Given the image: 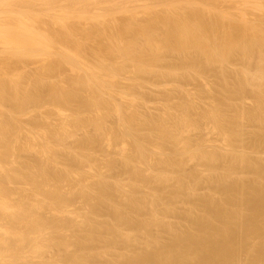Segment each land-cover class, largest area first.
Masks as SVG:
<instances>
[{"label": "bare ground", "instance_id": "obj_1", "mask_svg": "<svg viewBox=\"0 0 264 264\" xmlns=\"http://www.w3.org/2000/svg\"><path fill=\"white\" fill-rule=\"evenodd\" d=\"M92 1H94L95 2V6H93L92 4H94V2L92 3ZM99 1V0H98ZM98 1L97 0H0V54L2 53V54H4V56H7V57H5V58H9L10 57V55H11V58L12 59H8V60H13V57H12V55H14V60H15V62L14 61H11V62H9L8 63V65L10 64V66L12 67V65H13V63H14V65H13V67L14 66H17L16 67V69H18L17 71H16V69H10L8 72H7V70L10 68V66H9V68L8 69H4L5 68V65H6V67H8L7 66V61H6V63H2L1 64V62H0V126L2 127V128H0V130H1V133L3 132L2 130H3V127L6 129V128H8L9 129V126H12L13 127V122H17V121H19V118H18V116H16L17 118H18V120L16 119V117H14L15 116V114H14V116H13V113H15V111H17L16 109H15V107L13 108V110L15 109V111H12V113H10L11 115L10 116H13L14 118H15V121L14 120H12L11 118H10V120L8 119L7 120V118H8V116L5 114V111H6V109L8 108V106H6V102L8 103V101H10V103H9V105L12 103L11 101H13V102H15V101H17V105H16V102H15V106H17L16 108L18 109V111L19 110H21L22 112H23V110H25L26 109V107H24L25 105H29L30 103H32L33 101L35 102V101H38L39 99H42V97L41 98H39L38 97V95H37V93L38 94H40V92H41V90L39 91V89L37 90L38 92H35V88L37 87H39V86H41L42 87V85L39 83V81H41L42 82V84H44L45 83V78H44V76H42V74H38V73H40V69H39V71L36 69V72H38V73H36V74H38L39 76H41V78L43 77V80L41 79V80H39V78L40 77H35V79H37L38 78V80L39 81H37V80H35V81H37L38 82V84L37 85H39V86H36L35 84H36V82H35V87H34V92L33 91H31V92H33V93H35V94H30V93H26V91H24V90H27L28 91V87H31V85H32V87L34 86L32 83H33V81L32 82H30V81H27V79H26V76L24 77L25 79H24V81L22 80V79H20L21 77H20V75L22 74V73H24V72H20V71H23L24 69H25V65H23V67H24V69H23V67L21 68V69H23V70H21L20 69V67H21V65H19L18 66V64L19 63H21V61H22V59H23V57H25V53H27V51L29 52L28 53V55L32 58V57H35L36 55H38V56H36V59L37 58H39L40 56H41V60H43L46 56H48L49 57V55H50V57H54V59H56L57 60V62H59L58 64H61V61H63L64 63H68V64H70V68L72 69V71L73 72H75V73H77L76 75H74L73 73V76H72V78L69 80H65V78H66V75H65V78H64V80H62V77L63 76H61V79L58 81V79H53V80H51V81H53V82H50L49 83V80H50V78L51 77H49V80H48V83H45L46 85H47V87L49 88L48 89V92L47 91H45L46 89H44L45 87H46V85L43 87V91L44 92H47V94H49L51 97H52V99H54L55 101H59L57 104H60L61 105V102L62 103H64V104H66L67 106H69L70 105V102H72V104L71 105H73V101L72 100H74V101H76V99L78 100H82V102H86V104H89L88 106H91L92 107V105H93V103L95 102V100H92V98L93 99H95V96L94 97H91L90 99H89V94L87 95V94H85V95H83V92H82V90H84L85 88H86V91H89L91 94H92V92H93V90H96V94H99V93H97L98 92V89H95L97 86H100V87H98L99 89H101V91L102 90H105V91H103L104 93L103 94H105V92H106V95H108V96H110V98H114L113 96L114 95H112V93H116V91H118V90H120L121 88H118L119 87V83L120 84H123L124 82H122L121 83V80H116V79H118L119 77L118 76H120V74H122V72H123V69H124V71L126 70H129L128 68L126 69V67H127V65L129 66V63L128 62H130L131 60L133 61L134 60V62L133 63H135L134 65L131 63L130 65H133V66H136V68L135 67H133L132 66V68L134 69L135 68V70H136V72L138 71H141L144 67V71H142V72H144L145 73V71H147L148 69L150 70V68H148V66H151L152 68H154L153 66H154V63H155V65H156V63H158V62H162V61H164V59L166 58L167 59V57L169 56L168 54H171V52L172 53H174L175 51L177 52L178 50H179V56H182L181 55V53L183 52V50L184 51H187L188 52V50H189V52H192L191 50H193L195 53H196V51L198 52V55H200V57L202 58V60L201 61H199V64L205 59V62H203V64H200V66H202V65H204V64H206V65H204L205 67L207 66V65H209L210 67H211V65L210 64H214V63H219L220 61H223V63L225 62L224 60H226V58H228V57H232V59H233V56H234V59H237L236 57H238V61H239V58L241 59V60H245L244 61V63L242 64V66L243 65H245L246 64V62L247 63H250L249 64V67H248V65H247V68H244V66H243V68H241V71H240V66H239V70L238 71H240L239 72V74H238V76L240 77V79H239V77L238 76H236V77H238L237 78V80L239 79V88L240 89H242L241 87H243V85H245L246 86V84H247V86L249 87V86H251L252 85V88H253V90L251 91V92H254L255 94H256V102H254V103H256V104H253V102H252V104H253V107H251L252 109H251V111L248 109V111H247V109H246V106H245V111H244V108H242V107H244V106H241V108H240V110L241 109H243V112L242 113H240L241 111H238L240 114H238L239 116H237V113H236V116L238 117H234L233 115H231V116H233L234 118H235V120L236 119H238L239 120V118H240V120H241V116L243 115V118H245V116L250 120V119H253V120H257V121H259L260 123H262V124H264V1H262V0H223L224 2V6H221V8L220 7H218V8H220V10L218 11V10H216V11H218V12H216V13H214L215 14V16L213 17H211V12H210V14L208 15L206 12L208 11L209 12V10L211 11V9H210V6L207 4L206 5V3L205 2H202L201 0V2L200 3H205L203 6L199 3V1H195V2H193V0H192V2H193V4H191L192 6H194V4H195V6H197V8H195L193 11H194V13L192 12L191 14H188L187 13V11H186V13H185V11L183 12V13H185L186 15H182V17L183 16H185V18H179L178 19V17L174 20L173 19V17H175V16H172L171 18H169L170 16H171V13H170V15H169V17H168V20H172V21H169L168 22V25H166V27L168 26L169 27V30H167L166 32V34H164L163 36V38H160V35L158 36V38L159 39H157V37H153V35L152 34H154L155 32H154V30L155 31H157L156 29H153V26H154V23L155 22H157V21H155L154 23H153V20H155V19H159V17H157V18H153V20L151 21V23H147L148 24V26H149V29H148V31H146L145 30V33L143 34L144 36H145V40L144 41H146V44H147V42H148V46H149V49H150V52H149V55H148V50H146V48H145V50L147 51L146 53L145 52H143V51H145L144 50V48H143V50H141L142 49V47H147L148 48V46L146 45V44H144L145 42H143V44L145 45V46H140V48H139V46H137L136 45V43H133V42H131V40H129V42H127V43H129V44H125V43H123L122 42V36H125V35H123V33H121V32H118V33H120L119 34V36H121L122 38H119L118 37V34L116 35V33H115V41H113L114 39H113V37H108V40H109V42L108 41H106V42H108L109 43V47L108 48H106V47H104V48H106V50L108 51H105V55L104 56H102L101 58H100V60H98L95 64L92 62V63H90V61H87L89 58L87 57H85L86 55H85V53H86V51H88V43L90 42V41H92V39H93V41H94V43H96V40L97 39H99L100 37H102V35H103V33H104V36L103 37H105V33L106 34H108L107 33V31L109 30V28H107L108 30L106 31V27H105V25H101V26H103L102 28H101V26H100V18L102 17L101 15L103 14H99V13H95V12H99V10H97L95 7L96 6H98ZM102 1H105V3H106V1H108V0H101V2ZM111 1V0H110ZM110 1H108V3H110ZM122 1V0H121ZM126 1V0H125ZM130 1V0H129ZM136 1H138V0H136ZM141 1V0H140ZM147 1H149V0H147ZM174 1L175 0H173V1H171V0H163L162 1V3L164 2L166 5H167V7H172V6H170L169 4H172V5H174L173 3H174ZM187 1V0H186ZM189 1V0H188ZM187 1V3H189ZM206 1V0H205ZM209 1H211V0H209ZM214 1V0H213ZM112 2V1H111ZM117 3L119 2L120 3V1L118 0V1H116ZM124 2V1H123ZM128 2V1H127ZM126 2V3H127ZM146 2V1H145ZM150 2H152V1H150ZM177 2H178V0H177ZM181 2H182V0H181ZM185 2V1H184ZM212 2V1H211ZM210 2V3H211ZM215 2V1H214ZM100 3V2H99ZM102 3H104V2H102ZM102 3H100L101 5H102ZM125 3V2H124ZM125 3V4H126ZM138 3V2H137ZM136 3V4H137ZM140 3V2H139ZM142 3V2H141ZM140 3V4H141ZM148 3V2H147ZM162 3H159V5H161ZM175 3H176V1H175ZM186 3V2H185ZM186 3V4H187ZM208 3V2H207ZM209 3V4H210ZM216 3H218V1L216 2ZM107 4V3H106ZM114 4V3H113ZM129 5H130V2L128 3ZM132 4H135V3H132ZM139 4V5H140ZM144 4V3H143ZM183 4V3H182ZM181 4V5H182ZM197 4H199L200 6H199V8H198V5ZM213 4V3H212ZM101 5H99V6H101ZM118 5V4H117ZM127 6L126 8H128V7H130V6ZM147 5V4H146ZM114 6V5H113ZM124 6V5H123ZM142 6V5H141ZM145 6V5H144ZM144 6H142L143 8H144ZM152 5H150V6H148V7H151ZM155 6V5H154ZM153 6V7H154ZM178 6V5H177ZM179 6H180V4H179ZM183 6V5H182ZM182 6L180 7V8H182ZM213 6H215V4L213 5ZM213 6H211V8H213ZM219 6V5H218ZM106 7V6H105ZM152 7V8H153ZM165 7V6H164ZM166 7V8H167ZM184 7V6H183ZM188 7V6H187ZM111 8V7H110ZM117 8V7H116ZM132 8H134V9H136L135 7H132ZM131 8V9H132ZM147 8V7H146ZM177 8V7H176ZM179 8V7H178ZM186 8V7H185ZM189 8H191V7H189ZM217 8V7H216ZM97 11H96V10ZM98 9H101L100 7L98 8ZM108 9H109V7H108ZM123 9V8H122ZM122 9H121V11H122ZM131 9H129V10H131ZM139 9V8H138ZM137 9V10H138ZM150 9V8H149ZM154 9V8H153ZM173 9H175L174 7H173ZM107 10V9H106ZM113 10H114V8H113ZM126 9H124V11H125ZM128 9L126 10L127 12L129 11ZM152 10V9H151ZM160 10V9H159ZM171 10V9H170ZM184 10V9H183ZM196 10V11H195ZM57 11H59V13L57 12ZM102 11H104L103 10V7H102ZM101 10H100V12H102ZM112 11V10H111ZM123 11V12H124ZM140 11V13H141V9L139 10ZM143 11V10H142ZM147 11H148V9H147ZM171 11H173V10H171ZM175 11H176V9H175ZM180 11H182V10H180ZM189 11V10H188ZM192 11V10H191ZM250 11H254L255 12V14H256V12H259V13H261V18H259V20L261 19V21L259 22V20L257 19V18H255V19H257L256 21L255 20H252L253 18H250V16H252L251 14L253 13H251L250 15H249V13H250ZM113 13H114V11H112ZM115 12H117V11H115ZM134 12H136V11H134ZM138 12V11H137ZM151 12V11H150ZM149 11H148V13H150ZM164 12V11H163ZM168 12H170L169 10H168ZM177 12H178V9H177ZM57 13V14H56ZM104 13H105V11H104ZM111 12H109V14H110ZM128 13H130V14H132L130 11L128 12ZM143 13V12H142ZM141 13V14H142ZM146 13V12H145ZM147 13V14H148ZM172 13H174V12H172ZM180 13V12H179ZM189 13H190V11H189ZM258 13V14H259ZM108 16H112V15H109L108 14V12L106 13ZM112 14V13H111ZM119 14V13H118ZM120 14H122V13H120ZM124 14V13H123ZM136 14V13H135ZM134 14V15H135ZM138 14V13H137ZM157 14V13H156ZM254 14V15H255ZM106 15V16H107ZM117 15V14H116ZM116 15H113V17L114 16H116ZM126 15V14H125ZM124 15V16H125ZM146 15V14H145ZM165 15V14H164ZM254 15H253V17H254ZM106 16H104V18L102 17V19H105L106 18ZM128 16V15H127ZM131 16V15H130ZM143 16V15H142ZM158 16V15H157ZM258 15H256V17H257ZM77 17V18H76ZM112 17V18H113ZM117 17V16H116ZM115 17V18H116ZM140 17H141V15H140ZM148 17V16H147ZM151 17V16H150ZM149 17V18H150ZM167 17V16H166ZM166 17H165V19H166ZM179 17H181L180 15H179ZM258 17H260V16H258ZM73 20L74 18H76V20H75V22L77 21V19L79 18L80 20L82 19V20H91L92 22L94 21V24H97V22H99L98 24H99V27L98 26H95V27H92V26H87L86 25V23H85V25H82L83 24V22H82V20H81V25L82 26H80V27H82V28H80V30H81V34H83L82 32H84V35L85 34H87V36H89V33H90V36L89 37H87V36H84V35H81V36H79V33H80V30H78V35H77V29H79L77 26V28L76 27H74V29H75V31H74V29H73V31L72 30H70L71 28V26H68V25H65V23L68 21V20ZM73 18V19H72ZM124 18V17H123ZM127 18L128 17H126V18H124V19H126L127 20ZM131 18V17H130ZM136 18H137V16H136ZM143 18V17H142ZM148 18V19H149ZM78 19V20H79ZM134 19V18H133ZM163 19H164V17H163ZM162 19V20H163ZM164 19V20H165ZM88 20V21H89ZM105 20H109V17H108V19H105ZM105 20H102V21H104V22H106ZM111 20V19H110ZM109 20V21H110ZM116 20V19H115ZM121 20H123V19H121ZM130 20V19H129ZM137 20V19H136ZM160 20L161 19H159L158 21L160 22ZM167 20V21H168ZM45 21H51L52 22V25H54L53 23H55V27H57V26H59V24L60 23H62V24H60V25H65L64 27H63V29L62 30H60V34H61V36H59V37H61V38H59L58 36V38L56 39L57 41H58V43H57V41L55 40V38H54V40H53V38H51L50 36H54V35H50L51 33H53V32H51V33H49L48 34V30L47 31H45L42 27H45ZM65 21V22H64ZM97 21V22H96ZM102 21H101V24H102ZM112 21V20H111ZM111 21L109 22L112 26H113V24L111 23ZM113 21H114V19H113ZM112 21V22H113ZM135 21V20H134ZM145 21V20H144ZM149 21V20H148ZM147 21V22H148ZM255 21V22H254ZM69 22H71V21H69ZM69 22H67L68 24H69ZM96 22V23H95ZM103 22V23H104ZM129 21H127V23H128ZM133 22V21H132ZM131 22V23H132ZM150 22V21H149ZM173 22H174V24H173ZM58 23V24H57ZM77 23H79V22H77ZM77 23H75V24H77ZM87 23H89V22H87ZM107 23H108V21H107ZM119 23H121V21L119 22ZM118 23V24H119ZM123 23V22H122ZM141 23H142V21H141ZM145 23V22H144ZM72 24H74V22L72 23ZM72 24H70V25H72ZM90 24V23H89ZM129 24V23H128ZM146 24V23H145ZM146 24V25H147ZM155 24H157V23H155ZM160 24H161V22H160ZM164 24V21L162 22V25ZM165 24H166V22H165ZM164 24V25H165ZM219 24H224V27L221 25V27H223V28H221V29H223V31H224V33H222V34H224V35H222V36H217V34L215 33L216 31H218L217 30V26H219ZM49 25H50V28H51V24H50V22H49ZM91 25H92V23H91ZM126 25V24H125ZM138 25V24H137ZM141 25V24H140ZM146 25H144V26H146ZM73 26V25H72ZM75 26V25H74ZM94 26V25H93ZM107 27H109L110 25L109 24H107L106 25ZM115 26V25H114ZM116 26H117V24H116ZM116 26H115V29H116ZM142 26V25H141ZM158 26V25H157ZM225 26H227L226 28L228 29H226L225 28ZM228 26H229V28H228ZM46 27H47V25H46ZM53 27V26H52ZM60 28H61V26H59ZM66 27H69V28H66ZM105 27V28H104ZM126 27V26H125ZM136 27V26H135ZM135 27H133L134 29H135ZM137 27H139V25L137 26ZM147 27V26H146ZM156 27V26H155ZM165 27V26H164ZM47 28H49V26L47 27ZM49 28V29H50ZM94 28V29H93ZM100 28V29H99ZM110 28H112V27H110ZM118 28H120L119 26H118ZM121 28H123V27H121ZM141 28V27H140ZM163 28V27H162ZM64 29H67L66 30V33H67V35H66V33L65 32H62V31H65ZM95 29H96V31H99V32H96L95 31ZM124 29V28H123ZM133 29V30H134ZM146 29V28H145ZM160 30H161V27L159 28ZM215 29H216V31H215ZM218 29H220V26H219V28ZM55 30H56V28H55ZM58 30V29H57ZM103 30H105V31H103ZM112 30L114 31V29L112 28ZM131 30V29H130ZM129 30V31H130ZM139 30V33H140V35H141V32H140V29H138ZM149 30L150 31H153V33H147V32H149ZM160 30H158V31H160ZM163 30H165V28L163 29ZM227 30V31H226ZM53 31V30H52ZM92 31H94L93 33H91ZM103 31V33L101 34V32ZM113 31H111V32H113ZM116 31H118V30H116ZM129 31L126 33L127 34V36H128V33H129ZM223 31H221V32H223ZM46 32V33H45ZM58 32V31H57ZM56 32V35H58V33ZM74 32H76V34L74 33ZM124 32V31H123ZM131 32V31H130ZM132 32H134V31H132ZM143 32V31H142ZM63 33L65 34L64 36H66V38L65 37H63ZM137 34V36L139 35V33H138V31L136 32ZM146 33L148 34V35H146ZM159 33V32H158ZM160 33H162V32H160ZM163 33H165L164 31H163ZM156 34H157V32H156ZM220 34V33H219ZM50 35V36H49ZM56 35H55V37H56ZM79 36V37H84V40L82 39V38H77V36ZM112 35V34H111ZM107 36V35H106ZM113 36V35H112ZM118 37V39H119V41H121L122 43H123V45H122V43L121 42H119L118 41V43H116V41H117V37ZM136 36V37H137ZM102 37V38H103ZM134 37H135V33H134ZM162 37V36H161ZM51 38V39H50ZM63 38H64V40H63ZM69 38V39H68ZM111 38V39H110ZM127 38V37H126ZM139 38V37H138ZM138 38H135V39H138ZM89 39H91V40H89ZM106 39V38H105ZM113 39V40H112ZM121 39V40H120ZM134 39V40H135ZM140 39V38H139ZM141 39H143V38H141ZM51 40H53V41H51ZM67 40H70L69 42V44H71V47H69L70 45L69 44H65L66 42H67ZM101 40V39H100ZM99 40V41H100ZM134 40H132V41H134ZM89 41V42H88ZM93 41L91 42L92 43V45H94V43H93ZM98 41V40H97ZM102 41V40H101ZM124 41V40H123ZM128 41V40H127ZM124 42H126V41H124ZM139 42H141V41H139ZM63 44V45H67L68 46V48H67V46L65 47V46H59V44ZM90 43V44H91ZM103 43H104V41H103ZM106 44V43H105ZM125 44V45H124ZM137 44L138 45H143V44H140V43H138V40H137ZM92 45H89V47L90 46H92ZM99 46V45H98ZM102 46V45H101ZM108 46V45H107ZM71 48V49H70ZM88 48V49H87ZM100 48V47H99ZM103 48V49H104ZM196 48V50H194ZM91 49L92 50H94V48H92L91 47ZM101 49V48H100ZM91 50V51H92ZM95 50H96V48H95ZM98 50V49H97ZM102 50V49H101ZM105 50V49H104ZM180 50L182 51L181 53H180ZM171 51V52H170ZM174 51V52H173ZM25 52V53H24ZM96 52V51H95ZM99 52V51H98ZM162 52H165V53H167L168 52V56L166 57V56H164L163 55V53ZM170 52V53H169ZM175 52V53H176ZM188 52V53H189ZM194 52H192V55H193V53ZM23 54L24 53V56L23 55H21V54ZM55 53H56V55H55ZM90 53V52H89ZM102 53V52H101ZM100 53V54H101ZM177 53V54H178ZM188 53L186 54H184V55H188ZM194 53V54H195ZM17 54V55H16ZM21 56H20V55ZM52 54H54L55 56H57V57H55L54 55H52ZM86 54H88V53H86ZM92 54V53H91ZM176 54V55H177ZM189 54H191V53H189ZM33 55H35V56H33ZM40 55V56H39ZM103 55V54H102ZM174 55V54H173ZM183 55V56H184ZM197 55V54H196ZM16 56V57H15ZM29 56H27L26 55V60H30L31 58H28ZM43 56V57H42ZM45 56V57H44ZM93 56H94V53H93ZM92 56V57H93ZM96 56H98V54L96 55ZM95 56V57H96ZM101 56V55H100ZM100 56H98V57H100ZM178 56V57H179ZM236 56V57H235ZM254 56H256V57H258V59H256ZM17 57H21L22 59H21V61H18L17 63H16V59H19V58H17ZM47 57V61H48V58ZM92 57H90V58H92ZM185 57H187V56H185ZM189 57H191V55L189 56L188 55V58ZM193 57H194V55H193ZM193 57H191V58H193ZM199 57V56H198ZM198 57H196V59L198 58ZM2 58V57H1ZM4 58V57H3ZM28 58V59H27ZM87 60H86V59ZM195 58V57H194ZM204 58V59H203ZM243 58V59H242ZM253 58H255L254 60H252ZM32 59H35V58H32ZM169 59V58H168ZM180 59V58H179ZM186 59V58H185ZM184 58L180 61V62H183V65H188V63L189 62H186L187 60L188 61H191V63L193 64V62H196V63H198L197 61L199 60V59H187V60H185ZM232 59H231V61H232ZM5 60H7V59H5ZM26 60H24L25 62L24 63H28V61L26 62ZM45 61H46V58L44 59ZM55 60V61H56ZM60 60V61H59ZM97 60V59H96ZM135 60H136V62H135ZM185 60V61H184ZM228 60H230L229 58L227 59V61H226V63H224V68H225V66H227V67H229V63L227 64V62H229ZM235 61V63L237 62V63H239L238 61ZM2 61H4V59H2ZM35 61V60H34ZM44 61V62H45ZM50 62H51V60H49ZM55 61H53V59H52V62H55ZM95 61V60H94ZM167 60H165V62H166ZM170 61V60H169ZM172 61V60H171ZM254 61H256L257 62V64L255 65V66H251V64H253L254 65ZM5 62V61H4ZM31 62H32V60H31ZM39 62V61H38ZM40 62H42V61H40ZM39 62V63H40ZM57 62H55V63H57ZM62 62V63H63ZM164 62V63H165ZM179 62V61H178ZM254 62V63H253ZM16 63V64H15ZM24 63H21V64H24ZM36 63H37V61H36ZM66 63V64H67ZM186 63V64H185ZM221 63V62H220ZM230 63H232L233 65H234V63L233 62H230ZM242 63V62H241ZM48 65V63L46 62L45 63V65L44 64H39V65H42L41 67H43L42 68V72H43V75H46L47 73L48 74H51V76H52V73H54V71H56V70H58V68H56V65H55V67H50L51 65H52V63H50V66H47ZM150 64V65H149ZM162 64V63H161ZM192 64H191V67L189 66L190 65V63H189V68H190V71H191V68H192V72L193 71H197L198 70V68H196V66H198V64L196 65H194V67L196 68H194V67H192ZM227 64V65H226ZM28 65V64H27ZM33 65H34V63H33ZM32 65V66H33ZM44 65V66H43ZM54 65H52V66H54ZM153 65V66H152ZM158 65V64H157ZM156 65V66H157ZM179 65V64H178ZM215 65V64H214ZM220 65H222L221 67L223 68V64L221 63ZM232 65V66H233ZM241 65V64H240ZM2 66L4 67L3 68V70H5L6 71V74H3V72L5 73V71H2ZM48 67V68H44V67ZM60 66V65H59ZM180 66V65H179ZM188 66H186V68H188ZM236 66H238V65H236ZM241 66V67H242ZM19 67V68H18ZM28 67V66H27ZM29 67H30V64H29ZM40 67V66H39ZM58 67V66H57ZM61 67H62V64H61ZM119 67V68H118ZM131 66H129V68H130ZM146 67L148 68L147 70H146ZM162 67V66H161ZM165 67H166V64H165ZM164 67V68H165ZM169 67V69H172V68H170V66H168ZM180 67H182L183 68V66H180ZM199 67V66H198ZM204 67V68H205ZM208 67V66H207ZM213 67V66H212ZM220 67V68H221ZM234 67H235V65H234ZM246 67V66H245ZM35 68H38L37 66L35 67ZM35 68L34 69H32V71L33 70H35ZM55 68V69H54ZM65 68V67H64ZM68 68V67H67ZM152 68H151V70H152ZM156 69H157V67H155ZM163 68V67H162ZM161 68V69H162ZM176 68V67H175ZM175 68H173V69H175ZM185 68V67H184ZM185 68V69H186ZM189 68H188V70H189ZM193 68H194V70H193ZM200 68V67H199ZM202 68H203V66H202ZM219 68V69H220ZM223 68V69H224ZM30 69H31V67H30ZM121 69L122 70V72H121V70L119 71V70ZM159 70H160V65H159V68H158ZM166 69H168V68H166ZM181 69V68H180ZM234 69V68H233ZM232 69V70H233ZM12 70H13V72H12ZM183 71H184V69H182ZM201 71H202V69H200ZM206 71V69H203V71ZM230 70V69H229ZM235 70H236V67H235ZM25 71H28V68H26L25 69ZM31 71V70H30ZM31 71V72H32ZM153 71V70H152ZM163 72H164V69L162 70ZM166 71H170V70H166ZM181 71V70H180ZM183 71H181V72H183ZM187 71V70H186ZM228 71V70H227ZM226 71V72H227ZM237 71V70H236ZM237 71V72H238ZM2 72V73H1ZM29 72V71H28ZM27 72V73H28ZM47 72V73H46ZM58 72V71H57ZM61 72V71H60ZM63 72V71H62ZM62 72H61V75H62ZM66 72V71H65ZM68 72V71H67ZM69 72H71V71H69ZM118 72H121V73H118ZM128 72V71H127ZM133 72V71H132ZM135 72V71H134ZM133 72V73H134ZM155 72V71H154ZM154 72H152V73H154ZM158 72V71H157ZM172 74L174 73V72H177L176 70L174 71V72H172V71H170ZM179 72V71H178ZM177 72V73H178ZM224 70H223V73L221 72V74H224ZM19 73V74H18ZM21 73V74H20ZM33 73V72H32ZM31 73V74H32ZM35 73V72H34ZM45 73V74H44ZM124 73H126V72H123V74ZM132 73V74H133ZM140 73V72H139ZM150 73V72H149ZM166 73H168V72H166ZM176 73V74H177ZM190 72H188L187 74H189ZM194 74H195V72H193ZM196 73H198V72H196ZM199 73H201V75H202V72H199ZM228 73V72H227ZM234 73V72H233ZM236 73V72H235ZM28 74H30V73H28ZM36 74H34V75H36ZM54 74H56V73H54ZM57 74H60V73H57ZM65 74V73H64ZM67 74V73H66ZM122 74V75H123ZM127 74V73H126ZM156 74V73H155ZM154 74V75H155ZM160 74H161V72H160ZM159 74V75H160ZM182 74V73H181ZM185 74V73H184ZM194 74H193V76H194ZM229 74V73H228ZM237 74V73H236ZM25 75H27L26 73H25ZM68 75V74H67ZM118 75V76H117ZM131 75V73L129 74V76ZM140 75H141V73H140ZM162 75V74H161ZM191 75V74H190ZM196 75V74H195ZM21 76H24V74L23 75H21ZM29 77L28 78H31V79H33L34 78V76L32 77L31 75H28ZM37 76V75H36ZM47 76V75H46ZM59 76V75H58ZM57 76V77H58ZM125 76V75H124ZM128 76V77H129ZM132 76V75H131ZM131 76H130V78H129V80H131V83L133 82V84H134V80L133 79H135V77L137 76L138 77V75L137 74H135L134 73V78H132L131 79ZM165 76V75H164ZM189 76V75H188ZM193 76H192V78H193ZM198 76V74L196 75V77ZM209 76H210V74H209ZM213 76V75H212ZM220 76V75H219ZM225 75H223L221 78H223ZM70 77V76H69ZM128 77L126 76V79H127V81H128ZM168 77V76H167ZM207 77V76H206ZM48 78V77H47ZM121 78H123V76L122 77H120L119 79H121ZM143 78V77H142ZM160 78V77H159ZM203 78V77H202ZM234 78V77H233ZM30 79V80H31ZM141 79V78H140ZM204 79V78H203ZM207 79V78H206ZM213 79V78H212ZM235 79V78H234ZM56 82H55V81ZM133 80V81H132ZM136 80H137V78H136ZM186 80V79H185ZM198 80V79H197ZM205 80V79H204ZM220 80V79H219ZM227 80V78L224 80L225 82H227L226 81ZM236 80V81H237ZM26 81H27V84L30 82V86L29 85H26L25 83H26ZM137 81H139V80H137ZM228 81H230V79L228 80ZM24 83V85H26L24 88H26V89H24V90H22V84ZM126 82V81H125ZM201 82V81H200ZM205 82V81H204ZM214 82V81H213ZM218 82V81H217ZM224 82V84H226L227 85V83H225ZM136 83H139V82H136ZM142 83H144L143 82V80H142ZM165 84L167 83V82H164ZM170 82H168L167 84H169ZM196 83V82H195ZM206 83V82H205ZM232 83H233V80H232ZM209 84V83H208ZM124 85V84H123ZM122 85V86H123ZM126 85V84H125ZM207 85V84H206ZM210 85V84H209ZM208 85V86H209ZM218 85V84H217ZM127 86V85H126ZM125 86V87H126ZM135 86V85H134ZM137 86V85H136ZM138 86H139V84H138ZM184 86V85H183ZM183 86L181 87V88H183ZM213 86V85H212ZM216 86V85H215ZM245 86L243 87V88H245ZM129 87H131V86H129ZM128 86H127V88H129ZM169 87V86H168ZM207 87V86H206ZM210 87V86H209ZM219 87V86H218ZM231 87V86H230ZM234 87H236V86H234ZM40 88V87H39ZM81 88H84V89H82L81 90ZM143 88V87H142ZM141 88V89H142ZM187 88V87H186ZM238 88V89H239ZM32 89V88H31ZM31 89H29V90H31ZM89 89V90H88ZM134 89H135V87H134ZM171 89V88H170ZM211 89V88H210ZM224 89V88H223ZM229 89V88H228ZM237 89V88H236ZM235 90V91H238V94H239V90ZM81 90V91H80ZM92 90V91H91ZM166 90H167V88H166ZM177 90V89H176ZM183 90V89H182ZM189 90V89H188ZM198 90H200V89H198ZM203 90H204V88H203ZM212 90V89H211ZM217 90H219L218 88H217ZM243 90H245V89H242V91ZM251 90V89H250ZM23 91V92H22ZM107 91H108V93H107ZM121 91V90H120ZM120 91H118L120 94H115V97H116V99L118 98L116 95H120L119 97H121V99H123V97L122 96H124V100H126L129 96H130V94L132 93H130V91H129V93L128 92H123L124 90H123V88H122V91L120 92ZM125 91H128V89L126 90V88H125ZM143 91V90H142ZM168 91H169V89H168ZM173 91V90H172ZM187 91V90H186ZM231 91V90H230ZM241 91V92H242ZM30 92V91H29ZM100 92V91H99ZM183 92V91H182ZM189 93H190V90L188 91ZM192 92V91H191ZM226 92V91H225ZM240 92V93H241ZM245 92V91H244ZM87 93V92H86ZM111 93V94H110ZM126 93H128V94H126ZM134 93V92H133ZM180 93V92H179ZM187 93V92H186ZM203 93V92H202ZM202 93H201V95H202ZM213 93V92H212ZM215 93H217V92H215ZM221 93V92H220ZM224 93V92H223ZM23 96V94H27L26 95V97L25 96H23V98L22 97H20L21 95ZM43 95H45L46 93H42ZM102 94V95H103ZM122 94V95H121ZM230 93H228V98L229 97H231L230 95H229ZM242 94V93H241ZM246 94V93H245ZM254 94V95H255ZM48 95V96H49ZM87 95V96H86ZM106 95H104V96H106ZM112 95V96H111ZM127 95H128V97H127ZM135 95H137V94H135ZM134 95V96H135ZM182 95V94H181ZM186 95H188V94H186ZM214 95H216V94H214ZM243 95H244V93H243ZM247 95H248V93H247ZM92 96V95H91ZM107 96V97H108ZM126 96V97H125ZM130 96V98H131V100L132 99H136V97L138 96ZM165 96V95H164ZM190 96V95H189ZM188 96V97H189ZM191 96H192V94H191ZM191 96L189 97L190 99H191ZM194 96L197 98V96L195 95V93H194ZM204 96V95H203ZM217 96V95H216ZM219 97H220V95H218ZM234 96V95H233ZM51 97H48V98H50L51 99ZM96 97H98V95L96 96ZM132 97H134V98H132ZM144 97V96H143ZM171 97V96H170ZM194 97V98H195ZM242 97H244V96H242ZM246 97V96H245ZM244 97V98H245ZM252 97H254V99L253 100H255V96H252ZM45 98V97H44ZM47 98V99H48ZM101 98V97H100ZM102 98H104V97H102ZM130 98H128L127 100L129 101V99ZM139 97H137V99H138ZM177 98V97H176ZM184 98V97H183ZM187 98V97H186ZM199 98V97H198ZM198 98L196 99L197 101H198ZM201 98H203V97H201ZM208 98V97H207ZM215 98V97H214ZM223 98V97H222ZM227 98V97H226ZM226 98H224L225 100H226ZM228 98H227V100H228ZM236 98V97H235ZM235 98H233V99H235ZM50 99H49V102L48 103H50ZM98 99V98H97ZM112 99H109V101L110 100H112ZM119 99V98H118ZM140 100H142L141 98H139ZM145 98H143V100H144ZM200 99V98H199ZM204 99V98H203ZM218 99V98H217ZM240 99V98H239ZM243 99V98H242ZM250 99V98H249ZM104 100V99H103ZM108 100V99H107ZM130 100V101H131ZM174 100V99H173ZM195 99H194V101H193V99H191V101L189 102L190 104H192L193 105V103H195V105L197 104V101H196ZM212 100V99H211ZM230 100V99H229ZM226 101V102H230V101ZM247 100V99H246ZM53 101V100H52ZM98 101H101V100H98ZM167 101V100H166ZM177 101V100H176ZM183 101V100H182ZM185 101V100H184ZM189 101V100H188ZM187 101V102H188ZM199 101H201V99L199 100ZM251 101V100H250ZM34 102H33V104H34ZM38 102H40V101H38ZM43 102V101H42ZM40 103V104H43V103ZM45 102V101H44ZM121 102V101H120ZM125 102V101H124ZM133 102H135L136 103V100H133ZM132 101H131V103H133ZM139 102H141V101H139ZM186 102V101H185ZM191 102H193V103H191ZM202 102H204V100H202ZM215 102V101H214ZM232 102V101H231ZM230 102V103H231ZM238 102V101H237ZM240 102V101H239ZM28 103V104H27ZM37 103V102H36ZM35 103V105H37V106H39V103L38 104H36ZM53 103H54V101H53ZM76 103L77 104H79L80 102H78V101H76ZM97 103V102H96ZM111 102H109V104H110ZM112 103H113V100H112ZM111 103V104H112ZM114 103L116 104V107H117V105H119L120 107V109H119V111L121 110V106L122 105H120V104H118V101H117V103L115 102V98H114ZM112 104V105H115V104ZM135 103H133V104H135ZM146 103V102H145ZM161 103V102H160ZM168 103V102H167ZM169 103H171L172 104V102H169ZM169 103L168 104H166V105H168L169 106V110L167 111V109L165 108V107H167V106H165L164 104V109L168 112V113H166V111H164L163 110V112H165L164 113V115H165V117H166V115L167 114H169V112L171 111L170 110V105H169ZM212 103V102H211ZM224 103H225V101H224ZM230 103H226L227 105L228 104H230ZM246 103V102H245ZM249 103V102H248ZM32 104V105H33ZM56 104V102L54 103V105ZM63 104V105H64ZM77 104H75L74 106H76ZM92 104V105H91ZM104 104V103H103ZM105 104H106V102H105ZM110 104V107H108V108H110L111 109V107H112V105ZM129 105H128V107H130V106H134V105H130V102L128 103ZM175 104V103H174ZM173 104V105H174ZM179 104V103H178ZM206 104V103H205ZM214 104V103H213ZM232 104H234V103H231V105ZM236 104H238V103H236ZM243 104V103H242ZM31 105V104H30ZM70 105V106H71ZM83 105V104H82ZM81 105V106H82ZM95 105H97V104H95ZM137 105V104H136ZM142 105H144V104H142ZM141 105V106H142ZM160 105H162V104H160ZM176 105V104H175ZM183 105H185V103L183 104ZM198 105V104H197ZM220 105V104H219ZM245 105V104H244ZM248 105V104H247ZM255 105V106H254ZM12 106V105H11ZM11 106H9V107H11ZM40 106H42V105H40ZM44 106V105H43ZM79 106V105H78ZM81 106H79V107H81ZM94 106V105H93ZM98 106V105H97ZM102 106V105H101ZM149 106V105H148ZM179 106V105H178ZM177 106V107H178ZM181 106V105H180ZM186 106V105H185ZM188 107H189V105H187ZM191 106V105H190ZM208 106V105H207ZM213 106H217V104H214ZM212 106V108H211V111H212V109H213V111L212 112H210L209 110V112H210V115L212 116V117H214V119L209 115V119H211V121H212V123H213V121H216L215 123H216V125H217V127H216V130H218V132H219V134L221 135V136H223L222 138L223 139H225L226 138V140L225 141H229L228 142V144L231 142V144H229L228 146L226 145L227 144V142L225 143V145L227 146H225L227 149H225L226 151V155L224 154V152H223V156L226 158V160H227V158L231 161L230 162V164H229V166H228V164H225L224 163V165H227L228 166V168H229V170L232 172L233 171V169H235V166H237V163L238 162H241L240 164H242V162L244 163L245 162V164L247 163V161H250L251 162V158H248V154H250L251 152L250 151H252L251 149V147L253 146H244L243 147V145H245V144H243L242 146L240 145L239 147H243V150H241L240 151V153L238 152L240 149H238V148H234V147H236L237 145H236V141H234V145H236V146H233V140H235V138H236V136L237 135H240L241 134V136H242V133H239L240 132V129H243L244 127L242 126L243 124H244V122H243V124L241 123L240 124V126H241V128L240 127H237V126H239L238 125V123L239 122H241V121H244V119L242 118V120L241 121H237L236 120V122H238V123H234L235 121H234V118H226V115H229L228 113L225 115L224 113H223V115L225 116H223L222 115V112L224 111V109H225V106H223V104H221V106H219V107H224V109H223V111L221 112L220 111V113H219V109H217L216 111H215V109H214V107ZM238 106H239V104H238ZM5 107H6V109H5ZM28 107V106H27ZM34 107V106H33ZM32 107V108H33ZM52 107V106H51ZM59 107V106H58ZM73 107V106H72ZM78 107V108H79ZM86 107V106H85ZM99 108H100V104H99V106H98ZM172 107V106H171ZM177 107H174V108H177ZM184 107V106H183ZM195 108H196V106H194ZM193 107V108H194ZM201 107H202V105H201ZM200 107V108H201ZM209 107H211L210 106V104H209ZM229 107V106H228ZM42 108V107H41ZM50 108V107H49ZM48 108V109H49ZM77 108V107H76ZM76 108H74V109H76ZM84 108V107H83ZM103 107H101L100 109H102ZM107 108V107H106ZM123 108V107H122ZM173 108V107H172ZM185 108V107H184ZM187 108V107H186ZM192 108V109H193ZM200 108H198V109H200ZM227 108V107H226ZM237 108V107H236ZM239 108L237 109V110H239ZM10 109V108H9ZM37 109V108H36ZM35 108H34V111L36 110ZM45 109H47V108H45ZM55 109H57V108H55ZM64 109V108H63ZM72 109V108H71ZM89 109V108H88ZM93 109V108H92ZM115 110V108H112V110ZM117 109V110H118ZM124 109V108H123ZM127 109V108H126ZM135 109V108H134ZM138 109V108H137ZM180 109V108H179ZM210 109V108H209ZM11 110H12V108H11ZM11 110H8L7 109V111H10L11 112ZM26 110H28V108L26 109ZM38 110V109H37ZM42 110V109H41ZM58 110V115L60 116L59 118H61V120L63 121L64 120V123L63 124H65L66 123V126L68 125H70V124H68V122H67V119H66V117H69L68 115L67 116H65L66 114L64 113V112H62L63 110L62 109H57ZM66 110H68V109H65V111ZM81 110V109H80ZM102 110L103 111H106V114H104L105 112H102ZM102 110H100L101 112V114L103 113L104 115H106L107 116V109H105V108H103ZM128 110H131L130 108L128 109ZM149 110H150V107H149ZM177 110V109H176ZM188 110V109H187ZM221 110V109H220ZM6 111V112H7ZM17 111V112H18ZM31 111V110H30ZM40 111V110H39ZM50 111V110H49ZM71 111V110H70ZM74 111V110H73ZM73 111H71L72 113H73ZM76 111V110H75ZM90 111V110H89ZM96 111V110H95ZM98 111H99V109H98ZM110 111V112H109ZM123 110H121V114L120 113H114L115 114V116L117 115L118 117H119V115L118 114H120V116H122V115H124V116H126L127 117V114H129V111H127L128 113L127 114H124L123 112H122ZM132 111V110H131ZM130 111V112H131ZM135 111V110H134ZM134 111H132V112H134ZM159 111V110H158ZM173 111H174V109H173ZM180 111V110H179ZM182 111V110H181ZM185 111V110H184ZM188 111H190V109L188 110ZM199 111V110H198ZM207 111V110H206ZM233 111V110H232ZM231 111V112H232ZM235 111V110H234ZM47 113H48V111H46ZM70 112V113H71ZM77 112V111H76ZM81 112H83L82 110H81ZM111 112H115V111H111V110H108V113L110 114ZM117 112V111H116ZM140 113V111H137V113ZM191 112V111H190ZM193 112H196L195 113V115L197 114V111H192L191 113H193ZM205 112V111H204ZM209 112L207 113V114H209ZM227 112V111H226ZM230 112V113H231ZM236 112V111H235ZM246 113V115L245 114H243V113ZM8 113V112H7ZM21 113V112H20ZM24 113V112H23ZM23 113H21V115H19L18 113L16 114V115H19L20 116V118H22L21 116H22V114ZM27 113H28V111H27ZM35 113V112H34ZM44 113V112H43ZM70 113H68V114H70ZM85 113V112H84ZM96 113H98V112H96ZM123 113V114H122ZM135 113V112H134ZM137 113H135L134 114V118H136V116L139 114H137ZM142 113V112H141ZM140 113V114H141ZM147 113V112H146ZM145 113V114H146ZM149 113V112H148ZM158 113V112H157ZM172 113V112H171ZM174 113H176V112H174ZM173 113V114H174ZM183 113V112H182ZM202 113V112H201ZM211 113H214L215 114V116L214 115H212ZM219 113V114H218ZM5 114V115H4ZM30 115H32L33 114V112H32V114L31 113H29ZM44 114H46V113H44ZM75 114V113H74ZM78 114H81L80 113V111H79V113ZM86 115H87V113H85ZM85 114H81V116L80 115H78L77 116V114H75V115H72L73 117H72V124H71V126L67 129L66 128V130H60V129H58V126H61L62 125V123L60 124V125H56L57 126V129L59 130V131H64L63 133V136L64 135H68L69 133H70V135L71 136H74V138L76 137V135H75V133H73L74 135H72V132H76V131H78V128H79V132L78 133H80V130H83V128H84V130H86L87 128H85L88 124H90V123H93V122H91L92 121V117L90 118V120L87 118V117H85ZM102 114V115H103ZM108 114V115H109ZM111 114H113V113H111ZM137 114V115H136ZM162 114V113H161ZM172 114V115H173ZM179 114H181V112H179ZM189 114V113H188ZM207 114H205V115H207ZM222 116H221V115ZM232 114V113H231ZM3 115H4V117H3ZM24 115H25V113H24ZM34 115V114H33ZM40 115V114H39ZM47 115H49V114H47ZM46 115V116H47ZM52 115V114H51ZM50 115V116H51ZM83 115H84V117L86 118V119H84L83 118ZM92 115V114H91ZM96 115H98V114H96ZM133 115V114H132ZM131 114L130 115H128V116H132ZM144 115V114H143ZM150 115V114H149ZM153 115V114H152ZM156 115V114H155ZM158 115V114H157ZM185 115H187V114H185ZM201 115V114H200ZM241 115V116H240ZM5 116H7V118L5 117ZM26 117H27V114L25 115ZM53 116V115H52ZM55 116V115H54ZM88 116V115H87ZM93 117H94V114L92 115ZM124 116H122L123 118H124V120H127V119H125V117ZM141 116V115H140ZM139 116V117H140ZM145 116V115H144ZM160 116L163 118L164 116L163 115H159L158 117L157 116H155L156 117V120L155 121H161V120H163V119H161L160 118ZM174 116V115H173ZM182 116V114L180 115V117ZM30 117V116H29ZM39 117V116H38ZM42 117V116H41ZM49 117V116H48ZM71 117V116H70ZM74 117H77V118H79L80 117V119H75ZM105 117V116H104ZM103 117V118H104ZM112 117V116H111ZM117 117V120L119 121V122H121V123H123L122 122V120H123V118L122 117H120V118H118ZM133 117V116H132ZM131 117V118H132ZM138 117V119H140ZM147 117V116H146ZM145 117V119H147L149 122H151L150 121V119L149 118H146ZM154 117V116H153ZM154 117V118H155ZM164 117V118H165ZM169 117V116H168ZM172 117V116H171ZM192 117V116H191ZM194 117V116H193ZM197 117V115L195 116V118ZM201 117V116H200ZM203 117V116H202ZM211 117V118H210ZM4 118H6V120L9 122V123H7V121H5L7 124L6 125H4L5 123H4ZM47 118V117H46ZM83 118V119H82ZM98 118V117H97ZM100 119H103L102 118V116L100 115V117H99ZM95 119V120H93V121H96V123L98 122V124H95L97 127H98V129H97V132L99 131V129L102 131V130H104V126L106 127V129L105 130H107V128H108V126H106L107 124V120H105V121H103L104 123L103 124H101L100 122L102 121V120H100V119ZM106 119L108 118V117H105ZM113 118V117H112ZM116 118V117H115ZM122 118V119H121ZM142 118V117H141ZM160 118V119H159ZM173 118H175V117H173ZM186 118H187V116H186ZM185 118V119H186ZM204 119H205V116L203 117ZM246 118V119H247ZM35 119V118H34ZM49 119V118H48ZM69 119V118H68ZM71 119V118H70ZM70 119H69V121H70ZM75 119V120H74ZM94 119V118H93ZM114 119V118H113ZM133 119V118H132ZM143 119V118H142ZM142 119H141V122H143L142 121ZM157 119H159V120H157ZM166 119H168V118H166ZM165 119V120H166ZM188 119H189V117H188ZM194 119V118H193ZM192 119V120H193ZM207 119H208V116H207ZM207 119H205L206 121H208ZM12 120V121H11ZM17 120V121H16ZM23 120H24V118H23ZM22 119H21V121L18 123V125H19V127L18 128H20V129H22V131H24L26 128H28L29 127V125H28V123H27V125L26 124H24L22 121H23ZM26 120V119H25ZM30 120V119H29ZM37 120H38V118H37ZM36 120V121H37ZM52 120V119H51ZM50 120V121H51ZM54 120V122H55V118L53 119ZM100 122H99V121ZM104 120V119H103ZM110 120V119H109ZM108 120V121H109ZM117 120H116V122H117ZM144 120V119H143ZM152 120V119H151ZM153 120V122H155ZM175 120V119H174ZM173 120V121H174ZM181 120V119H180ZM200 120V119H199ZM10 121L12 122V123H10ZM33 121H35V120H33ZM35 121V123H38V121L36 122ZM40 122H41V120H39ZM46 121V120H45ZM137 121V123H138V120H136ZM136 121L134 120V124H133V121H132V124L130 123V121L129 120H127V121H125V123H123L124 125H121V123H119V124H117V125H119V126H121V127H119L118 126V128H119V132H121V129L120 128H122V126L124 127L123 129H124V131H125V135H121V133L123 134V129H122V131L123 132H121L120 134H119V136L118 135H115L114 133H113V135H112V132H110V133H107L108 134V136H109V134H111V136H109L110 137V141H112L116 136H118V137H120V135L121 136H124L125 138L126 137H128L127 139L130 141L131 139H129V138H131V136H129V133L130 134H132V140L130 141L131 143H132V141H133V143H135V144H131L130 142H126L125 140V138L124 137H121V138H123V140L124 141H122V140H120V141H122V143H123V145H124V142H125V145L124 146H126V144H128L127 145V147L126 148H129L128 150L125 148V147H123V145H121L122 147H123V149L121 148V146H120V148H117L116 146V151H114V154H112L113 153V151H112V153H111V151L109 152V151H107L106 152V157H105V153H104V156H102V157H105L106 158V160H107V162L105 161V163L107 164L108 163V165H110L111 164V166L112 167H115L114 166V163H112V162H116V161H118V160H116L117 158H118V156H120L121 158V160H123L122 162H124L123 164H125L126 165V167L129 169V167L128 166H130V167H132V170H134V172L137 174V177L134 175V177H136L135 179H133V182H130L132 179H129L128 178V182H130L131 183V185H128L129 183L127 182V184H126V182H125V180L123 181L120 177H117L118 176V174H117V178H118V180L116 181V179L113 177V179H115L114 180V182H115V184L114 183H112V182H108L109 181V178H111V177H109L108 179L105 177V179H107L108 181H104V182H106V186H104V184L105 183H103L102 181V177H104L105 175H104V173H102V171H98L97 172V176H96V173L95 174H91V170H93L92 169V166L93 165H91L92 163L90 162L91 160H90V158H89V163H91L90 164V167H88L87 165V167L86 166H83L84 167V169H85V167H86V171L83 169H81V171H82V174L80 173V174H78L79 172H77L76 170H74L75 168H73L72 167V169L78 174V175H76L75 174V172L73 171V173L71 172L72 170H71V168L69 169L68 168V164L66 165V163L64 162V164H63V162H60L61 160H62V158H63V160H66V159H64V157H62L61 156V158H60V156H59V153H57V149H59V151H61L62 153H63V151H62V149L68 144L67 143V141H63V142H65L66 143V145H63V146H61V144L60 143H58V142H61L62 140H65V138H67L66 140H68V142L71 140V139H68L69 137H63V136H61V134L60 133H57L56 132V130L54 131V130H50V128H49V125L48 124H46L47 123V121H46V123H44V126H42L41 125V130H39L40 128H38V127H34V128H29V133H31L32 131V129L34 130L32 133L33 134H29L28 133V130L27 131H24V132H26V134L28 133L29 135H34V133H36V135L40 132V134H38V135H40V137H39V139L41 138V134H49V133H51V135L52 136H54L53 137V139H56L55 141H57L59 138L61 139H59L57 142H54V140L52 141L54 144L55 143H58V144H60V146H61V149H60V147H59V145H57V147H55V145L52 143V142H50L51 140V138L49 139L48 137H50V136H48V134H47V136H43V138H41L40 140H41V142H40V140H39V142L40 143H42V141L44 140V138L46 137V141H47V143L48 142H50V144L48 143V144H46V143H42V144H39V142H38V140H37V143L35 142L36 140L35 139H33L32 138V136H28V137H26V136H24V137H26L27 139H30V138H32L33 139V141L31 142V141H29V140H27V139H24V140H26V141H28V142H30V143H26V141H25V143L27 144H25V143H22V141L20 142V140H23L22 138H24V137H22V134L24 133V132H22L21 131V137L19 136V133H20V129H16V130H13L14 129V127H13V131H16V134L18 135V140H19V142L20 143H18L17 141V138H15L14 136H16L17 137V135H15V132H14V134H12V132L10 131V129H11V127H10V129L8 130V129H6V134H7V131H9V132H11L10 133V135L12 134V135H14L13 136V138H15L17 141H15L14 140V142L17 144L18 143V145L19 144H23L24 146H22V145H20V146H22V147H24L25 149H26V151H27V153H29V150H31V149H33V150H31L32 152H37L36 154H37V157H41V158H44V159H46L50 164L52 163V164H56L55 165V167L57 166V167H60V166H65L66 165V168L64 169V171H63V169H61L62 171H63V173H62V171L60 172V173H62V175H60V173L58 172V175H54V174H57V171L58 170H56V171H54L53 169L55 168V167H53L52 169H50L51 171L53 170L54 172H56V173H52L51 171H49L48 169H47V165L46 164H44V159H42V160H34L33 158H32V160H33V162L31 161L30 163H31V165L33 166L34 164H36V162H37V164H39V162L40 161H42L43 162V165H46V166H44L43 167V165L42 164H40V166H38V169H39V167H41V165H42V170H41V174H42V176H40V177H43V178H41V179H39L40 177L38 176V175H36L37 177H39L38 179L36 178V182H37V180H38V182L36 183L35 182V177H34V173H37L38 172V169L35 167V166H37V165H35L34 167H35V169H34V173H32L33 172V168L31 169V167H27V166H25V164H22L21 163V160H19L18 161V158H21L20 156H19V154L17 153H15L16 151H19V153H20V149H21V152H22V149H24V148H20L19 149V147H18V149L16 150V145H14V143L10 140V138L9 137H11L12 138V135L11 136H9L8 138H9V142H11L12 143V145H13V148L11 147V143H9L8 142V140H7V137H6V135H4L3 133L1 134L0 133V264H46L45 263V258L44 257H46L45 255V253H47V256H49L50 255V253H49V247H50V251H51V249H55V247H51V246H57V243H55V242H57V239H58V242H59V246L58 247H56L59 251H60V254H62V250L63 249H65L63 246V244H67V247L69 248L68 250H70V247L71 246H73L72 245V242H74L75 240H73L74 239V237L76 236V237H79L80 236V234L78 235V231L76 232V230L74 229L75 228V226H76V228L78 227V228H80V226L81 227H83V228H81V230H83L84 229V226L83 225H85V223H87V225H89L90 223L88 222V221H91V224L92 225H89V226H91L92 227V231H94L95 233V235H97L96 236V240L98 241V239H100V238H104V236H105V233H108L109 234V236L111 235L113 238H114V240L111 238V242L113 243V241L114 242H116L117 241V239L119 240V242L121 243H129L128 245H134L135 243H136V241H135V243L134 244H131V241H133L135 238H134V236H136L135 234H134V236H133V232H135V231H131V232H129L130 230H133V228L132 229H130L129 231H127V232H125V230L124 231H122V228L123 227H125V226H127V228L128 227H135V226H133V221H135V222H137V224L138 225H140L141 227H144V231H145V229H146V231H151V229H154V225H158L157 227H159L160 225H159V222L163 219V218H168V216L167 217H160L159 215H161V216H163L165 213H163L162 212V209H160L161 207H163V205L161 206V207H158V210H160L163 214H160L159 213V215H158V212H160V211H158L157 210V208L155 209V206H156V204H154V203H156L155 201H154V203L152 202V204H154V206H153V209H155V210H153L152 209V204H150L149 202H147V203H145V204H150L151 206V210L152 211H150V213H151V216H148L147 217V215H146V217L149 219H144V220H142V217H144L145 215H141V219H138L137 218V212H140V211H142L143 212V209H145L144 207H145V205H144V207H143V203L142 202H145L146 200H148L149 201V199H147V197H146V199L145 200H142L143 199V197H145V196H147V193L146 192H148V193H152V191L153 190H155V191H157L156 192V196H153L152 194V196H153V198L155 197V199H151L150 201H152V200H156L158 203H159V201H162L163 199H162V197H161V195H159V194H161V189L159 190V188L158 187H156L155 188V186H158L157 184V182H162L163 180H164V182H166L167 184L169 183V181H172V180H170L171 179V177H173L174 176V178H175V176H176V174H174L173 172H172V174H174V175H171L170 174V171L167 169L166 170V172H164V171H162V172H160L159 171V165L158 164H160V163H162V164H165L164 165V167H168L169 169L171 168V170H172V168L173 169H176L175 167H177V168H184V166H185V164H186V162H187V164H189L188 163V160L189 159H196L195 157H197L196 155H199L198 157H200V156H202V158L201 159H204L207 163V165H208V167H211V168H213V169H210L211 171L212 170H215L214 172H216V170L217 169H215L214 167H213V164L214 163H216V162H219L221 159L219 158L220 157V155H219V157L218 156H216V154L215 153H212L213 151H210L211 153H208V154H206V151H204L205 150V148L204 147H207L205 144H207V142L206 143H204V144H202V141L203 140H200V142H198L200 145H198L197 146V141H196V143H195V145H192V143H190V142H186L187 144H185L184 145V141H183V144H182V141L181 142H179V141H177V140H179V139H177V135H174V134H172V135H174V137H173V139H177L176 140V142H179V144L177 143V146L175 147L174 146V148H179L180 147V153H179V150H178V148H177V150H175V151H178L177 153H176V155H178V156H171V155H169L168 154V152L165 154L164 153V148L163 147H160L162 144H158V143H156V142H158V140H160L159 142L161 143V140H162V138H167L166 136L168 135V130H166L168 127V123H166V124H168V125H164L165 127H167V128H165V127H163L162 126V124H163V121L159 124V126L161 127L160 129H158L159 131H158V134L156 133L155 135H160V137H161V139L160 138H158V140L157 141H154L153 140V142L155 143V145H154V143H150V141H148V142H146V141H144V140H147L146 138H145V136L147 135V136H149L147 133H146V135L145 136H142L141 137V135L143 134H140V135H138L140 132H144V131H147L145 128V130L144 131H140L139 133H137L138 131H136V126L137 127H139V124L137 125V123H136ZM144 121H146V120H144ZM159 121V122H160ZM172 121V120H171ZM176 121V120H175ZM187 121V120H186ZM210 121V122H211ZM247 121V120H246ZM256 121V122H257ZM22 122V123H21ZM49 122V121H48ZM106 122V123H105ZM114 122V121H113ZM149 122H147V123H149ZM167 122H169V120L167 121ZM181 122H184V121H181ZM187 122H189V120L187 121ZM187 122H185V125H182V124H184V123H182V124H180V125H182L183 127H185L186 126V128H189V130H191L190 132L192 133V130L193 129H196V128H199L198 127V125L196 124L195 126H197L196 128H192V127H194V121H192L193 123H187ZM200 122V121H199ZM255 122V121H254ZM17 123H16V125H17ZM34 123V122H33ZM33 123H31V125L33 124ZM34 123V124H35ZM101 125H104V126H101ZM140 123V122H139ZM146 123V125L148 126V124ZM171 123V122H170ZM195 123H197V120H196V122ZM204 123H205V121H204ZM207 123V122H206ZM232 123H234V126H235V129L238 131V133H236L237 131L235 130V129H233L234 128V126H233V124ZM247 123V122H246ZM11 124V125H10ZM21 124H22V127L24 126V125H26V126H28V127H26V126H24V128L25 129H23V128H21ZM39 124V123H38ZM37 124V125H38ZM57 124V123H56ZM136 124V125H135ZM141 124H143V123H141ZM145 124V123H144ZM156 125H155V129H156V131H157V128H156V126L158 125L157 123H155ZM178 124H179V122H178ZM187 124V125H186ZM190 124H192L193 126H191ZM200 124V123H199ZM254 124V123H253ZM7 125H9L8 127H6ZM52 124H50V126H51ZM92 124H90L89 126H91ZM94 125V126H95ZM171 125L172 124H170V127H171ZM179 125V126H180ZM200 125H202V124H200ZM199 125V126H200ZM230 125H232V126H230ZM34 126V125H33ZM39 127H40V124L38 125ZM55 126V125H54ZM55 126V127H56ZM67 126V127H68ZM85 126V127H84ZM93 126V127H94ZM116 126V125H115ZM142 126V125H141ZM144 126V125H143ZM153 125L151 124V126H150V129L152 130L153 128H151ZM172 126H174V125H172ZM178 126V125H177ZM178 126V127H179ZM209 126V125H208ZM213 126V125H212ZM226 126H229V127H226ZM257 126V125H256ZM258 126H259V124H258ZM17 127V126H16ZM15 127V128H16ZM63 127H65L64 125H63ZM80 127L82 128V129H80ZM88 127V126H87ZM100 127V128H99ZM101 127H103V129L101 128ZM169 127V128H170ZM205 127H207V125L205 126ZM211 127V126H210ZM215 127V126H214ZM213 127V128H214ZM231 127H233L232 129H231ZM243 127V128H242ZM253 127V126H252ZM262 127V128H261ZM260 128L263 130V126H261ZM36 128V129H35ZM52 128H53V126H52ZM60 128V127H59ZM113 128V132H114V127H112ZM117 128V129H118ZM182 128V127H181ZM186 128L184 129V130H186ZM202 128V127H201ZM204 128V127H203ZM208 128V127H207ZM237 128H239V129H237ZM246 128V127H245ZM4 129V130H5ZM62 129V128H61ZM65 129V128H64ZM70 129H71V131H70ZM75 129H77V130H75ZM89 129V128H88ZM94 129H95V127H94ZM110 129H111V126H110ZM109 129V130H110ZM115 129H116V127H115ZM126 129V130H125ZM139 129V128H138ZM137 129V130H138ZM142 128H140V130H141ZM173 129V128H172ZM254 129H255V127H254ZM260 129V130H261ZM18 130H19V132H18ZM49 130V131H48ZM92 130V129H91ZM109 130H107V132H109ZM129 130V131H128ZM150 130V133L152 132V131H155L154 129L151 131ZM169 130H171V129H169ZM178 130H179V128H178ZM183 130V129H182ZM188 130V129H187ZM197 130H199V129H197ZM197 130H195V131H197ZM207 130V129H206ZM232 130V131H231ZM253 130V129H252ZM261 130V131H262ZM37 131V132H36ZM42 131V132H41ZM53 131L55 132V133H53ZM58 131V132H59ZM66 131H68V132H66ZM94 131H96V130H94ZM93 131V132H94ZM101 131H99V132H101ZM110 131H112V129L110 130ZM118 131V130H117ZM149 131V130H148ZM155 131V132H156ZM214 131H215V129H214ZM246 131V130H245ZM244 131V132H245ZM248 131H250V130H248ZM247 131V132H248ZM264 131V130H263ZM9 132H8V135H9ZM65 132H66V134H65ZM97 132H95V133H97ZM103 132V131H102ZM100 133V135L102 134L103 135V133ZM118 132V133H119ZM127 132H129L128 133V136H127ZM174 132V131H173ZM172 132V133H173ZM179 132H180V130H179ZM185 132V131H184ZM189 131H187V133H188ZM198 132V131H197ZM217 132V131H216ZM241 132H243V130L241 131ZM252 133H253V131H251ZM68 133V134H67ZM94 133V134H95ZM105 133H106V131H105ZM104 133V134H105ZM117 133V132H116ZM153 134H154V132H152ZM151 133V134H152ZM186 133V132H185ZM204 133V132H203ZM209 133H212L211 131L209 132ZM237 135H236V134ZM249 133V132H248ZM258 133H259V131H258ZM26 134H24V135H26ZM84 134V133H83ZM82 134V135H83ZM99 134V133H98ZM107 134H105V135H107ZM135 134V135H134ZM170 135H171V133H169ZM200 134H202V133H200ZM214 134V133H213ZM213 134H212V136H213ZM257 134V133H256ZM255 134V135H256ZM263 134H264V132H263ZM36 135H34L33 137L34 138H36ZM50 135V134H49ZM70 135H68V136H70ZM93 135V134H92ZM102 135L100 136V137H102ZM134 135V136H133ZM170 135H168V136H170ZM186 135V134H185ZM188 135V134H187ZM191 135V134H190ZM189 135V136H190ZM193 135V134H192ZM191 135V136H192ZM197 135V134H196ZM209 135V134H208ZM219 135V136H220ZM236 135V136H235ZM246 135V134H245ZM248 135V134H247ZM249 135H251V133L249 134ZM253 135V134H252ZM51 136V137H52ZM112 136L114 137V138H112ZM136 136V137H135ZM151 137H154L155 139L157 138L156 136H152V135H150ZM182 136V135H181ZM190 136V137H191ZM207 136V135H206ZM205 136V137H206ZM218 136V137H219ZM244 136V135H243ZM261 136V135H260ZM38 137V136H37ZM62 137V138H61ZM88 137H89V134H88ZM87 137V135H86V138H88ZM94 137V136H93ZM103 137H106V136H104L103 135ZM159 137V136H158ZM171 138H170V140H169V138H167L168 139V144H170V142L169 141H171V142H173L172 141V136H170ZM200 137V136H199ZM215 137V136H214ZM217 137V136H216ZM235 137V138H234ZM237 137H239V136H237ZM247 137V136H246ZM250 137V136H249ZM257 136H255V138H256ZM263 137V136H262ZM13 138H12V140H13ZM64 138V139H63ZM72 138V137H71ZM77 138V137H76ZM76 138H75V140H76ZM82 138V137H81ZM107 139H108V137H106ZM112 138V139H111ZM121 138H119V139H121ZM134 138L135 139H137V141L138 142H136V140H134ZM188 138V137H187ZM191 138H194V136L193 137H191ZM195 138H196V136H195ZM204 138V137H203ZM208 138V137H207ZM207 138H206V140H207ZM210 138V137H209ZM213 138V137H212ZM242 138V137H241ZM259 138V137H258ZM37 139V138H36ZM43 139V140H42ZM102 139V138H101ZM106 139V140H107ZM118 139V138H117ZM149 140H151L150 139V137L148 138ZM153 139V138H152ZM190 139V138H189ZM213 139H215V138H213ZM239 139V138H238ZM252 139V138H251ZM24 140H23V142H24ZM35 140V141H34ZM73 140V139H72ZM78 140V139H77ZM83 140V139H82ZM85 140V139H84ZM83 140V141H84ZM96 139H94V141H95ZM115 141H117L116 139H114ZM166 140V139H165ZM185 140H186V138H185ZM198 140V139H197ZM218 140V139H217ZM79 141V140H78ZM83 141H81V143H83ZM86 141V140H85ZM89 141H90V145H93L94 147H95V145H98V144H95L94 145V142H93V139L91 138V137H89L88 139H87V141L86 142H88L87 143V146H88V144H89ZM100 141H102V140H100ZM108 142V143H110V144H112V142ZM135 141V142H134ZM139 141H141V142H139ZM186 141H188V140H186ZM210 141V140H209ZM225 141H223V143L225 142ZM238 141V140H237ZM240 141V140H239ZM254 141V140H253ZM259 141V140H258ZM260 141H261V139H260ZM34 142V143H33ZM44 142H45V140H44ZM86 142L85 143H83V144H85L86 145ZM91 142H92V144H91ZM96 143H98L97 141H95ZM103 142H105L104 140H103ZM150 143V144H152L153 145V147H152V145H149V147H150V149H151V147L153 148L152 149V151L150 150V149H148V147L146 146V145H148V144H146V143ZM152 142V141H151ZM175 142V143H176ZM241 143H243L242 141H240ZM252 142V141H251ZM36 143V144H35ZM62 143V142H61ZM74 143V142H73ZM102 143V142H101ZM107 143V144H108ZM117 143V142H116ZM118 143H121V142H118ZM129 143H130V145H135L133 148H131L130 149V145H129ZM181 143V144H180ZM188 143H190L191 145H188ZM209 143V142H208ZM220 143V142H219ZM222 143V144H223ZM239 143V142H238ZM241 143H239V144H241ZM259 143V142H258ZM257 143V144H258ZM261 143V142H260ZM259 143V144H260ZM33 144H35V146H37V147H35V149L36 148H38L39 149V145H40V150H35L34 149V147H33ZM51 144H53L54 145V147L51 145ZM62 144H64V143H62ZM82 144V145H83ZM100 144V143H99ZM109 144V145H110ZM194 144V143H193ZM215 144V143H214ZM249 144V143H248ZM256 144V142H254V145ZM26 145V146H25ZM108 145V146H109ZM116 145V144H115ZM172 145H174V144H172ZM181 145H183V147H181ZM261 145H262V143H261ZM69 145H67V148L65 147V150H66V152L67 153H70V152H68V150H69V148L71 149V148H73L72 147V144H71V146H69ZM74 146V145H73ZM81 146V145H80ZM80 146H79V149H80ZM86 146V147H87ZM92 146V147H93ZM128 146H130V147H128ZM167 146V145H166ZM169 146V145H168ZM193 146H195V147H193ZM211 146V145H210ZM215 146V145H214ZM264 146V145H263ZM16 147V148H15ZM63 147V148H62ZM83 148H84V146H82ZM91 147V146H90ZM89 147V149H90V152H93V150L91 151V148ZM94 147L92 148V149H94ZM102 147H105V146H102ZM110 147H111V145H110ZM113 147V146H112ZM135 147H136V149H135ZM147 147V148H146ZM201 147H203V148H201ZM208 147H209V145H208ZM216 147V146H215ZM221 147V146H220ZM228 147H229V151H228ZM250 149H249V148ZM261 147V146H260ZM82 148V149H83ZM96 148H97V146H96ZM114 148V147H113ZM162 148V149H161ZM171 149H172V147H170ZM217 148V147H216ZM215 148V149H216ZM254 148V147H253ZM13 149H14V151H13ZM24 149V150H25ZM78 149V148H77ZM78 149V150H79ZM86 149H88V148H85V149H83V150H85L86 151ZM88 149V150H89ZM99 149V148H98ZM104 149V148H103ZM107 148L105 147V150H106ZM122 149V150H121ZM132 149H134V150H132ZM166 149H167V147H166ZM204 149V150H203ZM220 149V148H219ZM237 149H238V151H237ZM242 149V148H241ZM255 149V148H254ZM16 150V151H15ZM24 150H23V152H24ZM57 150V151H56ZM81 150V149H80ZM87 150V151H88ZM110 150V149H109ZM111 150H113L112 148H111ZM114 150H115V148H114ZM130 150H132V151H130ZM147 150H149V152L151 153V156L154 154V152H156L157 153V155L155 156V155H153L152 157L150 156V154H149V152H147ZM154 150V151H153ZM206 150H207V148H206ZM209 150V149H208ZM211 150V149H210ZM213 150V149H212ZM220 150H222V149H220ZM31 151H30V153H31ZM56 151V152H55ZM58 151V152H59ZM71 151V150H70ZM72 151H74V150H72ZM95 151V150H94ZM201 151H203V152H201ZM257 151H258V149H257ZM23 152H22V154H23ZM75 152H77V151H75ZM79 152V151H78ZM82 153H83V151H81ZM98 152V151H97ZM209 152V151H208ZM219 152V151H218ZM260 152V151H259ZM100 153V152H99ZM99 153H96V154H98L99 155ZM153 153V154H152ZM155 153V154H156ZM171 153H172V151H171ZM173 153H175L174 151H173ZM206 154V156H205V154ZM222 153V152H221ZM21 154V153H20ZM21 154V156L23 157H25V155L26 154H24V155H22ZM64 155H66L65 153H63ZM71 154H73V153H71ZM78 155H79V153H77ZM84 154V153H83ZM93 154H94V152H93ZM103 154V153H102ZM117 154H118V156H117ZM147 154L151 157V158H153L154 157V159H152L153 160V162L155 163L154 165H152L153 164V162L150 160V159H148V157H147ZM165 154V155H164ZM253 154V153H252ZM255 154V153H254ZM28 156H30V154H27ZM32 155V154H31ZM34 155V154H33ZM61 155V154H60ZM82 155V154H81ZM80 155V156H81ZM85 155H87V154H85ZM92 155V154H91ZM133 155H135L136 156V158H138L137 157V155L139 156V158H140V160L142 161H144L145 163L147 162V164H145V165H150L151 167L152 166H154V168L156 167L155 165H158L156 168H155V170H157L158 169V171H155V170H150V171H148V170H144V171H148V172H150V173H152L151 175H149L150 173H147V172H145L146 174V176H144V174H143V171H141V169L143 168L144 169V167L146 168L147 166H143V167H141L142 165H144L140 160H138V159H135V161H134V158L132 159V157H133ZM159 155V160H156L157 158V156ZM175 155V154H174ZM258 155H259V153H258ZM73 156V155H72ZM80 156H78V157H80ZM84 155H82L80 158H82ZM110 158H109V157ZM115 156H117V157H115ZM251 156V154L249 155V157ZM260 156H262V155H260ZM22 158V159H25L24 161H25V163H26V161H27V163L29 162L28 160L30 159V157H28L27 158V160H26V157L25 158ZM36 157V156H35ZM37 157H36V159H37ZM84 157H86V156H84ZM82 158V159H80L79 158V160H80V162H77V163H81V164H83V163H85L84 161H83V159L85 160V159H87V161H88V158L86 157V158ZM88 157H90V156H88ZM93 157V155L91 156V158ZM95 157V156H94ZM99 157H101V156H99ZM101 157V158H102ZM116 158V159H114V161H113V158ZM222 157V156H221ZM223 157V158H224ZM40 158V159H41ZM61 159L60 161H59V159ZM156 158V159H155ZM224 158V159H225ZM95 159V158H94ZM104 159V158H103ZM119 159V158H118ZM188 159V160H187ZM198 159V158H197ZM220 159V160H219ZM249 159V160H248ZM44 160V161H43ZM68 160V161H67ZM66 160V162H69V158ZM76 160H77V157H76ZM105 160V159H104ZM103 160V161H104ZM121 160L119 161V162H121ZM131 160L132 161H134V162H131ZM137 160V161H136ZM147 160V161H146ZM150 160V163L148 162ZM199 160V159H198ZM204 160H203V162H204ZM16 161H18L17 163H21L22 165H24V168H23V166H21L20 167V165H19V168H21V170L23 171V169H24V171L25 170H28L29 168L31 169V172L29 171V173L28 174H26L27 172L25 171V173L23 174L21 171H19L18 169H14V168H16V166L15 167H13V165H16L17 163H15ZM23 161V162H24ZM35 161V162H34ZM55 161H56V163H55ZM57 161H59L60 162V166H59V164L57 165ZM74 161V160H73ZM81 161H83V163L81 162ZM86 161V160H85ZM100 161V160H99ZM103 161L101 160V162H100V165H101V163H103ZM141 162V163H139V162ZM191 161V160H190ZM189 161V162H190ZM192 161H194V160H192ZM191 161V162H192ZM195 161H197V160H195ZM202 160H199V164H200V162H201ZM58 162V163H59ZM152 162V163H151ZM157 162V163H156ZM160 162V163H159ZM202 162V164H204ZM255 162V161H254ZM253 162V163H254ZM15 163V164H14ZM29 163V164H30ZM32 163H34V164H32ZM48 163V165H50ZM62 163V164H61ZM73 163H76V162H73ZM133 163H136L137 165H139L138 167H137V165L135 164H133ZM139 163V164H138ZM149 163V164H148ZM229 163V162H228ZM29 164H27V165H29ZM51 164V165H52ZM71 164V163H70ZM69 164V165H70ZM95 164H99V162L97 161L96 163H94V165ZM104 164V163H103ZM102 164V165H103ZM106 164H104L103 166H102V170H104L103 168H106L107 169V166H106ZM116 164V163H115ZM160 165V167L162 166L163 167V165ZM186 164V165H187ZM198 164V165H199ZM249 164V163H248ZM79 165V164H78ZM134 165V166H133ZM190 165V164H189ZM205 165V164H204ZM204 165H201V166H204ZM216 165H218V164H216ZM239 165V164H238ZM18 166V165H17ZM54 166V165H53ZM81 166V167H82ZM96 166V165H95ZM94 166V167H95ZM121 166H122V163H121ZM188 166V165H187ZM240 166V165H239ZM238 166V167H239ZM247 166V165H246ZM249 166V165H248ZM253 165H250L249 167H252ZM259 167H256L257 169L255 170L256 171V175H257V177L258 178H254L255 179V181H254V179L253 180H251V179H240V181L239 182H236L235 181V183H228L227 181H223L224 180V178H223V175L225 174V173H223V175L221 176V173H220V179H218V181H220V184H219V182H218V184H219V186H220V189L222 190V192L224 193V196H223V194H222V198L221 199H216V198H214V196H212V195H210V194H205V195H202L201 196V198H200V200L201 201H199V202H201L199 205H201L202 204V206H203V208L202 209H200L199 208V210H186L188 213H187V215L186 216H188L189 218H190V223L188 222L187 224L189 225V227L187 226L186 227V229H185V226H184V229L182 230V229H180L179 227V229H180V231H175L174 230V227H173V231L172 232H175L174 234H172L173 235V237H172V240H171V242L169 241V243H167L166 245H164L163 246V241L161 242L162 244H159V242H160V239H159V241L158 240H155V239H153L155 236H153L152 234V236H150V237H152V240H154L153 242H154V244H156V245H154V244H152V243H150V244H152V245H149V241L151 240H148L149 238L148 237H146V236H149L148 234L147 235H144V237L143 238H145L144 239V241L145 240H148L147 241V243L146 242H144L146 245H144V246H147V245H149V246H147L148 247V249L147 248H144V249H147V251L146 250H144L141 246V248L140 249H142V250H144V251H146V252H143L142 250H140L139 248H138V251L139 252H141V253H133V254H129V253H131V251H134L135 250V252H136V249H134V248H136L135 247V245H134V248H132V249H134V250H132L131 248H128L129 250L131 249V251L129 252V251H127V249H126V255L128 256V257H126V256H124L123 257V255L122 254H125V252H123L122 254H120V255H122V257H123V259L125 260V262H123L124 264H244V263H242V256L244 257V256H247V258L248 259H246L247 260V263H245V264H263L264 263V235H262V234H264V211H260L259 209H255L256 211H253V207L252 206H255L256 205V207H257V205H258V208H260L259 206H263L264 207V183H263V181H264V161L262 162V165H258ZM46 167V168H45ZM69 167H71V165L69 166ZM77 167V166H76ZM80 167V168H81ZM96 167H98V166H96ZM101 167V166H100ZM110 167V166H109ZM108 167V168H109ZM112 167L111 168H109L108 170L110 171V169H112ZM151 167H149L148 166V168H151ZM186 167V166H185ZM199 169H200V171H201V168L199 167V166H197ZM223 167H225V166H223ZM18 168V167H17ZM25 168H28V169H25ZM40 168V169H41ZM50 168H51V166H50ZM62 168V167H61ZM64 168V167H63ZM78 168V167H77ZM99 168V167H98ZM119 168H120V166H119ZM139 168H140V170H139ZM148 168H146V169H148ZM182 168V170H184ZM198 168H196V169H194L195 171L198 169ZM204 168H207V167H204ZM237 168V167H236ZM96 169V168H95ZM142 169V170H143ZM153 169V168H152ZM166 169V168H165ZM165 169H163L162 168V170H165ZM199 169H198V172H199ZM35 170H37V172L35 171ZM71 170V171H70ZM107 170V171H108ZM132 170H130L129 169V172L131 171V172H133ZM177 170H180V169H176L175 171H177ZM185 170H187V167H186V169ZM202 170H204V169H202ZM226 170H228V169H226ZM229 170H228V173H229ZM85 171V172H84ZM104 171H106V170H104ZM103 171V172H104ZM107 171H106V173H107ZM151 171H155L154 173L153 172H151ZM174 171V170H173ZM181 171V170H180ZM188 171H191V170H189V168H188ZM194 171V173H192V171L190 172V174L192 173L193 174V177H194V180L193 181H195V183L196 184H199L198 182H200L199 180L201 179V175L202 174H204L203 172H201L200 174L196 171L195 172ZM208 172H211V171H209V170H207ZM206 171V172H207ZM40 172V171H39ZM93 172V171H92ZM95 172H96V170H95ZM118 172V171H117ZM127 172V171H126ZM130 172V173H131ZM158 174H157V173ZM178 172V171H177ZM185 172V174H187L186 175V177H188L189 176V179L190 178H192V174L190 175L189 173H186V171H184ZM213 172V171H212ZM222 172H224V170L222 171ZM247 172V171H246ZM112 173V172H111ZM119 173V172H118ZM129 173V174H130ZM169 173V174H168ZM181 172H178V174H180ZM217 173L218 172H216V175H217ZM235 173V172H234ZM233 173V174H234ZM238 173V172H237ZM236 173V174H237ZM31 174H33V176L31 175ZM40 174V173H39ZM74 174V175H73ZM108 174V173H107ZM106 174V175H107ZM125 174V173H124ZM182 174V173H181ZM180 174V175H181ZM185 174H183V176L185 177ZM189 174V175H188ZM212 174V173H211ZM215 174V173H214ZM49 175H51V176H53V178L51 177V176H49ZM75 176V178L76 177H78V178H80L79 177V175H81V177H85L86 175H90V177L89 176H86L85 178H80L81 180L79 181L78 180V182H76V180L78 179V178H76V179H74V177L73 176ZM95 175V176H94ZM114 175V174H113ZM127 175V174H126ZM151 176V177H147V176ZM170 177H169V176ZM179 175V180H177V182L179 181L180 183H181V187H179V188H177V189H179V190H176L175 191V193H177V196L178 195H182L184 198H185V196L189 193H187L186 195H185V193H184V195L182 194L184 191L185 192H187L186 190H195V187L196 186H198V185H194L195 187H193V184H194V182L191 180V182H192V184H191V182L190 183H187L186 184V178H184V177H182V175L180 176ZM238 175H240V174H238ZM246 175H248V174H246ZM246 175H243L244 177L246 176ZM253 175V174H252ZM92 176H93V179H94V177H96V181H98V183L97 184H99V186L97 185V184H95L93 181H92V179H91V181H90V183H89V178H92ZM109 176V175H108ZM207 176H209V175H207ZM225 176H228V174H226V175H224V177ZM231 176V175H230ZM87 177H89V178H87ZM126 177H128V175L126 176ZM130 177V176H129ZM132 177V176H131ZM138 177H140L141 179H139ZM143 177H145V178H143ZM233 177V176H232ZM216 178V177H215ZM239 178V177H238ZM50 179H53V181L52 180H50ZM71 179L72 180H74V181H71ZM86 180V181H88V182H86V184H85V181L84 180ZM121 179V180H120ZM124 179V178H123ZM176 179H177V177H176ZM176 179H174V181L176 180ZM185 179V180H184ZM208 179V178H207ZM223 179V180H222ZM226 179H228V178H225V180ZM229 179H230V177H229ZM228 179V180H229ZM69 182V181H71V182H74V186L72 187L74 190L73 191H71V190H69L71 193H68L69 191L66 189V187L65 186H67V188H68V185H65L66 184V182ZM68 180V181H67ZM135 180V181H134ZM216 180V179H215ZM232 180V179H231ZM263 180V181H262ZM14 181V183H12ZM16 181V182H15ZM52 181V182H51ZM83 181V182H82ZM95 181V180H94ZM95 181V182H96ZM125 183H123V182ZM206 181V180H205ZM210 181V180H209ZM18 182H21V184L23 183V184H26V188H23L22 189V187H21V189L20 188H18L19 186L18 185H16V183L17 184H19ZM63 182H65L64 183V185H62L63 184ZM71 182H69V183H71ZM93 182V183H92ZM102 182V183H101ZM107 182L109 183V184H111L112 183V185L110 186V188L113 190H116L118 193L120 192V194L122 195V197L123 198H121V197H119V199L117 198L116 200H119L120 201V199H121V202L120 203H117L115 200H113L112 201V199H115V197L113 198V195L114 194H116L117 192L116 191H114V192H116V193H114L112 190L111 191H109L110 193H112L113 195H111V198L112 199H110L109 198V200L112 202H110L109 201V204L111 203V207H110V205L109 204H107V203H105V200H107L106 202H108V197H106V195H107V190L109 189L108 188V185H107ZM117 182V183H116ZM176 182V183H177ZM212 182V181H211ZM216 181H214V183H215ZM34 183V184H33ZM36 183V184H35ZM89 183V184H88ZM92 183V184H91ZM163 183V182H162ZM170 183H173V182H170ZM14 184V185H13ZM30 184H33V186H35V188L37 187V192H39V194L38 193H36V191L35 190H30V189H32V188H34L33 186H32V188L30 187H28V186H30ZM114 184V185H113ZM148 184H154V187H152V189L153 188H155V189H153L152 191H150L149 192V190H151V185L149 186ZM156 184V185H155ZM175 184V183H174ZM190 184L192 185V187H190ZM205 184H207V183H205ZM217 184V183H216ZM215 184V185H216ZM217 184V185H218ZM11 185H13V186H11ZM18 186L17 187V189H18V191H17V194H20V195H17L16 194V187H15V189L16 190H14L13 189V187L14 186ZM48 185V186H47ZM96 185H97V187H96ZM142 185H144V186H146V185H148L149 187H150V189H149V187L148 186H146L147 188H145L144 186L142 187V189L141 190H148V191H144L145 192V196H142V199L140 198L141 196H140V194L142 193H140V194H138V191H141V190H139L140 189V187L142 186ZM180 184H178V186H179ZM211 185V184H210ZM209 185V186H210ZM11 186V187H10ZM20 186H22V185H20ZM47 186V187H46ZM70 186V185H69ZM62 187H65V189L68 191L67 193H68V195H67V193H65V189H64V192H62L63 190V188ZM159 187H161V184L159 185ZM168 187V186H167ZM167 187H165V188H167ZM41 188L44 190V191H41ZM61 188V189H60ZM108 188V189H107ZM127 188L130 190V192L129 191H127ZM162 188V187H161ZM198 188V187H197ZM20 189V190H19ZM40 189V190H39ZM171 189V188H170ZM197 190V189H196ZM219 190V189H218ZM34 191H35V193L36 194H34ZM41 191V192H40ZM106 191V195H105V198H104V200H103V203H105L106 205H109V207H110V212H111V215H110V217H107V219L109 218H112V216H114V217H116V219L118 220V222H117V220L116 221H114V222H117V224L116 223H114L113 221H112V219L110 220V221H112V223H114L113 225H109V223L108 224H105V223H107V222H105L106 220H104V218H101L105 223H103V222H100L99 220L100 219H96V221L98 220L99 222H97L96 223V221L95 222H92V219H95L96 218V216H98L99 215V210L100 211H104V210H101V209H103V204H102V208L100 207V209L98 210V206H97V204L99 203V205H100V202H98L99 200H98V197H96V193L98 194H100L101 192L103 193V192H105ZM129 192L130 194V196H127V192ZM154 191V192H155ZM204 191V190H203ZM217 191V190H216ZM19 192V193H18ZM30 192V193H29ZM44 192V193H43ZM108 192V193H109ZM153 192V193H154ZM191 192V191H190ZM194 192V191H193ZM197 192V191H196ZM200 192V191H199ZM212 192V191H211ZM219 192V191H218ZM218 192H215V194L216 193H218ZM32 193H33V195H32ZM63 193H65V194H63ZM101 193V194H102ZM134 193H136V194H138L139 195V197L138 196H136V194H135V196L133 195ZM195 193V192H194ZM198 193V192H197ZM208 193V192H207ZM214 192H212V194H213ZM100 194V198H102V195ZM120 194L118 195V196H120ZM123 194H124V196H123ZM158 194V195H157ZM71 197H70V196ZM104 195V194H103ZM108 195H110V194H108ZM107 195V196H108ZM141 195H144V193H142ZM149 195V194H148ZM218 195V194H217ZM219 195H220V192H219ZM16 196H19L18 198L16 197ZM116 196V195H115ZM150 196V195H149ZM152 196H150V197H152ZM176 196V194H175V198L177 197ZM181 196V197H182ZM188 196V195H187ZM221 196V195H220ZM74 197V198H73ZM76 197L77 198H79V199H82V200H86L85 202H86V205H87V203H89L87 206H90V208L89 207H87L86 205H84V206H86L87 208H85L84 206H82V207H84L85 208V210H82V212H79V211H77V209H78V206L77 207H74L75 205H73V207L71 208V198L73 199V201L76 199ZM110 197V196H109ZM165 197H167V196H165ZM172 197H174V196H172ZM180 197V196H179ZM178 197V198H179ZM195 197V196H194ZM200 197V196H199ZM99 198V199H100ZM102 198V199H103ZM134 198H137L138 199V204H136V200L134 199ZM139 198H140V201H142V202H140L139 201ZM169 198H170V196H169ZM175 198H174V200H175ZM183 198V199H184ZM102 199H100V200H102ZM189 199V198H188ZM77 200V199H76ZM81 200V201H82ZM171 200V199H170ZM170 200H168V202H167V200H166V202H167V204H165L166 202H165V200H163V203L165 204V209H168L169 211L170 210H172L173 211V206L175 205H171V203H172V201H171V203H170ZM88 201V202H87ZM118 201V202H119ZM176 201H178V200H176ZM175 201V203H177ZM114 202V203H113ZM140 202V203H139ZM197 202H198V200H197ZM142 203V204H141ZM157 203V204H158ZM188 203H190V202H188ZM73 204H75V203H73ZM76 204H78V203H76ZM79 204H80V202H79ZM83 204H85V203H83ZM161 204V203H160ZM173 204V203H172ZM181 204V203H180ZM182 204H184V203H182ZM105 205V206H106ZM166 205H167V208H166ZM179 205V204H178ZM186 205V204H185ZM193 205H194V203H193ZM193 205H192V207H193ZM172 206V207H171ZM176 206V205H175ZM187 206V205H186ZM190 206V205H189ZM188 206V207H189ZM69 207H70V209H69ZM82 207H81V209H82ZM106 207H108V206H106ZM146 207H147V205H146ZM157 207V206H156ZM180 207V206H179ZM191 207V208H192ZM197 207V206H196ZM196 207H194V208H196ZM255 207V208H256ZM75 208H77V209H74ZM83 208V209H84ZM89 208V209H88ZM149 208V206L145 209L146 211L147 210H150V209H148ZM47 209V211L45 212V210ZM49 209V210H48ZM73 209V210H72ZM80 209V208H79ZM88 209V211L87 212H85L86 210ZM106 210V209H105ZM108 210V209H107ZM175 210H177V209H175ZM259 210V211H258ZM262 210V209H261ZM130 211H137L136 213L135 212H130ZM164 211V210H163ZM168 211V212H169ZM172 211H170V212H172ZM47 212H50V214L48 213L47 214ZM83 212H85V214H87L86 215V217H85V214L83 213ZM96 212V213H95ZM105 212V211H104ZM165 212H167L166 210H165ZM174 212H176V211H173V213ZM178 212V211H177ZM91 213H92V215H91ZM94 213L96 214V215H94ZM108 212H105V215L107 214ZM131 213V214H130ZM132 213L133 214H136L135 216L136 217H134L133 216V218L135 219H133V218H131V216H132ZM146 212L144 211V214H145ZM52 214V215H51ZM81 214H82V216H81ZM89 214V215H88ZM142 214V213H141ZM166 214H168V213H166ZM170 214V213H169ZM45 215H47L48 217H49V219H47L46 218V216ZM53 216V217H51V216ZM101 215V214H100ZM140 215V214H139ZM138 215V217L140 218V216ZM148 215H149V212H148ZM85 218H87V216H88V219H90V216H91V218L92 219H90V220H88L87 221V219L85 220L84 219V217ZM102 216V215H101ZM107 216H109V215H107ZM174 216V215H173ZM183 216V215H182ZM94 217V218H93ZM98 217H100V216H98ZM145 217V218H146ZM150 217V218H149ZM160 218H162V219H160ZM183 218V217H182ZM81 219H83V221L81 220ZM108 219V220H109ZM113 219V220H114ZM137 219V220H136ZM185 219V218H184ZM61 220H63V221H61ZM76 220V221H75ZM82 222H81V221ZM164 221H165V219H163ZM169 220V222H170V219H168ZM167 220V221H168ZM176 220V219H175ZM180 220V219H179ZM61 221V222H60ZM72 221H75V222H73L72 223ZM77 221H80L82 224L81 225H77V224H80V222H77ZM181 221V220H180ZM185 221V220H184ZM186 221H187V218H186ZM185 221V222H186ZM189 221V220H188ZM62 222L64 223V224H62ZM65 222H67L66 224H68V225H70L71 223L73 224V225H75L74 226V228H73V225H70L71 226V228H70V226H69V229H65V230H69L68 232H70L69 234H71L72 233V236H69L70 238H68V239H70V240H72V241H70V240H64V241H66V242H64V241H59V237L60 236H62L63 238H61L60 237V239H67V234H68V232L66 233V232H64V234H62L61 235V233H63V228H64V226H67L68 227V225H65ZM85 222V223H84ZM158 222V223H157ZM162 222V221H161ZM60 223L62 224V226H63V228L62 229H60L59 230V228L61 227H59V225H60ZM111 224V223H110ZM135 224V223H134ZM136 224V226H138ZM162 225H165L166 223H161ZM171 224V223H170ZM179 224H180V222H179ZM178 224V225H179ZM87 225H85L86 227H87V229H88V226ZM108 225V226H107ZM161 225V226H162ZM167 225V224H166ZM172 225V224H171ZM177 225V226H178ZM50 226V227H49ZM160 226V229L162 228ZM167 226H169V223H168V225ZM179 226H182V225H179ZM59 227V228H58ZM67 227H65V228H67ZM139 227V226H138ZM140 227V228H141ZM169 227H171V226H169ZM168 227V228H169ZM77 228V229H78ZM137 228V227H136ZM167 228V229H168ZM178 228H175V229H178ZM183 228V227H182ZM86 229V230H87ZM126 229V228H125ZM139 229V228H138ZM155 229H157V228H155ZM159 229V228H158ZM157 229V230H158ZM160 229L158 230V231H160ZM72 232H71V231ZM85 230V231H86ZM89 230L91 231V229L89 228ZM128 230V229H127ZM134 230H135V228H134ZM137 230V229H136ZM140 230V229H139ZM169 230H172V229H169ZM168 230V231H169ZM60 231H62L61 233H60ZM84 230H83V232H85ZM141 231V230H140ZM139 231V235H140V232ZM142 231H143V229H142ZM144 231H143V234H144ZM145 231V232H146ZM75 234H74V233ZM79 232H80V230H79ZM152 232V231H151ZM154 232H155V230H154ZM66 233V234H65ZM81 233H82V231H81ZM87 233V232H86ZM86 233H84V234H86ZM104 233V234H103ZM136 233V232H135ZM157 233V232H156ZM155 233V234H156ZM60 234V236H58ZM83 234V233H82ZM89 234H92L93 235V233L91 232H89V233H87V235H89ZM132 234V235H131ZM154 234V233H153ZM167 234V233H166ZM73 235H74V237H73ZM78 235V236H77ZM92 235H89V236H92ZM101 235H104L103 237H100ZM139 235H137L136 237H138ZM159 235V234H158ZM261 235V236H260ZM56 236H58L57 238H56ZM82 236V235H81ZM80 236V239L82 238L83 239V237H81ZM109 236L108 235H106V237H107V240H110L109 239ZM157 236V235H156ZM166 236V235H165ZM263 236V237H262ZM76 237H75V239H76ZM86 237H88V236H86ZM97 237H99V238H97ZM159 237V236H158ZM158 237H155L156 239L158 238ZM162 237V236H161ZM170 237V236H169ZM239 237V238H238ZM240 237H242L241 239H240ZM260 237H262V238H260ZM71 238H73V239H71ZM88 238H90V237H88ZM93 238H94V235H93ZM140 238V237H139ZM78 239V238H77ZM79 239V240H80ZM86 239V238H85ZM85 239H83L82 241H84L83 243H84V245H85ZM90 239H92V238H90ZM90 239H88V240H86V242L87 243H89V241H90ZM95 239V238H94ZM140 239H142V238H140ZM140 239H139V243L141 242L140 241ZM163 239H165V238H163ZM170 239H171V237H170ZM260 239H262V240H260ZM96 240L95 241H93V239H92V241H91V243H89V245H91L90 247L91 248H94V250L96 249L95 247H92V245H93V243H95L96 242ZM101 240V239H100ZM99 240V241H100ZM104 239H102L101 240V243H102V241H103ZM106 240V241H107ZM113 240V241H112ZM116 240V241H115ZM135 240H137V238L135 239ZM143 240V239H142ZM257 240V241H256ZM69 241L71 242V245L69 244L68 245V243H69ZM98 241V242H99ZM138 241V240H137ZM168 241V240H167ZM17 242H19V243H17ZM68 242V243H67ZM93 242V243H92ZM98 242H96V243H98ZM104 242V241H103ZM109 242V241H108ZM108 242H106L107 244H108ZM134 242V241H133ZM152 242V241H151ZM21 243V244H20ZM60 243H62V244H60ZM80 243H81V245H82V242L80 241ZM79 243V244H80ZM95 243V244H96ZM119 243V244H120ZM142 243V242H141ZM14 244L16 245V246H14ZM19 244L20 245H24V246H19ZM27 244V245H26ZM78 244V245H79ZM99 244V243H98ZM107 244L106 245H104V243H103V245L104 246H106V247H108L107 246ZM111 244V243H110ZM18 245V246H17ZM26 245V246H25ZM62 245V247H60ZM81 245H80V247H81ZM83 245V246H84ZM86 245H88V244H86ZM97 245V244H96ZM100 245H102V244H100ZM100 245H98V247L100 248L101 247V251L102 250H104V249H107V248H105V247H103V249H102V246H100ZM109 245V244H108ZM114 245L116 246L117 244H115L114 243ZM122 245V244H121ZM124 245V244H123ZM128 245H126V246H128ZM137 245H138V243H137ZM140 245V244H139ZM66 246V245H65ZM82 246V247H83ZM94 246V245H93ZM112 246V245H111ZM114 246V248L116 249V247ZM66 247V248H67ZM79 247V246H78ZM81 247V248H82ZM89 247V246H88ZM97 247V246H96ZM118 248H119V246H117ZM122 247V246H121ZM124 247H125V245H124ZM63 248V249H62ZM81 248H79V250L81 251V252H86V250H87V252H89L88 250H90V248L89 249H87L86 248V250L85 249H83L84 251H82V249ZM85 248V247H84ZM113 248V246L112 247H110V249H114ZM62 249V250H61ZM108 249H109V247H108ZM108 249H107V251H108ZM110 249H109V251H110ZM68 250H65V253H67V251ZM79 250L77 249L76 251H77V253L78 254H75V256L76 255H82V254H79ZM97 250V249H96ZM117 250V249H116ZM124 250V249H123ZM53 251V250H52ZM57 250L55 249L54 250V252L56 253V255H57V252H56ZM90 251H93L92 249L90 250ZM137 251V252H138ZM54 252H51V255H50V257L52 258V254L54 253ZM63 252H64V250H63ZM94 252V251H93ZM103 252V254H106L105 256L107 257L108 255L107 254H109V253H111V251L109 252V253H107L106 252V250H104V251H102ZM102 252H101V255H103L102 254ZM104 252H106V253H104ZM113 252V251H112ZM129 252V253H128ZM95 253H96V251H95ZM97 253H98V251H97ZM129 255H128V254ZM174 253V254H173ZM59 254V256H63V258H64V255H67V254H62V255H60ZM88 254V255H87ZM93 254V253H92ZM99 254H100V252H99ZM95 255V256H97V257H99V259H101L102 258V256L101 255ZM119 254H116V257H118V255ZM91 255V252H89V253H85V256H84V258H86V256H90ZM190 255V256H189ZM59 256L57 255V256H55L54 255V257L56 258L57 257V259L59 258ZM95 256H90V258L89 259H91V257H95ZM100 256H101V258H100ZM104 256V255H103ZM113 256V255H112ZM42 257H43V259H42ZM50 257H48V258H50ZM53 257V259H52V261H51V264L53 263V264H63L62 263V261L59 259V260H56L55 258ZM76 257H78V256H76ZM76 257H74V258H76ZM97 257L96 258H94V259H97ZM115 257V256H114ZM47 258V257H46ZM63 258H62V260H63ZM74 258H73V260L72 261H76V260H78L77 261V264H84V263H82L84 260L86 261V259H88V258H86V259H84V260H80V259H76V260H74ZM79 258V257H78ZM80 258H83V256H81ZM93 259V258H92ZM104 259V258H103ZM109 259V258H108ZM108 259L107 260H105V261H108ZM114 259H120V258H114ZM114 259H110V260H112V261H114ZM123 259H120L119 261H123ZM109 260V261H110ZM249 260V261H248ZM47 261H48V259H47ZM88 261H91V260H87L86 261V263H89ZM94 260H92V262H93ZM96 261V260H95ZM94 261V262H95ZM108 261V263L109 264H115V262H109ZM116 261V260H115ZM102 262V261H101ZM49 263V262H48ZM85 263V264H86ZM99 263V262H98ZM103 263V262H102ZM105 263V262H104ZM107 263V262H106ZM107 263V264H108ZM122 263V264H123ZM50 264V263H49ZM72 264H76V263H74V262H72ZM89 264H91V262L89 263ZM101 264V263H100ZM118 264V263H117ZM120 264H121V262H120Z\"/></svg>", "mask_w": 264, "mask_h": 264}, {"label": "rangeland", "instance_id": "obj_2", "mask_svg": "<svg viewBox=\"0 0 264 264\" xmlns=\"http://www.w3.org/2000/svg\"><path fill=\"white\" fill-rule=\"evenodd\" d=\"M97 1H98V0H97ZM108 1H110V0H108ZM108 1H106V3H107V4H106L105 1H102V2H104V3H102L101 0H99V1H98V6L95 7L97 10H99V12H95V13H99L100 15L103 13L101 16L104 18V16L107 15V14H106L107 12H108V14H109V12H111L112 14L110 13L109 15H112V16H108V15H107L105 19H108V17H109V20L111 19V20L113 21V19H114L113 22L110 20L111 23L113 24V26L109 23V22H110L109 20L102 19V17L100 18V20H99V21H100V26H101V25H105V24H106V25L109 24L110 26L107 27V26L105 25V27H106V31L108 30L107 28H109V30L107 31L108 34L105 33V37H103V36H104L103 31H105V30H103V31L101 32V34L103 33V35H102L103 38L100 37L99 39H97L98 41L96 40V43H94V41H93V39H92L94 45H92V43H91L92 41H90V42L88 41V42H89V43H88V48H89V49L87 48L88 51H86V53H88V54L85 53V55H86L85 57H86V58L88 57L89 59H88V60H87L86 58H85V59H86L87 61H90V63L93 62V63L95 64L98 60H100V58H101L102 56H104V55L106 54L105 51L108 50V49L106 50V48L109 47V43H108L109 40H108V37H110V36L113 37L114 40H113V39H112V40L115 41V36H114L115 33H116V35L118 34V37H119V38H122V37H123V38H122V42H123V43L126 44L127 42H129V40H131V42L136 43V45L139 46V48H140V46L142 47V46H145L144 44H146V41H147V40L144 41V40H145V36H144L143 34L145 33V30L148 31L149 26H148L147 23H151V21L153 20V18H157V17H159V19H161V20H160L161 24H160V22L158 21L159 19H158V20H157V19L153 20V23H154L155 21H157V22H155V23H157V24L154 23V26H153V29H156V28H157V29H156L157 31L154 30L155 33L152 34V35H153V37H157V39H159L158 36H159L160 34H161V35H160V38H163V37L165 36L164 34L167 33L166 31L169 30V27H168V26L166 27V25H168V22H169V21H172L173 19L175 20L177 17H178V19H179V18H185V16L182 17L183 14L186 15L187 13H188V14H191L192 12L194 13L193 10H194L195 8H197V6H195V4H194V6H192L191 4H193V2H195V1H196V2L199 1V3H200V2L202 1V2H205L206 5L208 4V5L210 6L211 11L209 10V12L207 11L206 13L209 15L210 12H211V14H210L211 17H212V16L214 17V16H215L214 13L218 12V11L220 10L221 6H224L223 4L225 3L223 0H214L215 2H214L213 0H211L212 2L209 1V0H206V1H205V0H201V1H200V0H193V2H192V0H189V1H190V2H189V1L187 0L189 3H187L186 0H182V2H181V0H178V2H177V0H175L176 3H175V1H174V3H173L174 5L169 4V5L172 6V7H167V5H166L164 2L162 3L163 0H149V1H147V0H141V1H140V0H138V1H136V0H130V1H129V0H126V1H125V0H122V1L119 0L120 3H119V2H118V3L116 2V1H118V0H111L112 2L110 1V3H108ZM123 1H124L125 3H126L127 1H128V2L125 4ZM145 1H146V2H145ZM150 1H152V2H150ZM168 1H169V0H168ZM171 1H173V0H171ZM184 1H185L187 4H186ZM217 1H218V3H216ZM262 1H264V0H262ZM93 2H94V1H92V3H93ZM99 2L102 3V5H101ZM129 2H130V5L128 4ZM137 2H138V3H137ZM139 2H140V3L142 2V3L140 4ZM147 2H148V3H147ZM191 2H192V3H191ZM207 2H208V3H207ZM210 2H211V3H210ZM223 2H224V3H223ZM113 3H114V4H113ZM132 3H135V4H132ZM136 3H137V4H136ZM143 3H144V4H143ZM159 3H162V4L159 5ZM182 3H183V4H182ZM190 3H191V4H190ZM205 3H204V4H205ZM209 3H210V4H209ZM212 3H213V4H212ZM117 4H118V5H117ZM139 4H140V5H139ZM146 4H147V5H146ZM179 4H180V6H179ZM181 4H182L184 7H183ZM200 4L202 5L203 3H200ZM204 4H203V5H204ZM214 4H215V6H213ZM92 5L95 6V2H94V4H92ZM99 5H101V6H99ZM113 5H114V6H113ZM123 5H124V6H123ZM128 5H129L130 7L126 8ZM141 5H142V6L145 5L144 8H143ZM150 5H152V6H151V7H148V6H150ZM154 5H155V6H154ZM177 5H178V6H177ZM197 5H198V8H199L200 5H199V4H197ZM203 5H202V6H203ZM218 5H219V6H218ZM105 6H106V7H105ZM153 6H154V7H153ZM164 6H165V7H164ZM181 6H182V8H180ZM187 6H188V7H187ZM211 6H213V8H211ZM99 7H100L101 9H98ZM102 7H103V10L105 11V13H104V11H102ZM108 7H109V9H108ZM110 7H111V8H110ZM116 7H117V8H116ZM132 7H135L136 9H134V8H132ZM146 7H147V8H146ZM152 7H153L154 9H153ZM166 7H167V8H166ZM173 7L176 9V11H175V9H173ZM176 7H177V8H176ZM178 7H179V8H178ZM185 7H186V8H185ZM189 7H191V8H189ZM200 7H201V6H200ZM216 7H217V8H216ZM218 7H220V8H218ZM113 8H114V10H113ZM122 8H123V9H122ZM131 8H132V9H131ZM138 8H139V9H138ZM149 8H150V9H149ZM96 9H95V10H96ZM106 9H107V10H106ZM121 9H122V11H121ZM124 9H126V10H127V9H128V10L131 9V10H129V11H130L131 13H132V12H133V13L130 14V13H128L129 11H128V12H127L126 10L124 11ZM137 9H138V10H137ZM140 9H141V13L143 12L142 14H141L140 11H139ZM147 9H148L149 12H150V11H151V12L148 13ZM151 9H152V10H151ZM159 9H160V10H159ZM170 9L173 10V11H171ZM177 9H178V12H177ZM183 9H184V10H183ZM97 10H96V11H97ZM100 10H101L102 12H100ZM111 10L114 11V13H113ZM142 10H143V11H142ZM168 10H169L170 12H168ZM180 10H182V11H180ZM188 10L190 11V13H189ZM191 10H192V11H191ZM216 10H218V11H216ZM115 11H117V12H115ZM123 11H124V12H123ZM134 11H136V12H134ZM137 11H138V12H137ZM163 11H164V12H163ZM184 11H185V13H186V11H187V13H186V14L183 13ZM195 11H196V10H195ZM215 11H216V12H215ZM57 12L59 13V11H57ZM145 12H146V13H145ZM172 12H174V13H172ZM179 12H180V13H179ZM252 12H253V13H252ZM118 13H119V14H118ZM120 13H122V14H120ZM123 13H124V14H123ZM135 13H136V14H135ZM137 13H138V14H137ZM147 13H148V14H147ZM156 13H157V14H156ZM167 13H168L169 15H170V13H171V16L169 17V15H168ZM251 13H252V14H251ZM258 13H259V12H256V14H255L254 11H250L249 15H250V14L252 15V16H250V18H253L252 20H255V21H256L257 19L259 20V18H261V13H259V14H258ZM56 14H57V13H56ZM116 14H117V15H116ZM125 14H126V15H125ZM134 14H135V15H134ZM145 14H146V15H145ZM164 14H165V15H164ZM216 14H217V13H216ZM254 14H255V15H254ZM113 15H116L117 17H116V16L113 17ZM124 15H125V16H124ZM127 15H128V16H127ZM130 15H131V16H130ZM140 15H141V17H140ZM142 15H143V16H142ZM157 15H158V16H157ZM179 15H180L181 17H179ZM253 15H254V17H253ZM256 15H258V16H260V17H258V16L256 17ZM136 16H137V18H136ZM147 16H148V17H147ZM150 16H151V17H150ZM166 16H167V17H166ZM172 16H175V17H173L172 20H171V19L168 20V17L171 18ZM186 16H187V15H186ZM112 17H113V18H112ZM115 17H116V18H115ZM123 17H124V18L128 17V18H127V20H126V19H124ZM130 17H131V18H130ZM142 17H143V18H142ZM149 17H150V18H149ZM152 17H153V18H152ZM163 17H164V19H165V17H166V19L164 20ZM76 18H77V17H76ZM76 18H74V19L72 18L73 20H71V19L69 18L70 20H68L67 22H69V21H71V22H69V24H68L67 22L65 23V25L71 26V27H70V28H71L70 30H72V31H73L74 27L77 26V27L79 28L80 26L85 25V23H86L87 26L89 25V26H92V27H95V26H98V27H99V24H98L99 22H97V21H96L97 24H94V21L92 22V21L89 20V19H88L89 21H88V20H82V19H81L82 22H83V24L81 25V20H80L79 18H78L79 20L77 19V21L75 22ZM133 18H134V19H133ZM148 18H149V19H148ZM255 18H257V19H255ZM115 19H116V20H115ZM121 19H123V20H121ZM129 19H130V20H129ZM136 19H137V20H136ZM151 19H152V20H151ZM162 19H163V20H162ZM102 20H105L106 22H104V21H102ZM134 20H135V21H134ZM144 20H145V21H144ZM148 20H149L150 22H149ZM167 20H168V21H167ZM179 20H180V19H179ZM258 20H257V21H258ZM101 21H102V24H101ZM107 21H108V23H107ZM120 21H121V23H119ZM127 21H129V22H128L129 24L127 23ZM132 21H133V22H132ZM141 21H142V23H141ZM147 21H148V22H147ZM163 21H164V24H165V22H166L165 25H164V24L162 25V22H163ZM255 21H254V22H255ZM260 21H261V19L259 20V22H260ZM45 22H46L45 24L47 25V27L49 26V28H50V25H49V22H50V24H51V28H50V29L47 28L46 25H45V27H42V28H43V29L45 28V29H44L45 31L48 30V34L51 33V32H53V33L50 34V35H54L53 37L49 35L51 38H53V40H54V38H55V40H56L59 36H61V34H60V30H62L63 27H64L65 25H64V26H63V25H60V24H62V23H60V24H59V26H61V28H60L59 26L55 27V26H56L55 23H53L55 26L52 25V22H51V21H49V22H48V21H45ZM64 22H65V21H64ZM73 22H74V24H72ZM77 22H79V23H77ZM84 22H85V23H84ZM87 22H89L90 24L87 23ZM96 22H95V23H96ZM103 22H104V23H103ZM122 22H123V23H122ZM131 22H132V23H131ZM144 22H145L147 25H146ZM75 23H77V24H75ZM91 23H92V25H91ZM118 23H119V24H118ZM57 24H58V23H57ZM70 24H72L73 26L70 25ZM116 24H117V26H116ZM125 24H126V25H125ZM137 24L139 25V27H137V26H138ZM140 24H141L142 26H141ZM173 24H174V22H173ZM74 25H75V26H74ZM93 25H94V26H93ZM114 25L116 26V29H115V26H114ZM144 25H146L147 27L144 26ZM157 25H158V26H157ZM221 25L224 27V24H219L220 29H218L219 26H217V30H218V31H216V29H215V31H216L215 33H216L217 36H219V37L222 36V35H224V34H222V33H224V31H223V29H221V28H223V27H221ZM52 26H53V27H52ZM118 26H119L120 28H118ZM125 26H126V27H125ZM135 26H136V27H135ZM155 26H156V27H155ZM164 26H165V27H164ZM77 27H76V28H77ZM102 27H103V26H101V28H102ZM105 27H104V28H105ZM110 27H112V28L114 29V31H113L112 28H110ZM121 27H123L124 29L121 28ZM133 27H135V29H134ZM140 27H141V28H140ZM160 27H161V30L159 29ZM162 27H163V28H162ZM226 27H227V26H225V28H226ZM55 28H56V30H55ZM64 28H65V27H64ZM66 28H69V27H66ZM72 28H73V29H72ZM76 28H75V29H76ZM80 28H82V27H80ZM80 28L77 29V31H76V32H77V35H78V33H79L78 30H80ZM145 28H146V29H145ZM147 28H148V29H147ZM164 28H165V30H163ZM228 28H229V26H228ZM57 29H58V30H57ZM75 29H74V31H75ZM93 29H94V28H93ZM99 29H100V28H99ZM130 29H131V30H130ZM133 29H134V30H133ZM138 29H140L141 35H140ZM166 29H167V30H166ZM226 29H227V28H226ZM52 30H53V31H52ZM64 30H65V31H62V32H65V33H66V30H67V29H64ZM116 30H118V31H116ZM129 30H130L131 32H130ZM158 30H160V31H158ZM227 30H228V29H227ZM227 30H226V31H227ZM57 31H58L59 33H58ZM95 31H96V29H95ZM111 31H113V32H111ZM123 31H124V32H123ZM128 31H129V33H128V36H127L126 33H127ZM132 31H134V32H132ZM137 31H138V33H139L138 36L136 35V34H137V33H136ZM142 31H143V32H142ZM163 31H164L165 33H163ZM221 31H223V32H221ZM56 32L58 33V35H56ZM76 32H74V33L76 34ZM93 32H94V31H92L91 33H93ZM96 32H99V31H96ZM114 32H115V33H114ZM118 32L123 33V35H125V36H122V37L119 36L120 33H118ZM156 32H157V34H156ZM158 32H159V33H158ZM160 32H162V33H160ZM45 33H46V32H45ZM82 33H83V34H81V30H80L79 36L84 35V32H82ZM99 33H100V32H99ZM134 33H135V37H134ZM147 33H148V34H149V33L151 34V33H153V31H150V30H149V32H147ZM147 33H146V35H148ZM219 33H220V34H219ZM80 34H81V35H80ZM111 34H112L113 36H112ZM55 35H56V37H55ZM64 35H65V34L63 33V37L66 38V36H64ZM66 35H67V33H66ZM77 35H76V36H77ZM106 35H107V36H106ZM163 35H164V36H163ZM57 36H58V37H57ZM79 36H77V38H78ZM84 36H87V34H85ZM89 36H90V33H89ZM89 36H87V37H89ZM136 36H137V37H136ZM161 36H162V37H161ZM61 37H62V36H61ZM61 37H59V38H61ZM116 37H117V36H116ZM118 37L116 38V39H117L116 43H118V41H119ZM126 37H127V38H126ZM138 37H139L140 39H139ZM51 38H50V39H51ZM79 38H82V39L84 40V37H83V36H82V37H79ZM105 38H106V39H105ZM135 38H138V39H135ZM141 38H143V39H141ZM68 39H69V38H68ZM100 39H101L102 41H101ZM110 39H111V38H110ZM134 39H135V40H134ZM53 40H51V41H53ZM63 40H64V38H63ZM89 40H91V39H89ZM99 40H100V41H99ZM105 40L108 41V42H106ZM120 40H121V39H120ZM123 40L126 41V42H124ZM127 40H128V41H127ZM132 40H134V41H132ZM137 40H138V43H140V44H143V42H145V43H144L143 45H138V44H137ZM56 41H57V40H56ZM69 41H70V40H67V42H66L65 44H69V43H70ZM103 41H104V43H103ZM139 41H141V42H139ZM142 41H143V42H142ZM119 42H121V41H119ZM122 42H121V43H122ZM57 43H58V41H57ZM90 43H91V44H90ZM105 43H106V44H105ZM123 43H122V45H123ZM125 44H124V45H125ZM127 44H129V43H127ZM147 44H148V42H147ZM147 44H146V45H147ZM69 45H70L69 47H71V44H69ZM89 45H92V46L89 47ZM98 45H99V46H98ZM101 45H102V46H101ZM107 45H108V46H107ZM59 46H65V45H63V44L60 43ZM66 46H67V45H66ZM66 46H65V47H66ZM103 46L106 47V48H104ZM147 46H148V45H147ZM91 47L94 48V50H92ZM99 47H100L102 50H101ZM67 48H68V46H67ZM71 48H72V47H71ZM71 48H70V49H71ZM95 48H96V50H95ZM103 48H104L105 50H104ZM143 48H144V50H145V48H146V50H148V55H149V52H150L149 46H148V48H147V47H142L141 50H143ZM97 49H98V50H97ZM91 50H92V51H91ZM146 50L143 51V52L146 53V52H147ZM194 50H196V48H195ZM28 51H29V50H28ZM28 51H27V53L24 52L27 56L30 55V54L28 55V53H29ZM95 51H96V52H95ZM98 51H99V52H98ZM108 51H109V50H108ZM108 51H107V52H108ZM191 51L194 52L193 50H191ZM89 52H90V53H89ZM101 52H102V53H101ZM170 52H171V51H170ZM170 52H169V53H170ZM173 52H174V51H173ZM175 52H176V51H175ZM175 52H174V53L171 52V54H168V52H167V53L162 52L163 55L166 56V57L169 55V56L167 57V59L165 58L164 61L156 63V65L158 64L157 66H156L155 63H154V66L152 65L154 68H152L151 66H148V68H150V70L146 67V70H147V69H148V70L145 71V73L142 72V71L145 70V69H144L145 67H144V68H143L144 70L142 69L141 71H139V72L141 73V75H140V73H139L138 71L136 72V70H135L136 66H133V65L135 64V63H133L134 60H133V61L131 60L132 62L130 61L133 65H130L131 63L128 62V63H129V66H131V67L129 68V66L127 65L126 69H127V68L129 69V70H127L128 72H127L126 70L124 71V69H123V72H126L127 74H126V73L123 74L122 70L120 69L123 75L120 74V76H118V75H117V76H118L119 78L123 76V78H121V79L118 78V79H116V80H121V83L124 82V83H123L124 85L119 83V87H118V88H121V89H120L121 91H122V88H123V90H124L123 92H124V93H125V92H128V93H129V91H130V93L132 92V93L130 94V96H131V95L134 96L135 94H137L138 96H137V95H135V96L141 98L142 100H140L139 98L137 99V97H136V99H135V98H134L135 96L132 97V98H134V99L131 100L130 96L128 97V95H129L128 93H126V94H128L127 97L130 98L129 101L127 100L128 98H127L126 100H124V99H125L124 96H122L123 99H121V97H119L120 95H116V96L119 98V99H118V98L116 99L115 94H120V93L118 92V91H120V90L116 91V93L114 92L115 94L112 93V95H114L113 97L115 98V102H116V103H117V101H118V104L121 103V104H120V105H122V106H121V110H123V111H122L123 113L125 112L124 114H127V113H128L127 111H129V114H127V117L124 116V115H122V116L125 117V119L128 118L127 120H129L131 124H132V121H133V124H134V120H135V121L138 120V123H137V121H136L137 125L139 124V127L136 126V131H138L137 133H139L140 131H144L145 129L147 130V131H144V132H140L138 135H140V134L143 133V134L141 135V137H142V136H145L146 133H147L148 135L150 134V135H152V136L154 135V136L157 137V138L155 139L154 137H151L150 135H149V136L146 135L145 138H146L147 140H144V141H146V142L150 141V143H154L153 140H154V141H157L158 138L161 139L160 135H155L156 133L158 134V131H159L158 129L161 128V127H160L161 125L159 126V124H160L163 120H164V121H163V124L161 123L163 127H165L164 125H165L166 123L169 124V125L166 124V125H168V126H167L168 128H167V127H165V128H167L166 130L169 131V132H168V135H170L169 133H171L170 136H172V141H173V140H174V141H173V142L169 141L170 144H168V142H167L168 139H167V138H169V140H170L171 137L167 135V136H166L167 138H162L161 143L159 142L160 140H158V142H156V143H158V144H162V143H163L160 147H163V148H164L163 151H164L165 154L168 152V154L171 155V156H172V155H173V156H178L179 154L176 155V153H177L178 151H175V150H177L178 147H177V148H174V146L176 147V146H177V143L179 144V142H181V141H182V144H183V141H184V145L187 144L186 142H190V141H191L190 143H192V142L194 143V144L192 143V145H195L196 141H197V143L200 142V140H203V141H202V144H204V143L207 142V144H205L207 147H204L205 150L203 149L204 151H206V154L211 153L210 151H213L212 153H215V154L217 153L216 156L219 157V155H220L219 158H220L221 160L219 159V160H220L219 162H216V163L213 164V167H214L215 169H217V170H216V172H218L217 175H216V172H214L215 170H212L213 172L210 170V169H213V168L208 167V165L206 164L207 162L204 160L205 158H204V159H201L202 156H200V157H201V158H200V157H198L199 155H196V156H197V157H195L196 159H194V158H193V159H189V160L187 159V160H188V163L190 164V165H189V164H187V162H186V164L188 165V166H187V165L185 164V166L187 167V170H185V169H186L185 166H184V168L182 167L184 170H182V168H177V167H175L176 169H180V170H181V171H180V170H177V171L182 173V174L180 173V174L182 175V177H184V176H183V174H185L184 171H186V173H189V174H190L191 171H192V173H194V171H195L194 169L198 168L197 166H199V167L201 168V171H200L199 168H198V169H199V172H198V169H197L196 171H197L199 174H200L201 172L204 173V174L201 173V174H202V175H201L202 177H201V179L199 180L200 182H198L199 184H196L195 181H193V180H194V177H193V174H192V173H191L192 175L190 174V175L192 176V178H190V179H189V176L186 177L187 174H185V177H184V178L187 179V180H186V181H187L186 184H187V183H190L191 180L193 179V180H192V181L194 182L193 187H195L194 185H198V186L195 187V190H189V189H188V190H186L187 192L184 191V192L182 193L183 195H184V193H185V195H186V194L189 192V193L187 194L188 196L186 195L185 198H184L182 195H178V196H177V193H175L176 190H179V189H177V188L181 187V183H180L179 181L177 182V180H179V175H180V174H178V172L175 171L176 169H173V168H172V170H171V168L169 169L167 166L164 167L165 164H162V163H160V162H159L160 164H158L159 166H158V165H155L156 167H157V166L159 167L158 169H159L160 172H162V171L166 172V170L168 169V170L170 171V174H171V175L176 174L175 178H174V176L171 177L170 180H172V181H169L168 184H167L166 182H164V180H163V181H162L163 183H162V182H160V183L157 182V183H158V184H157L158 186H155V188L158 187L159 190L161 189V194H159V195H161L162 199L165 200V202H166V200H167V202H168V200L171 199V200H170V203H171V201H172V203H173V204L171 203V205H172V206H173L174 204L176 205V206L174 205L173 208H172L173 211H176V212L173 213L172 210H170V211H172V212H170L168 209H165L164 206H165V204H167V202L164 204V203H163V200H162V201H159V203H158L156 200H152V201H150V200L153 198V196H156V192L158 191V190H157V191L153 190V189H155V188L152 189V187H154V184H152V185H151V184H148L149 186L151 185V186H150V187H151V190H149L150 187H149L148 185H146V186H148L149 189H148L146 186L142 185V186L140 187L139 190H141L143 186H144L145 188H147V189L149 190V192L153 190L152 193H148V192H146V191H148V190L145 191V190L143 189V190L147 193V196H145L146 194H145V192H144L143 190L138 191V194H140L141 192L144 193V195H141L142 193L140 194V196H141L140 198H141V199H142V196H145V197H143L142 200H145L146 197H147V199L150 198L149 201L146 200L145 202L140 201V198H139V201L143 203V207H144V205H145L144 208L146 209V208L149 206L148 209H150V210H147V211H146L145 209H143V212H142V211H140V212H137V211H136V212H137V215L132 213L131 218H133V216H134V217L137 216L138 219H141V215H145L144 217H142V220H144V219H148L147 217H148V216H151L150 211H152V210H151V207H152V209H153L154 204H156L157 207L155 206V209L157 208V210H158V207H161V206L163 205V207H161L160 209L163 208V209H162V212L165 213V214H164L163 216L159 215V213H160V214H163V213H162L160 210H158V211H160V212H158V215H159L160 217H167L168 215H169V216H168V218H163V219H165V221H164L162 218H160V219H162V220H161L162 222L160 221V222H159V225L161 226V225H162L161 223H166V224L168 225V223H169V226H171V227H169V226H167V225L165 224V225H162V226H161L162 228L160 229V226L157 227L158 225H154V229H151L152 232L149 231V230L146 231V229H145V231H146V232H145V231H144V227H141V226L138 225L137 222H135V221H133V222L135 223V224L133 223V226H135V227H128V228H127V226L123 227V228H122V231L125 230V232H127V231H129L130 229L133 228V230H130V231H129V232H131V231H132V232H133V231L136 232V233L133 232V236H134V234H135V235H136V234L139 235V231L141 230V231H140L141 233H140V235H139L138 237H136L137 235L134 236V238H135V239L137 238L138 241L135 240V239L133 240L134 242L131 241V244H134L135 241H136V243L134 244L136 248H134V245H133V246H132V245H128L129 243H126V244H125V243H122V242L120 243L118 239H117V241L115 240L116 242H114V241H113L114 238H113L111 235L109 236L108 233H105V236H104V235H101V236H100V237H103V236H104V238H100L101 240L104 239V240H103L104 242L102 241V243H101V240H100V239H98V241L100 240V241L98 242V241L96 240V236H97V235L94 234L95 232L92 231V227L89 226V225H92V224H91V221H88V220L92 219L91 216H90V219H88V216H87V218H85L86 215H87V214H85V212H87L88 209L90 208V206H87L89 203H87V205H86V202H85L86 200H82V199H79V198L76 197L77 200L75 199V200L73 201V199L71 198V208L73 207V205H75L74 207H77V206H78V209H77V208H75V209H77V211L80 210L79 212H82V210H85V208L89 207L85 212H83V213L85 214V217L83 216L84 219H85V220L87 219V221L90 223L89 225H87V223L84 222L85 225L88 226V229H87V227H86L85 225H83V226H84V229H83V230L85 231V230L87 229L85 232H83V230H81V228H83V227L80 226V228L77 227V228H78V229H77L76 226L72 224V223L75 222L76 220H75V221H72V223L70 224V225H73V228H74V226H75L74 229L76 230V232L78 231V235H79V234H80V236L82 235L81 237H83V239L86 238V239H85V245H84V243H83L84 241H82L83 239H82V238L80 239V236H79V237H76V236H75V237H76V239H75V237H74V235H73L74 239H73V238H71V239H73V240H75V241L72 242V245H73V246L70 247V250H68L69 248L67 247V244H63V245H64L63 247H64L65 249L62 248V249L64 250V252H63L62 249H61V250H62L61 252H62V254H63V253H64V254H67V255H64V258H63V256H59L60 251L56 248V247L59 246V245H58L59 242H58V239H57V242H55V243H57V246H54V245H53V246H51V247H52V248L55 247V249L58 251V252H57V251H56V252H57V255L59 256V258L57 259V257H56V258L54 257V255L57 256L56 253L54 252L55 249H51V251H50V247H49V250H48V251H49L50 255H51V252H54V253L52 254V255H53L52 258L50 257V255L47 256V253H45V254H46L45 256L47 257V258L44 257V258H45L44 260H45V263H46V264H49V263L51 264V261H52L53 257H54L56 260H59V259L61 258L60 260L62 261L63 264H72V262H74V263L77 264V261H78V260H76V259H80V260L82 261V260H84V259H86V258H88V259H86V261H87V260H91V261H88L89 263L91 262V264H100V263H101V264H107L108 261H109L110 259H114V258H120V259H123L124 256L128 257V256L126 255V249H127V251H129V252L131 251L132 248L136 249V252H135L134 249H132V250H134V251H131V253L128 252L130 255L133 254V253H134V254H135V253H141L142 251H143V252H146L147 249H148L147 246L152 245V244H154V242H155L154 240H152V237H153V236H155V237H158V236H159L157 239H156L155 237H154L153 239L158 240V241H159V239H160L159 244H162V243H163V246H164V245H166L167 243H169V241L171 242V240H172V237H173L172 234L175 233V232H172V231H173V227H174V230H175L176 232H177V231H180V229L183 230V229H184V226H185V229H186L187 226L189 227L190 224L188 225L187 223H188V222L190 223V218H189L188 216H186L187 213H188L187 211H188L189 209H190V210H195V209H196V210H199V208H200V209L203 208L202 204L199 205V204L201 203V202H199V201H201L200 198H201L202 195H205V194L207 195V194H210V193H211L210 195L214 196V198H216V199H221V198L224 196V193L222 192V190L220 189V186H219L220 181H218V179H220V178H219V177H220V173H221V176L223 175V173H225L224 175L228 174V176H225V177H224V175H223L224 180L222 179L223 181H227L228 183H235V181H236L237 179H238V180H237L236 182H239L241 178H242V179H251V180H253L254 178H255V179L258 178L257 175H256L257 173H256V171H255V170L257 169L256 167H259L258 165H262V162L264 161V146H263V145H264V134H263V132H264V131H263L264 128H263V130L261 129V128H262L261 126L264 127V124L260 123V122L257 121V120H253V119H250V120H249V119L246 117L247 115H246L245 112L243 113V114L246 115L245 118H243V115H242V116L240 115V116H241V120H242V118H243L244 121H241L240 118H239V120L236 119L238 122L241 121V122L238 123V122H236V120H235V118H236L237 116H239L238 114H240V113L243 112V109L240 110L241 106H244V107H242V108H244V111H245L246 109H247V111H248V109L251 111V109H252L251 107H253V104H256V103H254V102H256V94H255L254 92H251V91L253 90L252 85L249 86V87L247 86V84H246V86L243 85V87L245 86V88H243V87H241V88H242V89H245V90L242 91V89L239 88V87H240V86H239L240 84H239V82H238L239 79H240V77L238 76V74H239V72L241 71V68H243V66H244V68H247V65H248V67H249V64H250L251 62H250V63H247V62H246L247 65L245 64V65L242 66V64L244 63L245 60H241V59L239 58V61H238V60H237L238 57L235 56L237 59H234V56H233V59H232V57H228V58L230 59V60H228L229 62H227V64L229 63V67L225 66V68H224V63H226V61H227L228 58H226V60H224V61H225L224 63H223V61H220V62L223 64V68H224V69L221 67L222 65H220V64H221L220 62H219V63H214L215 65H214V64H210L211 67H210L209 65H207L208 67H207V66L205 67L204 65H206V64H204V65H202V66H203V68H202V66H200V64H203V62H205V59L203 58L204 60L199 64V61L202 60V58H201L202 56L200 57V55H198V52H197V51H196V53L194 52L195 54L193 53V55H194L195 58L193 57L192 52H189V50H188V52L191 53V54H189L187 51H184V50H183V52H182V51L180 50V53L182 52V53H181L182 56H179V55H180V54L178 53L179 50H178L176 53H175ZM24 53H23V54L20 53V54L24 56ZM91 53H92V54H91ZM93 53H94V56H93ZM100 53H101V54H100ZM104 53H105V54H104ZM150 53H151V52H150ZM177 53H178V54H177ZM185 53H186V54L188 53L189 56L191 55V57H193V58L189 57L190 59H196V57L199 56V57L197 58V59H199V60L197 61L198 63L193 62L194 65H195V64H196V65L198 64V66L200 67V68H199L198 66H196V68H198V70H197V71H196V70L193 71V72H195L196 75L198 74L197 77H196V75L192 72V68H191V71H190L189 66L191 67V64H192V63H191V61H188V60H187V59H189V58H188V55H184ZM20 54H19V55H20ZM97 54H98V56H100V55H101V56L98 57V56H96ZM102 54H103V55H102ZM146 54H147V53H146ZM167 54H168V55H167ZM173 54H174V55H173ZM176 54H177V55H176ZM196 54H197V55H196ZM16 55H17V54H16ZM21 55H20V56H21ZM26 55H25V57H23V59H22L21 57H20V58L17 57V58H19V59H16V60H17L16 63H17L18 61H21V59H22L21 63H24V62H25L24 60H26ZM52 55H54V54H52ZM55 55H56V53H55ZM55 55H54V56H55ZM183 55H184V56H183ZM30 56H31V55H30ZM30 56H29L28 58H31ZM33 56H35V55H33ZM36 56H38V55H36ZM36 56H35V57H32V58H35V59H32V58H31V59L29 60V59L27 58L28 60H26V62L28 61V63H27L28 65H27L26 63H24V64H21V63L18 64V63H17V64H18V66L21 65L20 69L23 67V65H25V66H26V67L24 66L25 69L28 68V71H29V72H28V71H25V69H24V67H23L24 70L21 69V70H23V71H20V72H24V73H22V74L20 73V74H21V75L24 74V76H21V75H20V77H21L20 79H22V80L24 81V79H25L24 77L26 76L27 81H30V82L33 81V83H32L33 85L35 84V82H36V84H35L36 86H39L40 84L42 85V87L39 86L40 88H39V87H38V88L36 87L35 89H34L35 85H34L33 87H32V85H31V87H28V91H27V90H24V89H26V88H24V87H25L26 85H29L30 82L27 84V81H26V83H25L26 85H24V83L22 82V83H23V84H22V90L26 91L27 94H28V93L32 94V93L34 92V90H35V92H38L37 90L39 89V91L41 90V92H40V94L37 93V95H38L39 98H41L42 96H43V97H42V99H39V100H38V101H40V102H38V101H35V102H34V101H33L34 104H33V102H32V103H30L31 105L29 104V105H25V106H24V107H26V109L28 108V110H26V109L23 110V112L25 113V115L27 114V117L24 115V113H23L21 110L18 111V109L16 108L17 106H15V102H16V105H17V101H15V102L11 101L12 103H11L10 105H9L10 101H8V103L6 102L5 104H6V106H8L7 109H8V110H11V108H12V110H11V112H10V111H7V109H6V107H5L6 111L8 112V113H7V112L5 111V114L8 116V118H7V116H5V117L7 118V120H8V119L10 120V118L12 117L11 119L15 121V118H14V117L18 116L19 121H17V120H18L17 117H16V119H17L16 121L19 123V122L21 121V119L23 120V118H24V120H23L22 122H23L24 124H26V125H27V123H28V125H29V124H30V125H29V127L26 126V125H24V126L28 127V128L25 127V128H26V129H25L24 126L22 127V124H21V128L25 129L24 131H27V130H28V133H29V128L31 129V128H34V127H38V128H40L39 130H41V125L43 124L42 126H44V123H46V121H47L46 124L49 125V128L51 127L50 130H51V129L54 130V131L56 130L57 133H60V134L62 133L61 136H63V134H64L63 132H64V131H59L58 129H60V130H66V128L68 129V128L71 126L72 122H73V121H72V117H73L72 115L77 114V116H78V115L81 116V114H85V113H87L88 116L85 114V117H87L89 120H90V118L92 117V121H91V122H93V123H90V124H92V125L89 126L90 124H88V125H87L88 127H87V126H86V127L84 126L85 128H87L86 130H84V128L82 127L83 130H80V133H78V132H79V128H78V131H76V132H72V135H74L73 133H75V135L77 134V135H76L77 138L75 137L76 140H75L74 136H71L70 133H69L68 131H66V132L69 133V134H68V133H67V134L70 135V136H68V135H64V136H65V137H69L68 139H71V140L68 142V140H66L67 138H65V140H62V141H61V142L64 143V144H62L61 142H58V143L61 144V146H63V145H66V143L63 142V141H67V143H68L67 145L71 146V144H72V147H73V148H71V149L69 148L68 152H70V153H67L66 150H65V147L67 148V145H66L64 148L62 147V148H63L62 151H63V153H65L66 155H64L61 151H59V149H57L59 152H58L57 150H56V151H57V153H59L60 158H61V156L63 155L62 157H64V159H66V158H67V159H68V158L70 159L69 162H66L67 159H66V160H63V158H62V160H61V159L58 158L59 161L61 160L60 162H63V161H64V162L66 163V165L68 164V168H69V169L71 168L72 171H71V170H70V171H71L72 173H73V171L76 170V169H77V170H76L77 172L80 171L78 174H80V173L82 174L81 169H82V170L84 169L83 166H86V165L88 164L87 166L90 167V164L92 163L91 165H93V166H92V169H93V170H91V174H92V173H93V174L96 173V176H97V172H98V171H102V173H104L105 176L102 177V178H103V179H102V180H103L102 182L105 183L104 186H106V182H104V181H108L107 179H108L109 177H111V178H109V181H108V182H112V183H114V184H115L114 180H115L117 177H120L123 181L125 180L126 184H127V182L129 181L128 178H129V179H132L130 182H133V179H135V178L137 177V174L134 172V170H132V167H130V166H128V167H129V169L132 170L133 172H131V171H130L131 173L129 172V169L126 167L125 164H123L124 162H122L123 160H121L122 158H121L120 156H118V154H117V156H118L119 159H118V158H117V159L115 158V157H117V156H115V157L113 158V161H114V159H116V160H118V161H116V162H112V163H114V166H115V167H112L113 165L111 166V164L108 165V163H107V164L105 163V161L107 162V160H106V158H105L106 155H107L106 152H107V151H109V152L111 151V153H112V151H113L112 154H114V151H116L117 148H120V146L123 145L122 141H124V140H123V138H121V137H124V136H121V135H125V131H124V129H123L125 126H124V127L122 126V128H120V129H121V132L124 131L123 134H122L121 132H119L120 130H119L118 126L120 125L119 123H121V122L118 121L119 119L117 120V117H118V116H117V115L115 116V114H116V113H120V114H121V110L119 111V109H120V108H119V107H120L119 105H117V107H118L119 109L116 107V104L114 103V98H113V99L110 98V96H108L109 94L106 95V92H105V94H103V93H104L103 91H105V90H102V91H101L102 88L99 89L98 87H100V86H97L95 89H98V92H97V93H99V94H96V90H93V92H92V94H91L89 91H86V88H85V89H84V88H81V90L84 89V90H82L83 95H85V94L88 95V94H89V96H90L89 99H90L91 97H94V96H95V99L92 98V100H95V102L93 103L94 106L91 104L92 107H91V106H88L89 104H86V102H82V100L80 101L79 99H78V100L76 99V101L80 102L79 104H77L76 101H74L75 99L72 100V101H73V105H71L72 102H70V105H71V106H70V105L67 106L66 104H64V103H62V102H61V105H60V104H57L59 101H55L54 99H52V97H51L49 94H47L48 89H49V88L47 87V85H48L50 82H53V81H51V80H53V79H55V80L58 79V81H59V80L61 79V76H63V77H62V80H64L65 75H66L65 80H68V79L70 80V79L72 78L73 74L76 75L77 73H75V72L72 71V69L69 67L70 64H68L67 62H66V63H67V64H66V63H64L63 61H61V64H62V67H61V64H58L59 62H57V60L54 59L53 56H52V57H50V55H49V57H48V56H46V57L44 56V57L46 58V61L44 60L45 58H44L43 60H41V59H40V58H41L40 55H39L40 57L37 58V59H36ZM92 56H93V57H92ZM95 56H96V57H95ZM178 56H179V57H178ZM185 56H187V57H185ZM1 57H2V58H1ZM3 57H4V58H3ZM5 57H7V56H4V54H2V53L0 54V62H1V64H2V63H3V64L6 63V61H7L6 64H7V66H8V67H6V65H5V68H4V67H3L4 65L2 64V65H3V66H2V71H5V70H3V68H4V69H8V68H9L10 64L12 63L11 61H14V62H15V60H14V59H15V58H14V55H12L13 60H11V61L8 60L9 58L12 59V58H11V55H10L9 58H5ZM15 57H16V56H15ZM42 57H43V56H42ZM47 57L49 58L48 61H47ZM55 57H57V56H55ZM90 57H92V58H90ZM254 57H255L256 59H258V57H256V56H254ZM94 58H95V59H94ZM168 58H169V59H168ZM179 58H180V59H179ZM183 58H184V59L186 58V59H185V60H187L186 62H189V63H190V65H189V63H188L189 66H188L186 63H185L186 65H183V62H180ZM255 58H253L252 60H254ZM2 59H4L5 62L2 61ZM5 59H7V60H5ZM52 59H53V61L56 60L55 62H57V63L52 62ZM93 59H94L95 61H94ZM96 59H97V60H96ZM190 59H189V60H190ZM197 59H196V60H197ZM231 59H232V61H231ZM242 59H243V58H242ZM256 59H255V60H256ZM31 60H32V62H31ZM34 60H35V61H34ZM49 60H51V62H50ZM92 60H93V61H92ZM165 60H167V61L165 62ZM169 60H170V61H169ZM171 60H172V61H171ZM185 60H184V61H185ZM236 60H237L239 63H237V62L235 63ZM36 61H37V63H36ZM38 61H39V62L42 61V62L39 63ZM44 61H45V62H44ZM59 61H60V60H59ZM91 61H92V62H91ZM178 61H179V62H178ZM256 61H257V60H256ZM256 61H254V62H255V63L253 62L254 65L251 64V66H255V65L257 64ZM9 62H11V63L8 65ZM46 62L48 63V65L46 64L47 66H50V63H52V65H54V64L56 65V68H58V70L54 71V73H56V74L52 73V76H51V74H48V73L46 72V73H47V74H46L47 76H46V75H43V72H42V71H43V70H42L43 67H41L42 65H39V64H44V65H45ZM62 62H63V63H62ZM135 62H136V60H135ZM164 62H165V63H164ZM230 62H233V63H234V65H235L237 71L239 70V66H240V71L237 72V71L235 70L234 65H233L232 63H230ZM241 62H242V63H241ZM16 63H15V64H16ZM33 63H34V65H33ZM136 63H137V62H136ZM161 63H162V64H161ZM205 63H206V62H205ZM1 64H0V65H1ZM29 64H30L31 69H30V67H29ZM165 64H166V67H165ZM178 64H179L180 66H183V68L180 67ZM193 64H192V67H194ZM227 64H226V65H227ZM240 64H241V65H240ZM13 65H14V63H13ZM13 65H12V67L10 66V68L7 70V72H8L10 69H13V68L16 69L17 66H14V67H13ZM32 65H33V66H32ZM44 65H43V66H44ZM52 65H51L50 67H55V65H54V66H52ZM59 65H60V66H59ZM135 65H136V64H135ZM149 65H150V64H149ZM159 65H160V70L158 69V68H159ZM232 65H233V66H232ZM236 65H238V66H236ZM27 66H28V67H27ZM36 66H37L38 68H35ZM39 66H40V67H39ZM57 66H58V67H57ZM132 66L135 67V68L133 69ZM161 66H162L163 68H162ZM168 66H170V68H172V69H169ZM186 66H188L189 70H188V68H186ZM212 66H213V67H212ZM241 66H242V67H241ZM245 66H246V67H245ZM64 67H65V68H64ZM67 67H68V68H67ZM155 67H157V69H156ZM164 67H165V68H164ZM175 67H176V68H175ZM184 67H185L186 69H185ZM204 67H205V68H204ZM220 67H221V68H220ZM18 68H19V67H18ZM34 68H35V70L32 71V69H34ZM44 68L46 69V68H48V67L45 66ZM118 68H119V67H118ZM151 68H152L153 71L151 70ZM161 68H162V69H161ZM166 68H168V69H166ZM173 68H175V69H173ZM180 68H181V69H180ZM194 68H195V67H194ZM194 68H193V70H194ZM196 68H195V69H196ZM219 68H220V69H219ZM233 68H234V69H233ZM244 68H243V69H244ZM36 69H37L38 71H39V69H40V73L36 72ZM54 69H55V68H54ZM163 69H164V72L162 71ZM182 69H184V71H183ZM200 69H202V71H201ZM203 69H206V71H205V70L203 71ZM229 69H230V70H229ZM232 69H233V70H232ZM17 70H18V69H16V71H17ZM30 70H31L33 73H32ZM118 70H119V69H118ZM120 70H119V71H120ZM166 70H170V71H172V72H174V71L176 70L177 72H178V71H179V72H178V73H177V72H174V73L172 74L170 71H166ZM180 70L183 71V72H181ZM186 70H187V71H186ZM223 70H224L225 72H224V74H221V72L223 73ZM227 70H228V71H227ZM10 71H11V70H10ZM18 71H19V70H18ZM18 71H17V72H18ZM57 71H58V72H57ZM60 71H61V72L63 71V72H62V75H61V72H60ZM65 71H66V72H65ZM67 71H68V72H67ZM69 71H71V72H69ZM132 71H133V72L135 71L134 73L138 75V77L136 76L135 79H133V80H134V84H133V82L131 83V80H129V78H130L131 75H132V76H131V79L134 78V73H133ZM154 71H155V72H154ZM157 71H158V72H157ZM226 71H227L229 74H228ZM12 72H13V70H12ZM27 72L30 73V74H28ZM34 72H35V73H34ZM121 72H118V73H121ZM149 72H150V73H149ZM152 72H154V73H152ZM160 72H161L162 75L160 74ZM166 72H168V73H166ZM188 72H190V73L187 74ZM196 72H198V73H196ZM199 72H202V75H201V73H199ZM233 72H234V73H233ZM235 72H236L237 74H236ZM1 73H2V72H1ZM25 73H26L27 75H25ZM31 73H32V74H31ZM36 73H38V74H42V76H44V78H45V80H46L45 83H48L49 77H51L50 80H49V83H48L47 85L44 83V84L46 85V87H45L44 89H46L45 91H47V92H44V91H43V90H44L43 87H44L45 85L42 84L41 81H39V80H41V79L43 80V77L41 78V76H39V75L36 74ZM57 73H60V74H57ZM64 73H65V74H64ZM66 73H67L68 75H67ZM72 73H73V74H72ZM130 73H131V75L129 76ZM132 73H133V74H132ZM155 73H156V74H155ZM176 73H177V74H176ZM181 73H182V74H181ZM184 73H185V74H184ZM3 74H6V71H5V73L3 72ZM18 74H19V73H18ZM34 74H36L37 76L34 75ZM44 74H45V73H44ZM154 74H155V75H154ZM159 74H160V75H159ZM190 74H191V75H190ZM193 74H194V76H193ZM209 74H210V76H209ZM28 75H31L32 77L34 76V78H33V79L28 78V77H29ZM58 75H59V76H58ZM124 75H125V76H124ZM164 75H165V76H164ZM188 75H189V76H188ZM212 75H213V76H212ZM219 75H220V76H219ZM223 75H225V76H224L223 78H221ZM0 76H1V75H0ZM57 76H58V77H57ZM69 76H70V77H69ZM126 76H127V77L129 76V77H128V81H127V79H126ZM167 76H168V77H167ZM192 76H193V78H192ZM206 76H207V77H206ZM236 76L239 77L238 80H237L238 77H236ZM35 77H40V78H39V80H38V78L35 79ZM47 77H48V78H47ZM142 77H143V78H142ZM159 77H160V78H159ZM202 77H203L205 80H204ZM233 77H234L235 79H234ZM136 78H137V80H139V81H137ZM140 78H141V79H140ZM206 78H207V79H206ZM212 78H213V79H212ZM226 78H227V80H226L227 82L224 81ZM26 79H25V80H26ZM30 79H31V80H30ZM47 79H48V80H47ZM185 79H186V80H185ZM197 79H198V80H197ZM219 79H220V80H219ZM229 79H230V81H228ZM35 80L39 81L40 84L37 85L38 82L35 81ZM55 80H54V81H55ZM133 80H132V81H133ZM142 80H143L144 83H142ZM232 80H233V83H232ZM236 80H237V81H236ZM34 81H35V82H34ZM43 81H44V80H43ZM125 81H126V82H125ZM200 81H201V82H200ZM204 81H205L206 83H205ZM213 81H214V82H213ZM217 81H218V82H217ZM55 82H56V81H55ZM136 82H139V83H136ZM164 82H167V83L170 82V83H169V84H167V83L165 84ZM195 82H196V83H195ZM224 82L227 83V85L224 84ZM208 83H209L210 85H209ZM125 84H126L128 87H129V86H131V87L127 88V86H126ZM138 84H139V86H138ZM206 84H207V85H206ZM217 84H218V85H217ZM43 85H44V86H43ZM122 85H123V86H122ZM134 85H135V86H134ZM136 85H137V86H136ZM183 85H184V86H183ZM208 85H209L210 87H209ZM212 85H213V86H212ZM215 85H216V86H215ZM29 86H30V85H29ZM125 86H126V87H125ZM168 86H169V87H168ZM182 86H183V88H181ZM206 86H207V87H206ZM218 86H219V87H218ZM230 86H231V87H230ZM234 86H236V87H234ZM26 87H27V86H26ZM134 87H135V89H134ZM142 87H143V88H142ZM186 87H187V88H186ZM31 88H32V89H31ZM125 88H126V90L128 89V91H125ZM141 88H142V89H141ZM166 88H167V90H166ZM170 88H171V89H170ZM203 88H204V90H203ZM210 88H211L212 90H211ZM217 88H218L219 90H217ZM223 88H224V89H223ZM228 88H229V89H228ZM236 88H237V89L239 88V89H238V90H239V94H238V91H235V90H237ZM29 89H31V90H29ZM33 89H34V90H33ZM168 89H169V91H168ZM176 89H177V90H176ZM182 89H183V90H182ZM188 89L190 90V93L188 92V91H189ZM198 89H200V90H198ZM250 89H251V90H250ZM81 90H80V91H81ZM88 90H89V89H88ZM142 90H143V91H142ZM172 90H173V91H172ZM186 90H187V91H186ZM230 90H231V91H230ZM29 91H30V92H29ZM31 91H33V92H31ZM91 91H92V90H91ZM99 91H100V92H99ZM121 91H120V92H121ZM182 91H183V92H182ZM191 91H192V92H191ZM225 91H226V92H225ZM241 91H242V92H241ZM244 91H245V92H244ZM22 92H23V91H22ZM86 92H87V93H86ZM133 92H134V93H133ZM179 92H180V93H179ZM186 92H187V93H186ZM202 92H203V93H202ZM212 92H213V93H212ZM215 92H217V93H215ZM220 92H221V93H220ZM223 92H224V93H223ZM240 92H241L242 94H241ZM42 93H46V94L43 95ZM107 93H108V91H107ZM194 93H195V95L197 96V98L199 97V98L201 99V101H199V100H200L199 98H198V101L196 100L197 98L194 96ZM201 93H202V95H201ZM228 93H230L229 95L231 96V97H229V98H228ZM243 93H244V95H243ZM245 93H246V94H245ZM247 93H248V95H247ZM27 94H26V95H27ZM33 94H35V93H33ZM102 94H103V95H102ZM110 94H111V93H110ZM181 94H182V95H181ZM186 94H188V95H186ZM191 94H192V96H191ZM214 94H216L217 96L214 95ZM254 94H255V95H254ZM20 95H21V94H20ZM26 95L23 94V96H25V97H26ZM48 95H49V96H48ZM87 95H86V96H87ZM91 95H92V96H91ZM93 95H94V96H93ZM97 95H98V97H96ZM104 95H106V96H104ZM112 95H111V96H112ZM121 95H122V94H121ZM164 95H165V96H164ZM189 95L191 96V99H193V101H194V99L197 101V104H198V105H197V104L195 105L196 102H195V103L191 102V103H193V105L189 103V102L191 101V99L189 98V97H190ZM203 95H204V96H203ZM218 95H220V97H219ZM233 95H234V96H233ZM23 96L21 95L20 97L23 98ZM107 96H108V97H107ZM143 96H144V97H143ZM170 96H171V97H170ZM188 96H189V97H188ZM242 96H244V97L246 96V97L244 98V97H242ZM252 96H255V100H253L254 97H252ZM44 97H45V98H44ZM48 97H51V99L48 98ZM100 97H101V98H100ZM102 97H104V98H102ZM125 97H126V96H125ZM176 97H177V98H176ZM183 97H184V98H183ZM186 97H187V98H186ZM194 97H195V98H194ZM201 97H203L204 99L201 98ZM207 97H208V98H207ZM214 97H215V98H214ZM222 97H223V98H222ZM226 97L228 98V100L230 99V100H229L230 102L232 101L231 103H234V104L231 105L230 102H226V101H228ZM235 97H236V98H235ZM47 98H48V99H47ZM97 98H98V99H97ZM143 98H145V99L143 100ZM217 98H218V99H217ZM224 98H226V100H225ZM233 98H235V99H233ZM239 98H240V99H239ZM242 98H243V99H242ZM249 98H250V99H249ZM252 98H253V99H252ZM49 99H50V103H48V102H49ZM103 99H104V100H103ZM107 99H108V100H107ZM109 99H112V100H113V103H114L115 105H112V104H113V103H112V100L109 101ZM173 99H174V100H173ZM211 99H212V100H211ZM246 99H247V100H246ZM52 100L54 101V103L56 102L55 105H54V103H53ZM98 100H101V101H98ZM130 100H131L132 102H133V100H136V103L133 102V103H135V104H133V103H131ZM166 100H167V101H166ZM176 100H177V101H176ZM182 100H183V101H182ZM184 100H185L186 102H185ZM188 100H189V101H188ZM202 100H204V102H202ZM250 100H251V101H250ZM42 101H43V102H42ZM44 101H45V102H44ZM120 101H121V102H120ZM124 101H125V102H124ZM139 101H141V102H139ZM187 101H188V102H187ZM214 101H215V102H214ZM224 101H225V103H224ZM237 101H238V102H237ZM239 101H240V102H239ZM36 102H37V103H36ZM41 102H42L43 104H40ZM96 102H97V103H96ZM105 102H106V104H105ZM109 102L112 103V104L110 103V104L112 105L111 109L108 108V107H110ZM129 102H130V105H134V106H130V107H128V105H129L128 103H129ZM145 102H146V103H145ZM160 102H161V103H160ZM167 102H168V103H169V102H172V104L169 103V105L171 104V105H170V110H171V111H170L169 114H167L166 117H165V115H164L165 112H163V110H164V111H166V110L164 109V107L167 106V107H165V108L167 109V111L169 110V106L166 105V104H168ZM211 102H212V103H211ZM245 102H246V103H245ZM248 102H249V103H248ZM252 102H253V104H252ZM35 103H36V104L39 103V106L35 105ZM59 103H60V102H59ZM103 103H104V104H103ZM165 103H166V104H165ZM174 103H175L176 105H175ZM178 103H179V104H178ZM184 103H185L186 106L183 105ZM205 103H206V104H205ZM213 103H214V104H217V106H216V107L213 106V105H214ZM226 103H230V104L227 105ZM236 103H238L239 106H238V104H236ZM242 103H243V104H242ZM27 104H28V103H27ZM32 104H33V105H32ZM63 104H64V105H63ZM75 104H77V105L74 106ZM82 104H83V105H82ZM95 104H97L98 106H99V104H100V108L103 107V108L107 109V116L104 115V114H106V111H103V110H102L103 108L100 109V108H99L97 105H95ZM136 104H137V105H136ZM142 104H144V105H142ZM160 104H162V105H160ZM163 104H164L165 106H164ZM173 104H174V105H173ZM209 104H210L211 107H209ZM219 104H220V105H219ZM221 104H223V106H225V109H224V107H219V106H221ZM244 104H245V105H244ZM247 104H248V105H247ZM11 105H12V106H11ZM40 105H42V106H40ZM43 105H44V106H43ZM78 105H79V106L82 105V106L79 107ZM101 105H102V106H101ZM141 105H142V106H141ZM148 105H149V106H148ZM178 105H179V106H178ZM180 105H181V106H180ZM187 105H189V107H188ZM190 105H191V106H190ZM201 105H202V107H201ZM207 105H208V106H207ZM9 106H11V107H9ZM27 106H28V107H27ZM33 106H34V107H33ZM51 106H52V107H51ZM58 106H59V107H58ZM72 106H73V107H72ZM85 106H86V107H85ZM163 106H164V107H163ZM171 106H172L173 108H172ZM177 106H178V107H177ZM183 106H184L185 108H184ZM194 106H196V108H195ZM212 106L214 107V109L216 108L215 111H216L217 109H219V110H218L219 113H220V111L222 112L223 109H224V111L222 112V115H223V113H224L225 115H226L227 113L229 114V115H226V118H230V119H231V118H234V117H235V118H234V121H235L234 123H235V124L238 123V125H239V126H237V127H240V128H241L240 124H241V123L243 124V122H244V124L242 125L244 128L242 127L243 129H240V132H239V133H242V136H241V134H240V135H237V134H236V133H238V131L235 129V126H236V125L234 126V123H232L233 126H234V128L231 127V129H232V128L235 129V130L237 131L235 134H236L237 136H239V137H237V136L235 135L236 138L234 137L235 140H233V143H232L233 146H236V145H237L236 147H234L235 149L238 148L240 145L242 146L243 144H245V145H243V147L246 146V145H247V146H248V145H249V146H250V145H251V146L253 145L252 147L250 146V147L252 148V149H251L252 151H250V152H251V153H250L251 156L249 157L250 154H248V158H251V159H252L251 162H250V161H247L246 164H245V162H244V163L242 162V164H240L241 162H238V163H237V166H235V169H233L232 172H231V171L229 170V168H228V166H229V164H230L231 161H230L228 158H227V160H226V158H225L226 156H225V157L223 156V152H224V154L226 153V152H225V151H226L225 149H227L226 147H227L229 144H231V142L228 144L229 141H228V140L225 141L226 138H225V139L222 138L224 135L221 136L222 134L220 133V134H221V135H220L219 132H218V130H216V127H217L216 123H217V122H216V121H213V123H212L211 119H212V118L214 119V117H212V116L210 115V112L213 111V109H212V111H211ZM228 106H229V107H228ZM245 106H246V109H245ZM254 106H255V105H254ZM14 107H15V109H16L18 112L15 111V109L13 110ZM32 107H33V108H32ZM41 107H42V108H41ZM49 107H50V108H49ZM76 107H77V108H76ZM78 107H79V108H78ZM83 107H84V108H83ZM106 107H107V108H106ZM122 107H123L124 109H123ZM149 107H150V110H149ZM174 107H177V108H174ZM186 107H187V108H186ZM193 107H194V108H193ZM200 107H201V108H200ZM226 107H227V108H226ZM236 107H237V108H236ZM239 107H240V108H239ZM9 108H10V109H9ZM34 108H35V109L37 108L38 110L36 109V110L34 111ZM45 108H47V109H45ZM48 108H49V109H48ZM55 108H57V109H59V108L62 109V110H63L62 112H64V113L66 114L65 116H67V115L69 116V117H66L68 124L71 123L69 126L67 125L68 127L66 126V123L63 124V123H64V120L62 121L61 118H59L60 116L58 115V110L55 109ZM63 108H64V109H63ZM71 108H72V109H71ZM74 108H76V109H74ZM88 108H89V109H88ZM92 108H93V109H92ZM112 108H115V110H114V109L112 110ZM126 108H127V109H126ZM129 108H130L132 111L135 110V111H134L135 113H137V111H140V113H141V112H142V113L140 114V113L138 112L139 114L137 113L138 115L136 114L137 116H136V118H134V117H135V116H134L135 113L132 112L131 110H128ZM134 108H135V109H134ZM137 108H138V109H137ZM179 108H180V109H179ZM192 108H193V109H192ZM198 108H200V109H198ZM209 108H210V109H209ZM238 108H239V110H237ZM41 109H42V110H41ZM65 109H68V110L65 111ZM80 109H81L83 112H81ZM98 109H99V111H98ZM117 109H118V110H117ZM173 109H174V111H173ZM176 109H177V110H176ZM187 109H188V110L190 109L191 112H192V111H197V114H196L197 117L195 118V116H196L195 113H196V112L191 113V112L188 111ZM220 109H221V110H220ZM30 110H31V111H30ZM39 110H40V111H39ZM49 110H50V111H49ZM70 110H71V111L74 110L73 113H72ZM75 110H76L77 112H76ZM89 110H90V111H89ZM95 110H96V111H95ZM100 110H102V112H105V113H104V114L102 113V114H103V115H102V114L100 113V112H101ZM108 110L115 111V112H111V113H113V114H111V113L109 114V113H108ZM158 110H159V111H158ZM179 110H180V111H179ZM181 110H182V111H181ZM184 110H185V111H184ZM198 110H199V111H198ZM206 110H207V111H206ZM208 110H209L210 112H209ZM232 110H233V111H232ZM234 110H235L236 112H235ZM12 111H15V113H13V116H14V114H15L14 117H13V116H10V115H11L10 113H12ZM27 111H28V113H27ZM46 111H48V113H47ZM79 111H80L81 114H78ZM116 111H117V112H116ZM130 111H131V112H130ZM167 111H166V113H168ZM204 111H205V112H204ZM226 111H227V112H226ZM231 111H232V112H231ZM238 111H241V112L239 113ZM20 112L23 113L22 116H21L22 118H20V116H19V115H21ZM32 112H33L34 115L32 114ZM34 112H35V113H34ZM43 112L46 113V114H44ZM70 112H71V113H70ZM84 112H85V113H84ZM96 112H98V113H96ZM109 112H110V111H109ZM146 112H147V113H146ZM148 112H149V113H148ZM157 112H158V113H157ZM171 112H172V113H171ZM174 112H176V113H174ZM179 112H181V114H182L181 117H180L181 114H179ZM182 112H183V113H182ZM201 112H202V113H201ZM208 112H209V114H207ZM230 112H231L232 114H231ZM17 113H18L19 115H16ZM29 113H31L32 115H30ZM68 113H70V114H68ZM74 113H75V114H74ZM114 113H115V114H114ZM123 113H122V114H123ZM145 113H146V114H145ZM161 113H162V114H161ZM166 113H165V114H166ZM173 113H174V114H173ZM188 113H189V114H188ZM219 113H218V114H219ZM236 113H237V116H236ZM5 114H4V115H5ZM39 114H40V115H39ZM47 114H49V115H47ZM51 114H52L53 116H52ZM91 114H92V115L94 114V117H93ZM96 114H98V115H96ZM108 114H109V115H108ZM120 114H118V115H119L118 118L122 117V116H120ZM130 114H131V115L133 114V115H132L133 117L131 116L133 119H132L130 116H128V115H130ZM143 114H144L145 116H144ZM149 114H150V115H149ZM152 114H153V115H152ZM155 114H156V115H155ZM157 114H158V115H157ZM172 114H173L174 116H173ZM185 114H187V115H185ZM200 114H201V115H200ZM205 114H207V115H205ZM211 114L215 116L214 113H211ZM233 114H234V115H233ZM4 115H3V117H4ZM46 115H47V116H46ZM50 115H51V116H50ZM54 115H55V116H54ZM100 115L102 116V118H103L104 116H105V117H108V118L106 119V118L104 117V118H103L104 120H103V119H100V118H99ZM140 115H141V116H140ZM159 115H163L165 118H164V117L162 118V117L160 116V118L163 119V120L160 121V120H159L160 118H159V119H157V120H159L160 122H159V121H155V120H156V117H155V116L158 117ZM209 115L212 117V118L210 117L211 119H209ZM220 115H221V114H220ZM222 115H221V116H222ZM231 115H233L234 117L231 116ZM29 116H30V117H29ZM38 116H39V117H38ZM41 116H42V117H41ZM48 116H49V117H48ZM70 116H71V117H70ZM75 116H76V115H75ZM111 116H112L114 119H113ZM139 116H140V117H139ZM146 116H147V117H146ZM153 116H154L155 118H154ZM168 116H169V117H168ZM171 116H172V117H171ZM186 116H187V118H186ZM191 116H192V117H191ZM193 116H194V117H193ZM200 116H201V117H200ZM202 116H203V117L205 116V119H207V116H208V119H207L208 121H206ZM223 116H224V115H223ZM46 117H47V118H46ZM85 117H84V115H83V118H84V119H86ZM97 117H98L100 120H102L101 122L98 120L101 124L104 123L103 121L107 120V121H106L107 123L105 122V123L107 124L106 126H108L107 130H109V129H110V126H111L112 131H110V130H111V129H110L109 132H107V130H105L106 127L104 126L105 124H104V125H101V124L99 123L101 126H104V130H102L103 132H102L100 129H99V131H101V132L103 133L104 136L108 137V139H107L106 137H103L102 134H101L102 137H100V136H101V135H100L101 132H99V131L97 132L98 127H97L95 124H98V122L96 123V121H93V120H95V119L97 120V119H98ZM115 117H116V118H115ZM138 117H139L140 119H138ZM141 117H142L144 120H146V121H144ZM145 117H146V118H149L151 122H149L147 119H145ZM173 117H175V118H173ZM188 117H189V119H188ZM224 117H225V116H224ZM6 118H4V123H5L4 125H6L7 123H9V122L6 120ZM34 118H35V119H34ZM37 118H38V120H37ZM48 118H49V119H48ZM54 118H55V122H54V120H53ZM68 118H69V119L71 118L70 121H69ZM74 118H75V119H80V117H79V118L74 117ZM83 118H82V119H83ZM93 118H94V119H93ZM122 118H123V117H122ZM122 118H121V119H122ZM166 118H168V119H166ZM185 118H186V119H185ZM193 118H194V119H193ZM237 118H238V117H237ZM246 118H247V119H246ZM25 119H26V120H25ZM29 119H30V120H29ZM51 119H52V120H51ZM75 119H74V120H75ZM109 119H110V120H109ZM141 119H142L143 122H141ZM151 119H152V120H151ZM154 119H155V120H154ZM165 119H166V120H165ZM174 119H175L176 121H175ZM180 119H181V120H180ZM192 119H193V120H192ZM199 119H200V120H199ZM213 119H212V120H213ZM12 120H11V121H12ZM33 120H35V121L37 120L38 123L40 124V127L38 126L39 124H38V123H35V121H33ZM39 120H41V122H40ZM45 120H46V121H45ZM50 120H51V121H50ZM108 120H109V121H108ZM116 120H117V122H116ZM127 120H124V118H123L122 122L124 121L123 123H125V121H127ZM153 120H154L155 122H153ZM168 120H169V122H167ZM171 120H172V121H171ZM173 120H174V121H173ZM186 120H187V121L189 120V122H187ZM196 120H197V123H195ZM246 120H247V121H246ZM5 121H7V123H6ZM11 121H10V123H12ZM37 121H36V122H37ZM48 121H49V122H48ZM61 121H62L63 123H62ZM71 121H72V122H71ZM113 121H114V122H113ZM181 121H184V122H181ZM192 121H194V124H193L194 127H192V128H196V127H197V126H195L196 124L198 125L199 128L193 129V130H192V133H191V132H190L191 130H189V128H186V126L183 127L182 125H185V122H187L188 124H189V123H193ZM199 121H200V122H199ZM204 121H205V123H204ZM210 121H211V122H210ZM254 121H255V122H254ZM256 121H257V122H256ZM17 122H16V123H17ZM22 122H21V123H22ZM33 122H34L35 124H34ZM118 122H119V123H118ZM139 122H140V123H139ZM147 122H149V123H147ZM170 122H171V123H170ZM178 122H179V124H178ZM206 122H207V123H206ZM215 122H216V123H215ZM246 122H247V123H246ZM16 123L13 122V124H14V125H13L14 129H13L12 126H9V125L6 126V127L9 126V129H10V127H11L10 131L12 132V134H14V132H15V135H17V134H16V131H17L16 129H17V128L19 127V125H20V124L18 125V123H17V125H16ZM31 123H33V124L31 125ZM41 123H42V124H41ZM56 123H57V124H56ZM61 123H62V125H61V126H58V125H60ZM123 123H121V125H124ZM141 123H143V124H141ZM144 123H145V124H144ZM146 123L148 124V126L146 125ZM155 123H157V124L159 123V124L156 126L157 131H156V129L154 128L155 125H156ZM182 123H184V124H182ZM199 123L202 124V125H200ZM253 123H254V124H253ZM37 124H38V125H37ZM50 124H52V125L50 126ZM117 124H119V125H117ZM133 124H132V125H133ZM151 124L153 125L151 128H153L156 132H155V131H152L153 129H152V130L150 129ZM170 124H172V125H174V126L171 125V127H170ZM180 124H182V125H180ZM258 124H259V126H258ZM10 125H11V124H10ZM33 125H34V126H33ZM54 125H55V126L57 125V126H58V129H57V126L55 127ZM63 125H64L65 127H63ZM94 125H95V126H94ZM115 125H116V126H115ZM135 125H136V124H135ZM141 125H142V126H141ZM143 125H144V126H143ZM177 125H178V126L180 125V126L178 127ZM186 125H187V124H186ZM190 125L193 126L192 124H190ZM199 125H200V126H199ZM206 125H207L208 128L205 127ZM208 125H209V126H208ZM212 125H213V126H212ZM256 125H257V126H256ZM16 126H17V127H16ZM52 126H53V128H52ZM93 126L95 127V129H94ZM210 126H211V127H210ZM214 126H215V127H214ZM230 126H232V125H230ZM252 126H253V127H252ZM15 127H16V128H15ZM59 127H60V128H59ZM112 127H114V132H113V128H112ZM115 127H116V129H115ZM119 127H121V126H119ZM169 127H170V128H169ZM181 127H182V128H181ZM201 127H202V128H201ZM203 127H204V128H203ZM213 127H214V128H213ZM226 127H229V126H226ZM245 127H246V128H245ZM254 127H255V129H254ZM260 127H261V128H260ZM0 128H2V127L0 126ZM61 128H62V129H61ZM64 128H65V129H64ZM82 128L80 127V129H82ZM88 128H89V129H88ZM99 128H100V127H99ZM101 128L103 129V127H101ZM117 128H118V129H117ZM125 128H126V127H125ZM138 128H139V129H138ZM140 128H142V129L140 130ZM144 128H145V129H144ZM172 128H173V129H172ZM178 128H179L180 132H179ZM185 128H186V130H184ZM4 129H5V128L3 127V130H2L3 132H2V133H3L4 135H6L8 142L11 140V141L14 143V145H16V147H17V148L15 147L16 150L18 149V147H19V149H20L22 146H24L23 144H19V145H18V143H20L21 141H22V143H25L26 140H24V139H27L26 137H28V136H29V137L32 136V138L36 140V141L34 140L36 143H37V140H38L39 137H40V135H38V134H40V132H39L37 135H36V133H34V135H36V138H37V139L34 138V137H35L34 135H29V134H33V133H32V132L34 131L33 129L31 130V131H32L31 133H29V134L27 133V134H26V132H24V131H22V129L18 128V129H20L19 136L21 137V135H20V134H21V131L24 132V133L22 134V137L26 136V137L22 138V139L24 140V142H23V140H20V139H19V140H20V142H19V140H18V135H17V137H16V136H14V135L11 134V135H12V138H13V136H14L15 138H17L18 141H17L15 138H13V140H12V138L9 137V136H11V135H10L11 132L7 131V134H6L5 132H6V129H8V128H6L5 130H4ZM9 129H8V130H9ZM12 129H13V130H16V131H13ZM35 129H36V128H35ZM91 129H92V130H91ZM122 129H123V131H122ZM137 129H138V130H137ZM143 129H144V130H143ZM169 129H171V130H169ZM182 129H183V130H182ZM187 129H188V130H187ZM197 129H199V130H197ZM206 129H207V130H206ZM214 129H215V131H214ZM233 129H232V130H233ZM237 129H239V128H237ZM252 129H253V130H252ZM260 129H261L262 131H261ZM75 130H77V129H75ZM94 130H96V131H94ZM117 130H118V131H117ZM125 130H126V129H125ZM148 130H149V131H148ZM150 130H151L152 132H154V134H153L152 132H151V133H152V134H151V133H150ZM195 130H197L198 132L195 131ZM232 130H231V131H232ZM242 130H243V132H241ZM245 130H246V131H245ZM248 130H250V131H248ZM48 131H49V130H48ZM54 131H53V133H55ZM58 131H59V132H58ZM70 131H71V129H70ZM93 131H94V132H93ZM105 131H106V133H105ZM128 131H129V130H128ZM173 131H174V132H173ZM184 131H185L186 133H185ZM187 131H189V132L187 133ZM210 131H211L212 133H209ZM216 131H217V132H216ZM244 131H245V132H244ZM247 131H248L249 133H248ZM251 131H253V133H252ZM258 131H259V133H258ZM8 132H9V135H8ZM18 132H19V130H18ZM36 132H37V131H36ZM41 132H42V131H41ZM66 132H65V134H66ZM95 132H97V133H95ZM110 132H112V135H113V133H114L115 135H118V136H119V134L121 133V135H120V137H118V136L115 137V136H114L115 138L112 136V138L116 139L117 141H115L114 139H113L112 141H110V140H109V139H110L109 136H111V134H109V136H108V134H107V133H110ZM116 132H117V133H116ZM118 132H119V133H118ZM172 132H173V133H172ZM203 132H204V133H203ZM0 133H1V130H0ZM2 133H1V134H2ZM83 133H84V134H83ZM94 133H95V134H94ZM98 133H99V134H98ZM104 133L107 134V135H105ZM128 133H129V132H127V136H128ZM200 133H202V134H200ZM213 133H214V134H213ZM239 133H238V134H239ZM250 133H251V135H249ZM256 133H257V134H256ZM24 134H26V135H24ZM47 134H48V133H47ZM47 134H44V135L41 134V135H42L41 138H43V136H47ZM49 134H50V135H49ZM49 134H48V136H50V137H48V136H47V137H48L49 139L51 138V139H50L51 141H50L48 138H47V139H48L50 142H52L53 140H54V142H57V141L60 139V138H59L57 141H55L56 139H53L54 136H52L51 133H49ZM82 134H83V135H82ZM88 134H89V137H91V138L93 139L94 145H95V144H98V145H95V147H94L93 145H90V141H89V144H88V146H87V143H88V142H86V141H87V139L89 138V137H88ZM92 134H93V135H92ZM144 134H145V135H144ZM172 134L177 135V139H179V140H177L176 138L173 139L174 135H172ZM185 134H186V135H185ZM187 134H188V135H187ZM190 134H191V135L193 134V135L191 136ZM196 134H197V135H196ZM208 134H209V135H208ZM212 134H213V136H212ZM245 134H246V135H245ZM247 134H248V135H247ZM252 134H253V135H252ZM255 134H256V135H255ZM86 135H87L88 138H86ZM134 135H135V134H134ZM134 135H133V136H134ZM181 135H182V136H181ZM189 135H190L191 137L194 136V138H191ZM206 135H207V136H206ZM219 135H220V136H219ZM243 135H244V136H243ZM260 135H261V136H260ZM0 136H1V135H0ZM33 136H34V137H33ZM37 136H38V137H37ZM51 136H52V137H51ZM64 136H63V137H64ZM93 136H94V137H93ZM129 136H131V138H129V139L132 140V134L129 133ZM158 136H159V137H158ZM195 136H196V138H195ZM199 136H200V137H199ZM205 136H206V137H205ZM214 136H215V137H214ZM216 136H217V137H216ZM218 136H219V137H218ZM246 136H247V137H246ZM249 136H250V137H249ZM255 136H257V137L255 138ZM262 136H263V137H262ZM8 137L10 138V140H9ZM71 137H72V138H71ZM81 137H82V138H81ZM135 137H136V136H135ZM149 137H150L151 140L148 139ZM187 137H188V138H187ZM203 137H204V138H203ZM207 137H208V138H207ZM209 137H210V138H209ZM212 137L215 138V139H213ZM241 137H242V138H241ZM258 137H259V138H258ZM32 138L27 139V140H29V141L32 142V141H33ZM41 138H40V139H41ZM54 138H55V137H54ZM61 138H62V137H61ZM101 138H102V139H101ZM112 138H111V139H112ZM117 138H118V139H117ZM119 138H121V139H119ZM124 138H125V137H124ZM127 138H128V137L125 138V139H126L125 141H126V142H130L131 140L129 141ZM152 138H153V139H152ZM185 138H186V140H188V141H186ZM189 138H190V139H189ZM206 138H207V140H206ZM238 138H239V139H238ZM251 138H252V139H251ZM40 139H39V140H40ZM47 139H46V137L44 138L45 142H44V140L42 139V140H43L42 143H46V144L49 143V144H50V142L47 143V141H46ZM63 139H64V138H63ZM72 139H73V140H72ZM77 139H78L79 141H78ZM82 139H83V140L85 139L86 141H85V140L83 141ZM94 139H96L95 141H97L98 143H96V142L94 141ZM106 139H107V140H106ZM137 139H138V138H137ZM137 139L134 138V140H136V142H138ZM165 139H166V140H165ZM197 139H198V140H197ZM217 139H218V140H217ZM260 139H261V141H260ZM14 140L17 141L18 143L16 144V143L14 142ZM39 140H38V142H39ZM60 140H61V139H60ZM100 140H102V141H100ZM103 140H104L105 142H103ZM120 140H122V141H120ZM176 140L179 141V142H176ZM180 140H181V141H180ZM209 140H210V141H209ZM237 140H238V141H237ZM239 140L242 141L243 143H241ZM253 140H254V141H253ZM258 140H259V141H258ZM81 141H83V143L86 142V145L83 144V143H81ZM109 141L112 142V144L108 143ZM151 141H152V142H151ZM223 141H225V142L223 143ZM234 141H236V142H235L236 145H234V144H235ZM251 141H252V142H251ZM27 142H28V141H26V143H27ZM40 142H41V140H40ZM40 142H39V144H42V143H40ZM73 142H74V143H73ZM101 142H102V143H101ZM116 142H117V143H116ZM118 142H121V143H118ZM134 142H135V141H134ZM139 142H141V141H139ZM146 142H145V143H146ZM175 142H176V143H175ZM203 142H204V143H203ZM208 142H209V143H208ZM219 142H220V143H219ZM226 142H227V144H226L227 146L225 145ZM238 142L241 143V144H239ZM254 142H256L255 145H254ZM258 142H259V143L261 142L262 145H261V143L259 144ZM9 143H11V142H9ZM26 143H25V144H26ZM28 143H30V142H28ZM33 143H34V142H33ZM36 143H35V144H36ZM52 143H53V142H52ZM58 143H55L56 145H55L54 143H53V144L55 145V147H57V145H59V147H60V149H61V146H60V144H58ZM99 143H100V144H99ZM107 143H108V144H107ZM130 143H131V142H130ZM130 143H129V145H130ZM150 143H146V144H148V145H146V146L148 147V149H150L149 145H152V144H150ZM190 143H188V145H191ZM214 143H215V144H214ZM222 143H223V144H222ZM248 143H249V144H248ZM257 143H258V144H257ZM35 144H33V147L35 146ZM53 144H51V145L54 147ZM82 144H83V145H82ZM91 144H92V142H91ZM109 144L111 145V147H110ZM115 144H116V145H115ZM120 144H121V145H120ZM131 144H135V143H133V141H132ZM172 144H174V145H172ZM180 144H181V143H180ZM10 145H11V147L13 148L12 143H11ZM20 145H22V146H20ZM26 145H27V144H26ZM26 145H25V146H26ZM73 145H74V146H73ZM80 145H81V146H80ZM108 145H109V146H108ZM124 145H125V142H124ZM124 145H123V147L126 148L128 144H126V146H124ZM154 145H155V143H154ZM166 145H167V146H166ZM168 145H169V146H168ZM192 145H191V146H192ZM198 145H200V144L198 143L197 146H198ZM208 145H209V147H208ZM210 145H211V146H210ZM214 145H215L217 148H216ZM69 146H68V147H69ZM79 146H80V149H81V150L79 149ZM82 146H84V148H83ZM86 146H87V147H86ZM90 146H91V147L93 146L94 149H92L93 147L91 148ZM96 146H97V148H96ZM102 146H105L107 149L105 150V147H102ZM112 146L115 148V150H114V148H113ZM115 146H116V147L118 146V147L116 148ZM130 146H131V147H130ZM130 146H128V147H130V149H131V148H133L135 145H134V146H133V145H130ZM132 146H133V147H132ZM195 146H196V145H195ZM195 146H193V147H195ZM220 146H221V147H220ZM225 146H226V147H225ZM260 146H261V147H260ZM35 147H37V146H35ZM35 147H34V149H35ZM89 147L91 148V151L93 150L94 154H93V152H90ZM123 147L121 146L122 149H123ZM147 147H146V148H147ZM152 147H153V145H152ZM152 147H151V149H150L151 151H152V149L154 148V147H153V148H152ZM166 147H167V149H166ZM170 147H172V149H171ZM181 147H183V145H181ZM243 147H239L238 149H240V150L238 151V149H237V151L240 153V151L243 150ZM253 147H254L255 149H254ZM22 148H24V147H22ZM77 148H78L79 150H78ZM82 148H83V149L88 148L89 150L86 149V151H85V150H83ZM98 148H99V149H98ZM103 148H104V149H103ZM111 148H112L113 150H111ZM201 148H203V147H201ZM206 148H207V150H206ZM215 148H216V149H215ZM219 148L222 149V150H220ZM224 148H225V149H224ZM241 148H242V149H241ZM248 148H249V147H248ZM19 149H18V150H19ZM24 149H25V148H24ZM24 149H22V152H23ZM109 149H110V150H109ZM122 149H121V150H122ZM126 149L128 150L129 148H126ZM135 149H136V147H135ZM161 149H162V148H161ZM179 149H180V147L178 148V150H179ZM208 149H209V150H208ZM210 149H211V150H210ZM212 149H213V150H212ZM249 149H250V148H249ZM257 149H258V151H257ZM16 150H15V151H16ZM31 150H33V149H31ZM31 150H29V153H27V151H26V149H25L24 152H23V154H22L21 149H20V153H21L22 155L26 154V155H25L26 160H27L28 157H30V159L28 160V161H29L28 163H27V161H26V163H25V161H24L25 159H22L24 156L22 157L21 154L19 153V151H16L15 153H16V154L18 153L19 156L21 157V158H18V161L21 160V163H22V164H25V166H27V167H28V166L31 167V169L33 168V169H32V170H33L32 173H34V169H35V167L38 169V166H40V164L43 165V162L40 161L39 164H37V162H36V164L32 163V164H34V165L32 166L31 163H30L31 161L33 162L32 158H33V159L35 158V159H34L35 161H36V160H37V161H38V160H42V159H44V158H41V157H40V158H41V159H40L39 157H37V154H36L37 152H35V151L32 152ZM35 150H36V151H37V150H40V145H39V149L36 148ZM70 150H71V151H70ZM72 150H74V151H72ZM87 150H88V151H87ZM94 150H95V151H94ZM123 150H124V149H123ZM132 150H134V149H132ZM132 150H130V151H132ZM13 151H14V149H13ZM30 151H31V153H30ZM56 151H55V152H56ZM75 151H77V152H75ZM78 151H79V152H78ZM81 151H83L84 154H83ZM97 151H98V152H97ZM151 151H150V152H151ZM153 151H154V150H153ZM171 151H172V153H171ZM173 151H174L175 153H173ZM208 151H209V152H208ZM218 151H219V152H218ZM228 151H229V147H228ZM259 151H260V152H259ZM99 152H100V153H99ZM147 152H149V150H147ZM150 152H149V154H150V156H151V153H150ZM201 152H203V151H201ZM221 152H222V153H221ZM71 153H73V154H71ZM77 153H79V155H78ZM96 153H99V155L96 154ZM102 153H103V154H102ZM104 153H105V157H102V156H104ZM155 153H156V152H154V154H153V153H152V154L156 156L157 153H156V154H155ZM179 153H180V150H179ZM227 153H228V152H227ZM227 153H226V154H227ZM252 153H253V154H252ZM254 153H255V154H254ZM258 153H259V155H258ZM27 154H30V156H28ZM31 154H32V155H31ZM33 154H34V155H33ZM60 154H61V155H60ZM81 154L84 155V156H86V157L88 158V161H87V159H85L86 161L83 159V161H84L85 163H83V161H81L83 164H81V163H77V162H80L79 158L82 156ZM85 154H87V155H85ZM91 154L93 155L92 158H91V156H92ZM165 154H164V155H165ZM174 154H175V155H174ZM204 154H205V153H204ZM206 154H205V156H206ZM226 154H225V155H226ZM72 155H73V156H72ZM80 155H81V156H80ZM153 155H152V156H153ZM166 155H167V154H166ZM260 155H262V156H260ZM35 156L37 157V159H36ZM78 156H80V157H78ZM84 156H83V157H84ZM88 156H90V157H88ZM94 156H95V157H94ZM99 156H101L102 158L99 157ZM148 156H149V155L147 154V157H148ZM150 156L148 157V159H150V160L153 162L152 159H154V157L151 158L152 156H151V157H150ZM167 156H168V155H167ZM221 156H222V157H221ZM25 157H24V158H25ZM76 157H77V160H76ZM83 157H82V158H83ZM86 157H84V158H86ZM108 157H109V156H108ZM137 157L139 158L138 155H137ZM158 157H159V155L156 157L157 159H156V158H155V159H156V160H159ZM223 157H224L225 159H224ZM82 158H80V159H82ZM89 158H90L91 161L89 160ZM94 158H95V159H94ZM103 158H104L105 160H104ZM109 158H110V157H109ZM120 158H121V159H120ZM133 158H134V161H135V159H138V158H136L135 155H133L132 159H133ZM197 158H198L199 160H202V161L200 162V164H199V160H198ZM44 160H45V161H44ZM44 160H43V161H44V164L47 165V169L49 168L48 170L51 171L50 169H52L53 167H55L56 164H52V163H51V164H52V165H51L46 159H44ZM73 160H74V161H73ZM99 160H100V161H99ZM101 160H102V161L104 160L103 163L106 164V166H107V169H106V168H103L104 170L107 171L109 168L112 167V169H110V171H109V170L107 171L108 174L106 173V171H104V170L101 169L102 166L104 165L103 163H101V165H100ZM120 160H121V162H119ZM138 160H140V158H139ZM150 160L148 161L149 163H150ZM190 160H191V161L194 160V161L191 162ZM195 160H197V161H195ZM203 160H204V162H203ZM248 160H249V159H248ZM18 161H16L15 163H17ZM23 161H24V162H23ZM35 161H34V162H35ZM59 161H57V165L59 164V166H60V162H59ZM67 161H68V160H67ZM89 161H90L91 163H89ZM97 161L99 162V164H95V165L98 166L99 168L96 167V166L94 165V163H96ZM134 161L131 160V162H134ZM136 161H137V160H136ZM140 161H141V160H140ZM146 161H147V160H146ZM189 161H190V162H189ZM254 161H255V162H254ZM19 162H20V161H19ZM58 162H59V163H58ZM64 162H63V164H64ZM73 162H76V163H73ZM138 162H139V161H138ZM141 162L144 164V165H142L141 167H143V166H147V165H145V164H147V162L145 163L143 160H142ZM141 162H139V163H141ZM152 162H151V163H152ZM154 162H155V161H154ZM154 162H153L152 165L155 164ZM202 162H203L205 165L202 164ZM228 162H229V163H228ZM253 162H254V163H253ZM15 163H14V164H15ZM21 163H20V164H21ZM29 163H30V164H29ZM48 163H49L50 165H48ZM55 163H56V161H55ZM70 163H71V164H70ZM86 163H87V164H86ZM115 163H116V164H115ZM121 163H122V166H121ZM139 163H138V164H139ZM149 163H148V164H149ZM156 163H157V162H156ZM224 163H225V164H228V166H227V165H224ZM248 163H249V164H248ZM20 164L17 163L16 165H13V167L16 166V168H14V169H18V170L21 171L22 173H23V172L25 173V171H26V172H27L26 174H28L29 171L31 172V169H30V168H29L30 170H29L28 168H25V169H28L29 171H28V170H25V171H24V169H23V171H22V170H21V168H22L21 166H23V168H24V165H22V164L20 165ZM27 164H29V165H27ZM61 164H62V163H61ZM69 164L71 165V167H69V166H70ZM78 164H79V165H78ZM102 164H103V165H102ZM133 164L135 165L136 163H133ZM161 164L163 165V167H162V166L160 167ZM198 164H199V165H198ZM216 164H218V165H216ZM238 164H239L240 166H239ZM17 165H18V166H17ZM19 165H20L21 168H19ZM35 165H37V166H35ZM42 165H41V167H42ZM46 165H43V167L46 166ZM53 165H54V166H53ZM66 165H65V166L63 165V166H60V167H57V166H56L53 170H54V171L58 170V171H57V174H54V175H58V172L60 173V172L62 171L61 169H63V171H64V169L66 168ZM72 165H73L74 167H73ZM82 165H83V166H82ZM134 165H133V166H134ZM136 165H137V164H136ZM201 165H204V166H201ZM246 165H247V166H246ZM248 165H249V166H250V165H253V166H252V167H249ZM34 166H35V167H34ZM50 166H51V168H50ZM76 166H77L78 168H77ZM81 166H82V167H81ZM87 166H86V167H87ZM94 166H95V167H94ZM100 166H101V167H100ZM104 166H105V165H104ZM109 166H110V167H109ZM119 166H120V168H119ZM138 166H139V165H137V167H138ZM148 166L151 167L150 165H148ZM148 166H147L146 168H148ZM223 166H225V167H223ZM238 166H239V167H238ZM17 167H18V168H17ZM41 167H39L38 172H37V170H35L37 173H34V177H35L36 175H38L39 177L42 176V174H41V170H42V168H41ZM61 167H62V168H61ZM63 167H64V168H63ZM72 167L75 168V169L73 170ZM80 167H81V168H80ZM86 167H85V169H86ZM108 167H109V168H108ZM139 167H140V166H139ZM141 167H140V168H141ZM156 167H155V168H156ZM204 167H207V168H204ZM236 167H237V168H236ZM40 168H41V169H40ZM45 168H46V167H45ZM95 168H96V169H95ZM140 168H139V170H140ZM146 168L144 167V169L142 168L143 170L141 169V171H143L144 176H146V175H145V174H146L145 172L150 173V172H148V171H150V170H155L154 166H152L151 168H148V169H146ZM152 168H153V169H152ZM162 168H163V169L166 168V169H165V170H162ZM188 168H189V170H191V171H188ZM55 169H56V170H55ZM85 169H84V170H85ZM158 169L155 170V171H158ZM202 169H204V170H202ZM226 169L229 170V173H228V170H226ZM53 170H52V171H53ZM78 170H79V171H78ZM86 170H87V169H86ZM86 170H85V171H86ZM95 170H96V172H95ZM144 170H148V171H144ZM173 170H174V171H173ZM207 170H209V171H211V172H208ZM223 170H224V172H222ZM39 171H40V172H39ZM52 171H51V172H52ZM54 171H53L52 173H56V172H54ZM63 171H62V173H63ZM85 171H84V172H85ZM92 171H93V172H92ZM103 171H104V172H103ZM117 171H118L119 173H118ZM126 171H127V172H126ZM155 171H151V172L154 173ZM196 171H195V172H196ZM206 171H207V172H206ZM246 171H247V172H246ZM74 172H75V171H74ZM111 172H112V173H111ZM172 172H173L174 174H172ZM234 172H235V173H234ZM237 172H238V173H237ZM24 173H23V174H24ZM39 173H40V174H39ZM62 173H60V175H62ZM124 173H125V174H124ZM129 173H130V174H129ZM132 173H133L134 175L136 174V175H135L136 177H134V175H133ZM156 173H157V172H156ZM158 173H159V172H158ZM158 173H157V174H158ZM211 173H212V174H211ZM214 173H215V174H214ZM233 173H234V174H233ZM236 173H237V174H236ZM75 174L78 175L76 172H75ZM93 174H92V175H93ZM106 174H107V175H106ZM113 174H114V175H113ZM117 174H118V176H117ZM126 174L128 175V177H126V176H127ZM151 174H152V173H150L149 175H151ZM159 174H160V173H159ZM168 174H169V173H168ZM189 174H188V175H189ZM238 174H240V175H238ZM246 174H248V175H246ZM252 174H253V175H252ZM31 175L33 176V174H31ZM73 175H74V174H73ZM73 175H72V176H73ZM76 175H75V176H76ZM108 175H109V176H108ZM149 175H148L147 177H151V176H149ZM181 175H180V176H181ZM207 175H209V176H207ZM230 175H231V176H230ZM243 175H246V176L244 177ZM49 176H51V175H49ZM75 176H73L74 179L78 178V177L75 178ZM86 176H89V177H90V175H86ZM86 176H85V177H86ZM94 176H95V175H94ZM106 176H107V177H106ZM116 176H117V177H116ZM129 176H130V177H129ZM131 176H132V177H131ZM168 176H169V175H168ZM232 176H233V177H232ZM39 177H37V176L35 177V182H36V178L38 179ZM51 177L53 178V176H51ZM79 177H80L81 179H82V178H85L84 176L81 177V175H79ZM89 177H87V178H89ZM105 177H106L107 179H105ZM113 177H114L115 179H113ZM169 177H170V176H169ZM176 177H177V179H176ZM215 177H216V178H215ZM229 177H230V179H229ZM238 177H239V178H238ZM41 178H43V177H40L39 179H41ZM80 178H78V179L76 180V182H78V180L80 181V180H81ZM123 178H124V179H123ZM138 178L141 179L140 177H138ZM143 178H145V177H143ZM207 178H208V179H207ZM225 178H228L229 180H228V179L225 180ZM252 178H253V179H252ZM91 179H92V181H93L95 184L98 183V181H96V177H94V179H93V176H92V178H89V183H90ZM121 179H120V180H121ZM174 179H176V180L174 181ZM215 179H216V180H215ZM231 179H232V180H231ZM255 179H254V181H255ZM41 180H42V179H41ZM50 180L53 181V179H50ZM83 180H84V179H83ZM94 180H95L96 182H95ZM117 180H118V178L116 179V181H117ZM184 180H185V179H184ZM205 180H206V181H205ZM209 180H210V181H209ZM52 181H51V182H52ZM64 181H65V180H64ZM67 181H68V180H67ZM71 181H74V180L71 179ZM71 181H69V182H71ZM84 181H85V184H86V182H88V181H86V180H84ZM118 181H119V180H118ZM123 181H122V182H123ZM134 181H135V180H134ZM189 181H190V182H189ZM211 181H212V182H211ZM214 181H216V182L214 183ZM262 181H263V180H262ZM15 182H16V181H15ZM37 182H38V180H37ZM37 182H36V183H37ZM65 182H66V181H65ZM65 182H63L62 185H64ZM69 182H66L65 185H68V184H69L70 186L68 185V188H67V186H65V187H66V189H67L68 191L71 190V189H72L71 191H73L74 189H73L72 187L74 186V182H75V181H74V182H71V183H69ZM82 182H83V181H82ZM93 182H92V183H93ZM102 182H101V183H102ZM108 182H107V185L109 184ZM130 182H128V183H129L128 185H131ZM170 182H173V183H170ZM176 182H177V183H176ZM218 182H219V184H218ZM12 183H14V181H13ZM18 183H19V184L16 183V185H18L19 187L15 185V186L13 187L14 190H16L17 187L20 188V189H21V187H22V189L27 187L26 184H23V183L21 184V182H18ZM36 183H35V184H36ZM67 183H68V184H67ZM89 183H88V184H89ZM92 183H91V184H92ZM112 183L108 185V188H109V189L107 188V189H108V190H107L108 192L112 190V189L110 188V186L112 185ZM116 183H117V182H116ZM123 183H124V182H123ZM174 183H175V184H174ZM205 183H207V184H205ZM216 183H217L218 185H217ZM263 183H264V181H263ZM33 184H34V183H33ZM33 184H30V186H28V187H29V188H30V187L32 188ZM114 184H113V185H114ZM124 184H125V183H124ZM160 184H161V187H162V188L159 187ZM178 184H180V185L178 186ZM191 184H192V182H191ZM191 184H190V187H192ZM210 184H211V185H210ZM215 184H216V185H215ZM13 185H14V184H13ZM13 185H11V186H13ZM20 185H22V186H20ZM86 185H87V184H86ZM97 185L99 186V184H97ZM97 185H96V187H97ZM155 185H156V184H155ZM209 185H210V186H209ZM11 186H10V187H11ZM47 186H48V185H47ZM47 186H46V187H47ZM167 186H168V187H167ZM15 187H16V189H15ZM33 187H34V188H32V189H30V190H32V191L35 190V189L37 190V187H36V188H35V186H33ZM65 187H62V188H63V189H62V190H63L62 192H64ZM165 187H167V188H165ZM197 187H198V188H197ZM170 188H171V189H170ZM20 189H19V190H20ZM60 189H61V188H60ZM66 189H65V190H66ZM156 189H157V188H156ZM196 189H197V190H196ZM218 189H219V190H218ZM36 190H35V191H36ZM39 190H40V189H39ZM67 190L65 191V193L68 192ZM113 190H114V189H113ZM113 190H112V191H113ZM203 190H204V191H203ZM216 190H217V191H216ZM17 191H18V189L16 190V194H17ZM35 191H34V194H36V193L39 194V192L36 191V193H35ZM41 191H44V190L41 188ZM41 191H40V192H41ZM114 191H116V190H114ZM114 191H113V192H114ZM127 191L130 192V190H129L128 188H127ZM127 191H126V192H127ZM154 191H155V192H154ZM190 191H191V192H190ZM193 191H194L195 193H194ZM196 191H197L198 193H197ZM199 191H200V192H199ZM211 191L214 192V193L212 194ZM218 191L220 192V195H221V196L219 195V192H218ZM108 192H107V195L110 194V195H108V196L106 195V191L103 192V193L101 192L102 194L100 193V194L102 195V198H103V197L105 198V195H106V197H108V198H107V199H108V202H106L107 200H105V203H107V204H109V201H110L109 198L112 199V198H111V195H113V194L116 193L117 191L114 192V193L112 192L113 194L110 193V192L108 193ZM120 192H121V191H120ZM120 192H119V193L117 192L116 194L113 195V198L115 197V199H112V201L115 200L117 203H120V202H121V199H120V201H119V200H116L117 198L119 199V197L123 198L122 195L120 194ZM129 192H127V196H130V195H129V194H130ZM153 192H154V193H153ZM158 192H159V191H158ZM176 192H177V191H176ZM207 192H208V193H207ZM215 192H218V193L215 194ZM18 193H19V192H18ZM29 193H30V192H29ZM43 193H44V192H43ZM65 193H63V194H65ZM68 193H71V192L69 191ZM68 193H67V195H68ZM121 193H122V192H121ZM159 193H160V192H159ZM100 194H99V193H98V194L96 193V197H98V200H99L98 202H100V205H99V203L97 204V206L99 207L98 210L100 209V207H101L102 204H103V209H101V210H104L105 212H108V213L105 215V212H104V211H100V210H99V215H98V216H100V217L96 216L95 219H92V222H95L96 219H100L99 221H100V222H103V223H105V222L108 221V222L105 223V224H108L109 222L111 223V224L109 223V225H113L114 223L117 224L118 220L116 219V217L112 216V218H110V219L108 218L109 220L107 219V217H110V215H111L110 207H111V203H112V202L110 201L111 203L109 204V205H110V207H109V205H106L105 203H103L104 198H103V199L100 198V197H101ZM103 194H104V195H103ZM119 194H120V196H118ZM135 194H136V193H134L133 195L135 196ZM138 194H136V196L139 197ZM148 194H149L150 196H152L153 194H154V195H153L152 197H150ZM151 194H152V195H151ZM175 194H176V196H177L176 198H175ZM217 194H218V195H217ZM222 194H223V196H222ZM17 195H20V194H17ZM32 195H33V193H32ZM65 195H66V194H65ZM115 195H116V196H115ZM157 195H158V194H157ZM69 196H70V195H69ZM99 196H100V197H99ZM109 196H110V197H109ZM123 196H124V194H123ZM165 196H167V197H165ZM169 196H170V198H169ZM172 196H174V197H172ZM179 196H180V197H179ZM181 196H182V197H181ZM194 196H195V197H194ZM199 196H200V197H199ZM16 197L18 198L19 196H16ZM70 197H71V196H70ZM124 197H125V196H124ZM148 197H149V198H148ZM178 197H179V198H178ZM220 197H221V198H220ZM73 198H74V197H73ZM99 198L102 199V200H100ZM144 198H145V199H144ZM174 198H175V200H174ZM183 198H184V199H183ZM188 198H189V199H188ZM134 199L136 200L137 198H134ZM153 199H155V197H154ZM81 200H82V201H81ZM176 200H178V201H176ZM197 200H198V202H197ZM118 201H119V202H118ZM154 201H155L156 203H154ZM175 201H176L177 203H175ZM79 202H80V204H79ZM87 202H88V201H87ZM140 202H139V203H140ZM147 202H149L150 204H152V202H153L154 204H152V206H151L149 203H148V204H145V203H147ZM188 202H190V203H188ZM73 203H75V204H73ZM76 203H78V204H76ZM83 203H85V204H83ZM113 203H114V202H113ZM142 203H141V204H142ZM157 203H158V204H157ZM160 203H161V204H160ZM168 203H169V202H168ZM180 203H181V204H180ZM182 203H184V204H182ZM193 203H194V205H193ZM136 204H138V199L136 200ZM178 204H179V205H178ZM185 204H186L187 206H186ZM81 205H82V206L86 205L87 207L84 206V207H85V208H84V207H82ZM105 205L108 206V207H106ZM146 205H147V207H146ZM160 205H161V206H160ZM189 205H190V206H189ZM192 205H193V207H192ZM150 206H151V207H150ZM172 206H171V207H172ZM179 206H180V207H179ZM188 206H189V207H188ZM196 206H197V207H196ZM81 207H82V209H81ZM191 207H192V208H191ZM194 207H196V208H194ZM252 207H253V211H256L255 209H259L260 211H264V207H263V206H262V207L259 206L260 208H258V205H257V207H256V205H255V206H252ZM255 207H256V208H255ZM79 208H80V209H79ZM83 208H84V209H83ZM101 208H102V207H101ZM166 208H167V205H166ZM69 209H70V207H69ZM73 209H74V208H73ZM73 209H72V210H73ZM75 209H74V210H75ZM105 209H106V210H105ZM107 209H108V210H107ZM155 209H153V210H155ZM175 209H177V210H175ZM261 209H262V210H261ZM48 210H49V209H48ZM70 210H71V209H70ZM163 210H164V211H163ZM165 210H166L167 212H165ZM186 210H187V211H186ZM259 210H258V211H259ZM46 211H47V209L45 210V212H46ZM144 211L146 212L145 214H144ZM168 211H169V212H168ZM177 211H178V212H177ZM130 212H135V211H130ZM136 212H135V213H136ZM148 212H149V215H148ZM48 213L50 214V212H47V214H48ZM95 213H96V212H95ZM95 213H94V215H96ZM141 213H142V214H141ZM166 213H168V214H166ZM169 213H170V214H169ZM100 214H101L102 216H101ZM130 214H131V213H130ZM139 214H140V215H139ZM185 214H186V215H185ZM51 215H52V214H51ZM51 215H50V216H51ZM88 215H89V214H88ZM91 215H92V213H91ZM107 215H109V216H107ZM135 215H136V216H135ZM138 215L140 216V218L138 217ZM146 215H147V217H146ZM173 215H174V216H173ZM182 215H183V216H182ZM45 216H46V218L48 217L47 215H45ZM81 216H82V214H81ZM51 217H53V216H51ZM113 217L117 220V222H114V221H116V220H115ZM145 217H146V218H145ZM182 217H183V218H182ZM93 218H94V217H93ZM101 218H104V220H106V221L104 222ZM149 218H150V217H149ZM184 218H185V219H184ZM186 218H187V221H186ZM47 219H49V217H48ZM111 219H112V221H113L114 223H112V221H110ZM113 219H114V220H113ZM133 219H134V218H133ZM168 219H170V222H169ZM175 219H176V220H175ZM179 219H180L181 221H180ZM81 220L83 221V219H81ZM81 220H80V221H81ZM134 220H135V219H134ZM136 220H137V219H136ZM148 220H149V219H148ZM167 220H168V221H167ZM184 220H185L186 222H185ZM188 220H189V221H188ZM61 221H63V220H61ZM61 221H60V222H61ZM80 221H77V222H80ZM82 221H81V222H82ZM99 221L97 220L96 223L99 222ZM63 222H64V221H63ZM63 222H62V224H64ZM81 222H80V224H77V225H81V224H82ZM179 222H180V224H179ZM66 223H67V222H65V225H68V224H69V223H68V224H66ZM75 223H76V222H75ZM157 223H158V222H157ZM170 223H171L172 225H171ZM62 224L60 223L59 227H60V226H61V227H60V228L58 227L59 230L63 228L64 225L62 226ZM136 224H137L139 227L136 226ZM178 224H179V225H182V226H179ZM185 224H186L187 226H186ZM70 225H68V227H67V226H64V228L62 229V230H63V233H61L62 231H60L61 235L64 234V232L67 231V230H65V229H69V226H70ZM177 225H178V226H177ZM107 226H108V225H107ZM172 226H173V227H172ZM49 227H50V226H49ZM65 227H67V228H65ZM136 227H137V228H136ZM140 227H141V228H140ZM168 227H169V228H168ZM178 227H179L180 229H179ZM182 227H183V228H182ZM70 228H71V226H70ZM89 228L91 229V231L89 230ZM125 228H126V229H125ZM129 228H130V229H129ZM134 228H135V230H134ZM138 228H139L140 230H139ZM155 228H157V229L159 228L160 231H158L159 229L157 230V229H155ZM167 228H168V229H167ZM175 228H178V229H175ZM71 229H72V228H71ZM127 229H128V230H127ZM136 229H137V230H136ZM142 229H143V231H144V234H143ZM169 229H172V230H169ZM79 230H80V232H79ZM154 230H155V232H154ZM168 230H169V231H168ZM68 231H69V230H68ZM68 231H67V232H68ZM70 231H71V230H70ZM81 231H82L83 234L81 233ZM67 232H66V233H67ZM71 232H72V231H71ZM76 232H75V233H76ZM86 232H87V233H89V232L91 233V232H92L93 235H94V238H95V239L93 238V235H92V234H89V235H92V236H89V235H87ZM132 232H131V233H132ZM156 232H157V233H156ZM66 233H65V234H66ZM69 233H70V232H68V234H67V236H66L67 239H66V238H65V239H60V237H61V238H63V237L60 236V234H59V235H58V236H60V237H59V241L62 242V241H64V240H66V241H67V240H70V239H68V238H70L69 236H72V233H71V234H69ZM73 233H74V232H73ZM75 233H74V234H75ZM84 233H86V234H84ZM153 233H154V234H153ZM155 233H156V234H155ZM166 233H167V234H166ZM76 234H77V233H76ZM103 234H104V233H103ZM147 234H148V235L150 234L149 236H146V237H148V238H149L150 236H152V235H153V236L150 237V238L148 239V240L151 239V240L148 242L149 245L144 246V245H146L144 242L147 243L148 240H145V241H144V239H145L146 237H145V238H143V237H144V235H147ZM151 234H152V235H151ZM158 234H159V235H158ZM68 235H69V236H68ZM78 235H77V236H78ZM106 235L109 236V239H110V240H107ZM131 235H132V234H131ZM156 235H157V236H156ZM165 235H166V236H165ZM262 235H264V234H262ZM58 236H56V238H57ZM86 236L92 238L93 241L96 240V242L99 243V244H98V243L95 242V243L97 244V245H96L95 243L92 242L93 245H94V246L92 245V247H95L97 250H96V249L94 250V248H91V247H90L91 245H89V243H91L92 239H90V238H88V237H86ZM161 236H162V237H161ZM169 236L171 237V239H170ZM260 236H261V235H260ZM139 237L142 238L143 240L140 239ZM262 237H263V236H262ZM262 237H260V238H262ZM77 238H78V239H77ZM97 238H99V237H97ZM111 238L113 239V240H112L113 243L111 242ZM163 238H165V239H163ZM238 238H239V237H238ZM241 238H242V237H240V239H241ZM79 239H80V240H79ZM88 239H90L89 243H87L88 241L86 242V240H88ZM139 239H140V241H141L142 243H141V242L139 243ZM106 240H107V241H106ZM161 240H162V241L164 240V241L162 242ZM167 240H168V241H167ZM260 240H262V239H260ZM66 241H64V242H66ZM70 241H72V240H70ZM70 241H69V243L67 242L68 245H69V244L71 245V242H70ZM80 241L82 242V245H81ZM108 241H109V242H108ZM151 241H152V242H151ZM153 241H154V242H153ZM256 241H257V240H256ZM106 242H108L109 245H108ZM161 242H162V243H161ZM17 243H19V242H17ZM79 243H80V244H79ZM103 243H104V245L107 244V246L109 247V249H110V247H112V246H113V248H114V246H115L114 243H115V244H117V245L115 246L117 250H116L115 248H114V249H110L111 253H109L110 251H109L108 247L104 246ZM110 243H111V244H110ZM119 243H120V244H119ZM137 243H138V245H137ZM148 243H147V244H148ZM150 243H152V244H150ZM155 243H156V242H155ZM20 244H21V243H20ZM20 244H19V246H24V245H20ZM60 244H62V243H60ZM78 244H79V245H78ZM86 244H88V245H86ZM100 244H102L103 246L100 245ZM121 244H122V245H121ZM123 244L125 245V247H124ZM139 244H140V245H139ZM156 244H157V243H156ZM156 244H154V245H156ZM26 245H27V244H26ZM26 245H25V246H26ZM65 245H66V246H65ZM80 245H81V247L84 245L82 248L85 249V250H86V248H87V249L90 248V250L92 249L94 252L88 250L89 252H91V255H92V256L98 255L99 252H100L99 255H101V252L104 251V250H106V252L109 253V254H107L108 256L106 257V256H105L106 254H103V252H102V254H103L104 256L101 255V256H102V258H101V256H100L101 259H99V257H97V256H95V257H91V259H89L91 255H90L89 257L86 256V258H84L85 253H89V252H87V250H86V252H81V251L79 250V248H81ZM98 245L102 246V249H103V247L107 248L108 251H107V249H104V250L101 251V247L99 248ZM111 245H112V246H111ZM126 245H128V246H126ZM14 246H16V245L14 244ZM17 246H18V245H17ZM78 246H79V247H78ZM88 246H89V247H88ZM96 246H97V247H96ZM117 246H119V248H118ZM121 246H122V247H121ZM140 246H141L142 248H143V247H144V248H147V249H144V248H143V249L146 250V251L140 249V248H141ZM60 247H62V245H61ZM66 247H67V248H66ZM84 247H85V248H84ZM139 247H140V248H139ZM82 248H81V249H82ZM128 248H131V249L129 250ZM138 248H139L140 250H142V251L139 252L140 250L138 251ZM77 249L79 250V254H82V255H80V256H79V255H76V256H78L79 258L75 256V254H78L77 251H76ZM83 249H82V251H84ZM123 249H124V250H123ZM52 250H53V251H52ZM65 250H68L67 253H65ZM95 251H96V253H95ZM97 251H98V253H97ZM112 251H113V252H112ZM122 251L125 252V254H122V253H123ZM137 251H138V252H137ZM106 252H104V253H106ZM143 252H142V253H143ZM92 253H93V254H92ZM119 253L122 254L123 257H122V255H120ZM128 253H127V254H128ZM62 254H60V255H62ZM116 254H119L118 257H116ZM129 254H128V255H129ZM173 254H174V253H173ZM87 255H88V254H87ZM112 255H113V256H112ZM81 256H83V258H80ZM114 256H115V257H114ZM189 256H190V255H189ZM48 257H50V258H48ZM74 257H76V258H74ZM96 257H97V259H94V258H96ZM126 257H125V258H126ZM62 258H63V260H62ZM73 258H74V260H76V261H72ZM92 258H93V259H92ZM103 258H104V259H103ZM108 258H109V259H108ZM125 258H124V259H125ZM241 258H242V260H241L242 263H244V262L247 263V260H246V259H248L249 257L247 258V256H244V257L242 256ZM42 259H43V257H42ZM47 259H48V261H47ZM107 259H108V261H105V260H107ZM120 259H114V261L110 260L109 262H110V263H111V262H112V263L115 262V264H117V263L120 264V262H121V264H122L123 262H125L124 259H123V261H122V260L119 261ZM249 259H250V258H249ZM50 260H51V261H50ZM92 260H94V261L96 260V261H95V262H94V261L92 262ZM115 260H116V261H115ZM86 261L84 260L82 263H84V262L86 263ZM101 261H102L103 263H102ZM248 261H249V260H248ZM48 262H49V263H48ZM98 262H99V263H98ZM104 262H105V263H104ZM106 262H107V263H106ZM85 263H84V264H85ZM89 263H86V264H89ZM245 263H244V264H245ZM43 264H44V263H43ZM52 264H53V263H52ZM108 264H109V263H108ZM113 264H114V263H113ZM123 264H124V263H123ZM263 264H264V263H263Z\"/></svg>", "mask_w": 264, "mask_h": 264}]
</instances>
